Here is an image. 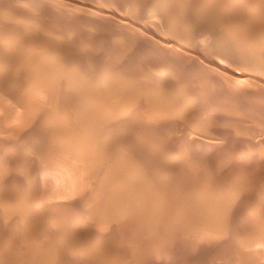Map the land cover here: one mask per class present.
Masks as SVG:
<instances>
[{
  "label": "rangeland",
  "instance_id": "374dc122",
  "mask_svg": "<svg viewBox=\"0 0 264 264\" xmlns=\"http://www.w3.org/2000/svg\"><path fill=\"white\" fill-rule=\"evenodd\" d=\"M4 1V2H3ZM16 1V2H15ZM32 1V2H31ZM41 1V3H40ZM53 1V2H52ZM76 2H73V0H34L35 3H33V0H1L0 2V14L2 15L4 13V16L2 15L3 17V20L5 19V21L3 22L2 20V17L0 15V26H2L0 28V37H2L0 39V54H1V57L5 58L2 59L3 61H1L2 63H4L2 65V63L0 64V67H1V72L3 74L2 76V79H5V80H0V86L2 85V89L0 90V97H2L1 101H0V105L2 107H0V240L2 239V241L0 242L1 245H0V264H90V262H94V264H100L101 262V259H104L103 261L106 262V264H121L120 261H122L123 264H159L158 262H160V264H177L178 261L179 263L178 264H228V261H229V264H246L248 261H251L252 264H264V256H260V253L263 251L264 252V245H260V244H257L255 242H257L259 239V237L261 238L262 236H264V199L261 198V197H264V71H262L264 69V58H262V56L264 57V26H263V23H264V10H262V12H259L258 10H256V15L258 16H254V18L252 17V22H251V19H245V15L243 13V15H240L242 14V11L243 12H246L244 11L245 9H241V12L239 10V16H237L238 12H236L233 7H231V5H227L228 1L229 0H195L193 2V0H191L192 2H190V0H74ZM82 3H81V2ZM134 1H135V5H134ZM145 1V2H144ZM149 3V8H150V12H152L154 14L155 12V15L152 16L150 19L149 18H146L145 17V9L148 7L147 6V3ZM177 1V2H176ZM209 1V3H208ZM234 0H230V3H232ZM242 1V0H240ZM261 1V3L259 2ZM264 1V0H263ZM262 0H255L256 2V8L258 9V7L262 6V9H264L263 5H264V2ZM15 2V3H14ZM38 2V3H37ZM66 2V3H65ZM119 2V3H118ZM125 2V3H124ZM152 2H154V4H152ZM157 2V3H156ZM186 2V3H185ZM196 2H197V5H196ZM199 2V3H198ZM216 2V3H215ZM220 2V3H219ZM244 2V0H243ZM54 3V4H53ZM60 3L61 4V7H60ZM64 3V4H63ZM70 3V4H68ZM138 3V4H137ZM168 3V4H167ZM178 3V4H177ZM221 3L223 4L221 6ZM245 5L249 3V1L246 0V2H244ZM254 3V0H251L249 5L251 4V6L253 5ZM14 4V5H12ZM145 4V5H144ZM150 4L152 6H150ZM160 4V9H159V5ZM173 4V5H172ZM189 4V5H188ZM200 4V5H199ZM209 4V5H208ZM219 4V5H218ZM36 5V6H35ZM39 5V6H38ZM124 5V6H123ZM169 5V7H168ZM201 5H202V8H201ZM227 5V6H226ZM246 5V6H247ZM14 6V7H13ZM42 6L44 8H42ZM68 6V7H67ZM71 6V7H70ZM80 6V7H79ZM130 6V7H128ZM147 6V7H146ZM158 6V7H157ZM175 6V7H174ZM194 6V7H193ZM204 6V7H203ZM206 6V7H205ZM214 6V7H213ZM216 6H217V9H216ZM219 6V7H218ZM229 6V7H228ZM8 7V8H7ZM13 9H12V8ZM20 7V8H19ZM78 7V8H77ZM95 7V8H94ZM157 7V8H156ZM162 7V9H161ZM208 7V9H207ZM223 7V8H221ZM250 7V6H249ZM5 8V9H4ZM25 8V9H24ZM148 8V9H149ZM153 8V9H152ZM166 8H167V11H166ZM175 8V11L173 13V9ZM180 8V9H179ZM182 8V9H181ZM194 8V10H193ZM225 8V9H224ZM234 9V13H233V9ZM251 8V7H250ZM20 9V10H19ZM28 9H29V12H28ZM58 9V10H57ZM60 9H62V11H60ZM73 9V11H72ZM100 9V10H99ZM152 9V10H151ZM171 9V10H170ZM206 9V10H205ZM4 10V11H3ZM19 10V11H18ZM71 12H69V11ZM159 10V11H158ZM186 12H184V11ZM193 11V13L196 11L195 14H193L191 11ZM218 10V11H217ZM7 11V12H6ZM12 11V13H10ZM26 11V12H25ZM32 11V12H31ZM102 11V12H101ZM104 11V12H103ZM140 14H138L139 12ZM148 11V10H147ZM164 11V13H163ZM180 11V12H179ZM188 11V12H187ZM200 11V13H199ZM203 11V12H202ZM205 11V13H204ZM212 11V12H211ZM225 11V12H224ZM18 12V13H17ZM101 12V14H100ZM162 12L163 15H160ZM179 12V13H178ZM181 12H183L184 14H182ZM191 12V13H190ZM211 12V13H210ZM230 12V13H229ZM35 14L34 15H32ZM43 13V14H42ZM62 13V14H61ZM114 13V14H113ZM165 13L167 15H165ZM169 13H173V15L169 14ZM204 13V15H203ZM229 13V14H228ZM16 14L15 17H13L14 15ZM21 14V15H20ZM26 14V15H25ZM143 14V15H142ZM176 14L177 15V18L176 16L174 15ZM186 14L188 15L186 17ZM198 14V15H197ZM227 14V15H226ZM236 14V15H235ZM7 15V17H6ZM9 15V17H8ZM12 15V17H10ZM25 17H24V16ZM31 15V16H30ZM141 15V17H140ZM209 17H208V16ZM212 15V17H210ZM224 15V16H223ZM233 15V16H232ZM261 15V16H260ZM263 15V16H262ZM20 16V17H19ZM163 16V17H162ZM166 16V17H165ZM170 16H171V19H170ZM174 16V17H172ZM180 16V17H179ZM184 16V18H183ZM189 16H191L189 18ZM202 16V17H201ZM222 18H221V17ZM236 18L234 19L235 23L233 22V18L232 17H235ZM260 16V17H259ZM24 17V18H23ZM34 17V18H33ZM39 17V18H38ZM156 17H159V18H156ZM196 17V18H195ZM201 18L199 20V18ZM206 17V19L204 18ZM209 19H208V18ZM218 17V18H217ZM226 17V19H225ZM229 17V18H228ZM259 17V19H258ZM262 17V18H261ZM9 18V19H8ZM19 18L20 19V23H19ZM26 18H29V21L28 19ZM33 18V19H32ZM38 18V19H37ZM162 18V19H161ZM164 18V19H163ZM182 18V19H181ZM261 18V19H260ZM11 19V21H10ZM14 19V20H13ZM35 19H37L35 21ZM154 19V20H153ZM179 19V20H178ZM208 19V21H207ZM10 21L12 22V24H10V22H6V21ZM32 20H34L32 22ZM165 20V21H164ZM174 20V21H173ZM177 20V22H176ZM188 20H190L191 22H188ZM194 20V21H192ZM198 20V21H197ZM203 20V21H202ZM214 20H216V22H214ZM241 20V22H240ZM244 20V21H243ZM256 20H258L256 22ZM17 21V22H16ZM22 21L24 22L23 24L24 25H21L22 24ZM179 21V22H178ZM203 23H202V22ZM221 21V23H220ZM225 21L228 22V24L226 25ZM239 21V23H238ZM250 23H249V22ZM30 22V23H29ZM36 22V23H35ZM196 22V23H195ZM206 22V23H205ZM210 23V26H209V23ZM243 22H245L243 24ZM259 22V24H258ZM5 23V24H4ZM29 23V24H28ZM34 23V26H32V24ZM40 23V25L38 24ZM43 23V24H42ZM177 23V24H176ZM183 23V24H182ZM185 23V24H184ZM189 25H188V24ZM216 23V24H215ZM234 23V24H233ZM240 23H241V26H240ZM248 23V24H247ZM255 23V24H253ZM10 24V25H9ZM17 24V25H16ZM27 24V26H26ZM169 24L171 27H169ZM172 24V25H171ZM199 24V25H197ZM204 24V25H203ZM223 24V25H222ZM233 24V25H232ZM43 25V26H42ZM184 25V26H183ZM196 25V26H195ZM213 25V26H212ZM218 25V26H217ZM238 25V26H237ZM244 25V26H242ZM252 25V26H251ZM256 27L257 31L256 33H254L253 31V34H255L254 36L251 35L252 37H247L246 35V30H247V33H250L253 29H254V26ZM261 25V26H260ZM8 26V27H6ZM11 26V27H10ZM36 26V28H35ZM38 26V28H37ZM42 26V27H40ZM177 30H175V28ZM179 26V27H178ZM198 26H200L201 28H199ZM206 26V27H205ZM209 26V27H208ZM219 26H220V30H219ZM232 26V27H231ZM4 27V29H3ZM25 27L27 28V31L25 30ZM30 27V28H29ZM32 27V28H31ZM208 27V28H207ZM226 27V28H225ZM238 27V28H237ZM241 27V28H240ZM247 27V28H246ZM261 27L263 29H261ZM17 30H15V29ZM42 28V29H41ZM188 28V30L186 29ZM190 28V29H189ZM199 28V30H198ZM207 28V30L205 29ZM217 28V29H216ZM222 28V29H221ZM244 28V29H243ZM249 28V29H248ZM8 29V31H7ZM181 29L183 31H181ZM195 29V30H194ZM212 29H214L212 31ZM227 29V30H226ZM235 29V30H234ZM237 29V30H236ZM241 29V30H240ZM261 29V31L259 30ZM16 32H15V31ZM25 30V31H24ZM44 30V32H43ZM53 30V31H52ZM211 30V31H210ZM244 30V31H242ZM255 30V29H254ZM5 31V32H4ZM18 31V32H17ZM23 31V32H22ZM177 31V32H176ZM185 31V32H184ZM187 31V32H186ZM200 31V32H198ZM209 31V32H208ZM218 31L220 32L218 34ZM263 31V32H262ZM41 32V33H40ZM57 32V33H56ZM180 32V33H179ZM193 32V34H192ZM196 32L198 34H196ZM202 32V33H201ZM208 32V33H207ZM213 32V35H211ZM224 32V33H223ZM12 33V34H11ZM26 33V34H25ZM53 33V34H52ZM55 33V34H54ZM187 33V35H186ZM208 36H207V34ZM226 33V34H225ZM230 33V34H229ZM233 33H235L233 35ZM239 35H238V34ZM244 33V34H243ZM261 33V35H260ZM19 34V35H18ZM31 34V35H30ZM178 34V35H177ZM206 36H205V35ZM241 34L245 35L246 36V39L243 41V37ZM257 34V36H256ZM4 35V36H3ZM55 35V36H54ZM182 37H181V36ZM197 35V37H195ZM200 35V36H199ZM215 35V37H214ZM229 35V36H228ZM240 35L242 36V39L240 37ZM7 36V38L5 37ZM17 36V37H16ZM19 36V37H18ZM26 36V38H25ZM180 36V37H179ZM188 36V37H186ZM190 36V38H189ZM194 36V37H193ZM239 36V37H238ZM259 36V37H258ZM261 36V38H260ZM263 36V37H262ZM55 37V38H53ZM202 38V41L204 40V44L201 42V38ZM210 37V38H209ZM212 37V38H211ZM231 37V39H230ZM234 37L236 38V40H234ZM11 38V39H10ZM18 38V39H17ZM37 38V39H36ZM60 38V39H59ZM192 38V40H191ZM194 38H196L194 40ZM200 38V42L198 43V39ZM207 38V39H206ZM219 38V39H218ZM238 38V39H237ZM240 38V43L238 42ZM255 41H253V39ZM258 38V39H257ZM16 39V41H15ZM29 39V40H28ZM33 39V40H32ZM55 39V40H54ZM213 39H216V40H213ZM229 39V40H228ZM257 39V40H256ZM3 40V41H1ZM43 40V41H41ZM212 42H211V41ZM7 41V42H6ZM29 41V43H28ZM31 41V43H30ZM210 41V42H209ZM225 41V42H224ZM243 41V42H242ZM248 41V42H247ZM252 41V42H251ZM11 42V44H10ZM14 42V43H13ZM18 42V43H16ZM57 44L58 46V51L60 50V53L57 54V52H52V49H51V52L50 50H47L45 51L46 49H44V47L46 46L45 44L47 45H52V43L54 44ZM187 42V43H186ZM222 42V43H220ZM237 42V45L235 44ZM260 42L262 44H260ZM9 43V45L7 44ZM22 43V45H21ZM34 43V45H33ZM60 43V45H59ZM63 43V44H62ZM216 45H214V44ZM219 43V44H218ZM224 43V44H223ZM232 43V44H231ZM245 43V44H244ZM250 43V45H249ZM252 43V44H251ZM255 43V44H254ZM16 44V45H15ZM29 44V45H28ZM42 44V45H41ZM222 46H221V45ZM231 44V46H230ZM247 44L249 46H247ZM4 45V46H3ZM7 45V46H6ZM24 45V46H23ZM33 45V46H32ZM225 45V46H224ZM226 45H228L226 47ZM239 45V46H238ZM242 46L241 48V51H240V47ZM261 45V46H260ZM3 46V47H2ZM10 46V47H9ZM18 46V47H17ZM20 46H21V49H20ZM25 46L28 48L26 49ZM38 46V48L36 47ZM44 46V47H43ZM214 46H217V47H214ZM221 46V47H219ZM224 46V48H223ZM230 46V47H229ZM237 46V47H236ZM254 46V47H253ZM256 47L260 48L259 51L256 52ZM260 46V47H259ZM263 46V47H262ZM9 47V48H8ZM33 49V52L31 51ZM219 47V48H218ZM232 47V48H231ZM261 47L263 48V52L261 51ZM5 50H4V49ZM7 48V49H6ZM15 48V49H14ZM18 48V49H16ZM40 48V49H39ZM43 48V49H42ZM217 48V49H216ZM221 48H222V51H221ZM229 50H228V49ZM250 48V49H249ZM13 49V50H12ZM20 49V50H19ZM23 49V50H22ZM31 49V50H30ZM42 49V51H41ZM65 49V50H64ZM68 49V50H67ZM211 49V50H210ZM214 49V50H213ZM216 49V50H215ZM227 49V50H225ZM232 49V50H231ZM238 49V50H237ZM242 49H245L243 50L244 53L242 52ZM248 49V50H246ZM254 49V52H256L254 54L253 50ZM9 50V51H8ZM19 50V51H18ZM27 50V51H26ZM31 52H30V51ZM44 50V51H43ZM230 50L232 51V53L230 52ZM236 50V52H235ZM250 50L251 53L253 52V54L257 57V54H258V58H260L261 60L258 61L257 58H254V55H252L250 53ZM15 51V52H14ZM73 51V52H72ZM217 51V52H215ZM226 51V52H225ZM246 51V52H245ZM249 51V52H248ZM19 52V53H18ZM22 52V53H21ZM27 52V53H26ZM35 52V53H34ZM38 52V53H37ZM46 54V52L49 54L48 57H47V61L49 60L48 58H50V62L48 61V64L50 63L49 66V69L45 72H47L49 74V70L51 72L54 70L60 72L61 70V74L63 73L62 72V68L64 73L65 71L66 72H70L71 70V73H70V76H72L71 74L74 75V77L76 76V78H74L73 80H67L69 78H67L65 80L64 76L65 75L64 73L61 75L60 73L58 74V77L61 78L63 77L64 81L62 79H59V82L61 81V83L63 82L64 84H57L56 80L55 79V72L54 74L51 75V72H50V75H51V83L53 82V84L55 83L57 85V88L61 85H62V88L60 90H65L63 91L62 94L61 91L58 92L60 96H56V102H60L59 107L54 108V104L53 102L55 103V101L53 99L55 98H49L44 96V95H38L39 92H37V96L36 94L33 93V90L37 89L38 86L36 85L37 83L40 85V86H43L42 82H44V78L46 79V76L47 73L45 74V76L43 75H40L39 72L36 73L34 72L37 71V68L35 67L34 69V66H37L35 65V60H40L42 57H41V54ZM69 52V53H68ZM212 52V53H211ZM223 52V53H221ZM242 52V55L240 54ZM263 53L259 55V53ZM3 53V54H2ZM8 53V54H7ZM12 53V54H11ZM39 56H37V54ZM52 53H55V54H52ZM62 53V54H61ZM64 53V54H63ZM68 53V54H66ZM75 54V55H69V54ZM209 53V54H208ZM211 53V54H210ZM216 53V54H215ZM218 53V54H217ZM228 53V54H227ZM249 55V61L252 60L250 63L247 62L248 60H245L244 58L248 57L247 55L244 56V54ZM250 53V54H248ZM26 54V55H25ZM35 54V56H34ZM78 57H77V55ZM221 56H220V55ZM227 54V55H225ZM237 56H236V55ZM240 54V55H239ZM3 55V56H2ZM8 55V56H7ZM53 55V56H52ZM57 55V56H56ZM61 57H59V56ZM238 55L240 57H238ZM12 56H15V57H12ZM29 56V57H28ZM46 56V55H45ZM64 58H63V57ZM70 56V58L68 57ZM74 56V57H72ZM81 56V57H80ZM209 58H208V57ZM215 56V57H214ZM223 56H225L223 58ZM227 56V57H226ZM231 56V57H230ZM233 56L235 58H233ZM244 58H243V57ZM253 56V59H251L250 57ZM261 56V57H260ZM28 57V59H27ZM38 57V59H37ZM40 57V58H39ZM69 60H68V58ZM222 59H221V58ZM238 57V58H237ZM14 58V59H13ZM36 58V59H35ZM62 58V59H61ZM76 58V59H74ZM207 58V59H205ZM215 58V60L213 59ZM227 58V59H226ZM233 58V60H232ZM242 58V59H240ZM55 59V60H54ZM59 59V60H58ZM67 59V60H65ZM211 59V60H210ZM232 61H230V60ZM236 59V60H235ZM248 59V58H247ZM255 59V60H254ZM257 59V60H256ZM25 60V61H24ZM31 60H33L31 62ZM58 60V62H57ZM76 60V62H75ZM79 60V62L77 61ZM86 62H83L85 61ZM225 60V61H224ZM235 60V61H234ZM241 60V61H240ZM244 62H243V61ZM254 60V61H253ZM6 61V62H5ZM28 61V62H26ZM57 64H55L54 63ZM62 61V62H61ZM67 61H71L72 64H69ZM240 61V62H239ZM259 62L258 64L256 62ZM31 62V63H30ZM62 64H61V63ZM65 62V63H64ZM218 62V63H217ZM221 62V63H220ZM225 62V63H223ZM236 62H239V63H235ZM253 62L256 63L253 65ZM261 62V63H260ZM11 64V65H8V64ZM15 63V64H14ZM23 63V64H22ZM78 63V64H77ZM80 63V64H79ZM82 63V65H81ZM246 63V64H245ZM248 63H249V66H248ZM263 63V64H262ZM21 64V65H20ZM28 64V65H26ZM31 66H30V65ZM77 66H76V65ZM235 64V66L233 65ZM239 64V65H238ZM241 64V65H240ZM253 65L254 68L255 66H257V68L259 67V65H261L259 67V70H255L254 68H252ZM8 65V66H7ZM23 65V66H22ZM33 65V66H32ZM72 65V67L74 68H70V66ZM78 65H81L78 67ZM211 65V66H210ZM216 65V66H215ZM225 65V66H224ZM238 65V66H236ZM243 65V66H242ZM3 66V68H2ZM13 66V67H12ZM26 66H28V69ZM30 66V67H29ZM64 66V67H63ZM86 66V67H85ZM219 66V68H218ZM222 66V67H221ZM234 66V67H233ZM248 66V67H246ZM263 66V67H262ZM7 67V68H6ZM55 67V68H54ZM57 67V68H56ZM61 67V68H60ZM69 67V68H67ZM83 67V68H81ZM84 67H85V71H84ZM238 67V68H237ZM250 67L252 69H250ZM263 69H262V68ZM16 68V69H15ZM22 68V69H21ZM26 70H24V69ZM60 68V69H59ZM67 68V70H66ZM106 68V69H105ZM222 68V69H221ZM245 68L250 69L252 71V73L249 72V70L247 71ZM6 69V70H5ZM14 69V70H13ZM71 69V70H69ZM77 69V70H76ZM81 71H80V70ZM230 69V70H229ZM232 69V70H231ZM238 69H240V72L243 71L244 69L247 71V72H242L244 74H247V75H251L253 74V71L255 72V74L251 75L250 78H247V79H244L242 80L243 82L239 83L238 82L236 83L234 80V82L232 81V74L231 72H237ZM254 69V70H253ZM18 70V71H17ZM91 72V73H88V71ZM104 70L102 73L101 71ZM218 70V71H217ZM7 71V72H6ZM9 71V73H8ZM13 73H12V72ZM15 71V73H14ZM30 71V72H29ZM32 71V72H31ZM84 71V73H83ZM222 71V72H221ZM18 72V73H17ZM74 72V73H73ZM81 73L82 76L80 74ZM214 72V73H213ZM218 72V73H216ZM239 72V71H238ZM261 72V73H259ZM24 73V74H23ZM26 73V75H25ZM53 73V72H52ZM57 73V72H56ZM88 73V74H87ZM108 73V74H107ZM222 73V74H221ZM250 73V74H249ZM6 74V75H5ZM13 74H14V77L17 79H15L13 77ZM22 74V75H21ZM36 74V75H35ZM39 74V76H37ZM44 74V72H43ZM68 74V73H67ZM66 76L68 77L69 75ZM76 74V75H75ZM87 74V79L90 78V80H86V77L85 75ZM106 74L108 76H106ZM112 74H114V76H112ZM230 74V75H229ZM259 74V76H258ZM263 74V75H262ZM27 75H29L30 77H26ZM34 75V76H33ZM91 77H90V76ZM110 75V77H109ZM225 77H224V76ZM231 77H229V76ZM23 76V77H22ZM33 76V77H32ZM253 76V77H252ZM263 76V77H262ZM7 79H6V78ZM36 77V78H35ZM57 77V75H56ZM78 77V78H77ZM89 77V78H88ZM109 77V78H108ZM113 77V78H112ZM220 77V78H219ZM224 77V78H223ZM255 77V78H254ZM14 78V79H13ZM40 78V79H39ZM50 78V76H49ZM54 78V79H53ZM73 78V76L71 77V79ZM80 78L82 80H80ZM232 78V79H231ZM254 78V79H253ZM258 78V79H257ZM11 79V80H10ZM38 79V80H37ZM77 79V80H76ZM80 81H79V80ZM100 79V80H99ZM107 79V80H106ZM31 80V82H30ZM37 80V81H36ZM43 80V81H41ZM49 79L47 78L45 81L47 82H44V86H48V84L50 83V81H48ZM87 83H86V81ZM109 80V81H108ZM231 80V81H230ZM249 80V81H248ZM257 82H256V81ZM10 81V82H8ZM36 81V82H35ZM40 81V82H39ZM74 81L77 83H74ZM78 81V82H77ZM83 81V82H82ZM85 81V82H84ZM89 81V82H88ZM103 81V83H102ZM112 81V82H111ZM252 81V82H251ZM260 81V82H259ZM5 82V83H3ZM8 82V83H7ZM17 82V83H15ZM20 82V83H19ZM93 82V83H92ZM97 82V83H96ZM251 82V83H250ZM13 83V84H12ZM19 83V84H18ZM34 83V86H32V84ZM47 85H46V84ZM71 83V84H69ZM83 83V84H82ZM99 83L100 85H105L106 84V88L105 87H101L99 86ZM111 83V84H110ZM115 83V84H114ZM246 85H245V84ZM250 83V85H249ZM9 84V85H8ZM15 84V85H14ZM22 84V85H21ZM49 84L50 86V90L52 88H54L53 86H55L56 88V85H53ZM67 84V85H65ZM80 86H79V85ZM90 84L87 89L86 86ZM98 84V85H97ZM113 84V85H112ZM233 84V85H232ZM235 84V85H234ZM242 84V85H241ZM244 84V85H243ZM5 85V86H4ZM7 85V86H6ZM18 85V86H16ZM28 85V88H26ZM36 85V86H35ZM70 85L72 87H70ZM76 85V87L74 86ZM79 87H78V86ZM84 85V86H83ZM86 85V86H85ZM96 85V86H95ZM110 85V87H109ZM112 85V86H111ZM123 85V86H122ZM157 87H156V86ZM12 86V87H11ZM14 86V87H13ZM39 86V87H40ZM115 86V87H113ZM149 86V87H148ZM8 87V88H6ZM36 87V88H34ZM68 87V88H67ZM81 87V88H80ZM99 89V93L98 95L103 94L101 95L102 96H105L108 94L109 91L112 90V92H116V95L113 94V99L111 100V98L109 96H105L106 98H108L109 100L107 101H112L115 102V104L113 105H116V108H118L119 106V111H118V114H116V109L115 107L113 108V110L115 109V112H112L114 114H112V116L108 113V115L105 113L107 112H102L106 117H104L103 115H100L99 117V113H101V111L97 112L99 110V108H101V102H98V103H101L100 104V107L97 108L98 106H94L95 105V102L97 100V96L95 95V90ZM101 87V88H100ZM113 87V88H112ZM125 87V89H124ZM126 87H128L129 90L131 93H127L129 91L126 90ZM132 87V88H131ZM193 87V88H192ZM198 87V88H196ZM15 88V89H14ZM47 88V87H45ZM52 89V92L54 91H58V89ZM77 88V89H75ZM82 88H84L85 92L83 93L82 92ZM105 88V89H103ZM110 88V89H109ZM126 91H123V89ZM13 89V90H12ZM19 89V90H18ZM30 89V90H29ZM49 89V87H48ZM72 89V90H70ZM79 89V90H78ZM89 89V90H88ZM91 89V91H90ZM93 89V91H92ZM97 89V90H98ZM103 89V90H102ZM115 89V90H113ZM121 90V92L123 91V93H127V95L130 94V96H127L129 97L127 100L126 94H123V99L124 97H126L124 100L125 101H130V104L128 103V106H127V103L123 102L121 99H119L120 97L122 98L121 96V93L118 92L119 90ZM160 89V90H159ZM164 89V91H163ZM6 92H5V91ZM9 90V91H8ZM11 90V91H10ZM21 90V91H20ZM78 90V91H77ZM96 90V92H97ZM134 90V91H133ZM149 90V91H148ZM155 90V91H154ZM157 90V91H156ZM38 91V90H37ZM57 91L55 93H57ZM76 91L73 95V92ZM87 91V92H86ZM95 93V94H90L91 97H93V95L96 96L95 100L93 101V104L92 102H89L91 98L89 95H86L87 93ZM106 91V92H105ZM143 91L145 93H143ZM166 93V94H163L162 92ZM186 91V92H185ZM188 91V92H187ZM192 91V93H191ZM196 91V93H195ZM3 92V93H2ZM9 92V93H8ZM31 92V93H30ZM71 92H72V95H71ZM104 92L106 94H104ZM112 92H109L112 93ZM159 92V93H158ZM5 93V94H4ZM17 95H16V94ZM29 93V94H28ZM36 93V92H35ZM55 93H53L55 95ZM57 93V94H58ZM85 94L86 96L84 97L85 100H87L85 103L87 104V102H89L90 104H92V106L88 103L87 106L83 103L85 100L81 97L84 96L83 94ZM117 93H120V96L117 94ZM140 93L139 97L138 94ZM149 94V95H146ZM152 93H154V95H152ZM156 93V94H155ZM190 93V94H189ZM3 94V96H1ZM28 94V95H27ZM34 94V95H33ZM52 94V95H53ZM62 94V95H61ZM78 94V95H77ZM80 94V95H79ZM108 94V95H109ZM135 94V95H134ZM151 94V95H150ZM189 94V95H188ZM9 95V96H7ZM24 95V96H23ZM27 95V97H26ZM31 95V96H30ZM139 97L137 98L136 97ZM146 95V96H145ZM161 96L162 97V100L161 97H158V96ZM167 98H165V96ZM170 95V96H169ZM184 95V96H183ZM7 96V97H5ZM33 96V97H32ZM35 96V97H34ZM40 96V97H39ZM46 97L48 100H53V102L51 101H48L47 99H45L44 97ZM70 96V97H69ZM80 97L79 99L77 97ZM87 96H89V98H87ZM143 96V98H142ZM164 96V97H163ZM175 96V97H174ZM193 96L196 97V103H193L194 105H196L195 109L193 111L195 112H189L188 113V117L187 116V113L185 114L182 110L183 108V103L186 101V100H189L191 101L190 99H195ZM12 97V98H11ZM19 97V98H18ZM59 97V98H58ZM62 97H65L62 98ZM105 97H102L103 99H106ZM115 97H117L118 102H117V99H115ZM119 97V98H118ZM135 97V99H134ZM155 97H158L155 99ZM170 97V98H169ZM180 97V98H179ZM183 97V98H182ZM6 98V99H5ZM24 98V99H23ZM30 98V99H29ZM37 98V99H36ZM42 98V99H41ZM47 100V101H44L43 100ZM74 98V99H73ZM135 100V102L132 100ZM150 98V99H149ZM164 98V99H163ZM201 98V99H200ZM203 98V99H202ZM4 99V100H3ZM14 99V100H13ZM20 99V100H19ZM23 99V101H22ZM62 99V101H61ZM84 100L83 102L81 100ZM91 99V100H92ZM101 98H98L97 101H100ZM144 99V100H143ZM149 99V104L147 102V100ZM169 99V100H168ZM177 99V100H176ZM200 99V100H199ZM25 100V101H24ZM60 100V101H59ZM64 100V101H63ZM76 100L77 102L78 101H81V105L78 104L76 105ZM165 100V101H164ZM37 101V103H35ZM69 101V102H68ZM103 101V100H101ZM139 101V102H138ZM155 101V102H154ZM159 104H158V102ZM171 101V102H169ZM176 101V102H174ZM198 101V102H197ZM204 101V102H202ZM12 102V103H11ZM16 102V103H14ZM21 102V103H20ZM24 102V103H22ZM34 106V107H30V105ZM31 102V103H30ZM42 102V103H41ZM44 102V103H43ZM63 102V103H62ZM123 102V104H122ZM138 102V103H137ZM147 102V103H146ZM174 104H173V103ZM199 102H201V104H199ZM208 102V104L206 103ZM2 103V104H1ZM7 103V104H6ZM9 103V104H8ZM34 103V104H33ZM65 103L70 106L68 108V106H65ZM80 103V102H79ZM98 103L96 102V105H98ZM121 103V104H120ZM137 103V104H136ZM146 103V104H145ZM154 103V104H153ZM161 103V104H160ZM164 103H165V106H164ZM168 103V105H166ZM190 103V102H189ZM17 104V105H16ZM22 104V106H21ZM25 104V105H24ZM39 104H40V107H39ZM45 104H46V107H45ZM62 104V105H61ZM63 104L65 106L66 109H62L60 108L61 106L63 107ZM111 104V103H110ZM118 104V105H117ZM126 104V106H124ZM176 104V105H175ZM182 104V106H181ZM210 104V105H209ZM13 105V106H12ZM49 105V107H48ZM55 105V107H56ZM82 105L85 107H82ZM104 105V104H103ZM107 105V104H106ZM112 105V104H111ZM111 105L110 108H111ZM132 107H130V106ZM155 107H154V106ZM161 105V106H160ZM175 105V106H173ZM202 105V106H201ZM203 105L205 107H203ZM208 105V106H206ZM3 106H6V107H3ZM9 106V108H8ZM27 106H29V108H27ZM77 106V108H76ZM90 106L92 108H90ZM108 106V108H109ZM139 106V107H138ZM159 106V107H158ZM176 106H181L180 109L179 107H176ZM199 106V107H198ZM201 106V107H200ZM14 107V108H12ZM18 107V108H17ZM22 107V108H21ZM51 107V109H49ZM95 110H92L93 108H95ZM105 107V106H102V108ZM121 107L124 109H121ZM128 107V109H125V108ZM138 108V110L136 108ZM150 109H149V108ZM170 107V108H169ZM198 107V108H197ZM207 107V108H206ZM27 112H26V110ZM31 108V109H30ZM60 108V109H59ZM72 108V109H71ZM75 108V109H74ZM85 108V109H84ZM87 108H90V109H87ZM101 108V109H102ZM145 108V109H144ZM177 108V109H176ZM204 108L207 110H204ZM212 108V109H211ZM5 109V110H4ZM19 109V110H18ZM30 109V110H28ZM36 109V110H35ZM58 109L60 111V116H62V118H60V116L57 118V116L59 115L58 114ZM62 109V111H61ZM155 109V110H154ZM170 111H169V110ZM178 109H180L178 111ZM197 109V111H196ZM203 109V113H206L204 114L205 118L203 117V113H201L202 115H199V111H201ZM11 110V111H10ZM24 110V111H23ZM43 110V111H42ZM57 113H55L56 111ZM72 110V111H71ZM77 110V111H76ZM80 110V111H79ZM87 110H90V111H87ZM97 110V111H96ZM122 110L126 113L124 115V112H122ZM146 110V111H145ZM150 112H149V111ZM152 110V111H151ZM157 110V112H156ZM164 110H166L165 112H163ZM174 110V111H172ZM177 110V111H176ZM199 110V111H198ZM3 111V112H2ZM8 111V112H7ZM17 111V112H15ZM19 111V112H18ZM48 111V113H47ZM55 111V112H54ZM82 111V112H81ZM86 111V112H85ZM94 111H96L98 114H97V117L95 116L96 115V112L94 114ZM121 111V112H120ZM136 113H135V112ZM148 111V112H147ZM162 112V113H159ZM206 111V112H204ZM11 112V113H10ZM34 112V113H33ZM62 112V113H61ZM64 112V113H63ZM68 112V113H67ZM79 112V113H78ZM88 112V114H87ZM132 112V113H131ZM155 112V114H153ZM169 112V113H168ZM174 112V113H173ZM179 112V115L178 113ZM183 112V114L181 113ZM196 112H199L197 113L198 115L196 116ZM209 112V114L207 113ZM3 113V114H2ZM9 113V114H8ZM25 113V114H24ZM36 113V114H35ZM85 113V115L83 114ZM94 115V116H91L89 117L90 120H89V123L90 125H86L84 126V128L82 127V123H79L77 121H79L81 119V122L83 120V118L85 120L86 119V115H89L91 114ZM101 113V114H102ZM121 113V114H119ZM123 113V114H122ZM129 113V114H128ZM148 113V114H147ZM151 113L153 114V117L151 115ZM173 113V114H172ZM211 113V114H210ZM12 114V115H11ZM20 114V115H19ZM24 114V115H23ZM35 114V115H34ZM55 115L54 117V120H53V116ZM58 114V115H57ZM61 114H64V115H61ZM66 114L72 116V119L74 118V120L76 121H72V119H69L68 115V122L69 120H71V123H64L63 121V116H66ZM81 116H79V115ZM163 114V115H162ZM167 114V115H166ZM171 114V115H170ZM208 114V115H207ZM8 115V116H7ZM11 115V116H10ZM26 115V116H25ZM30 115V116H29ZM117 115V116H116ZM124 117H120V116H123ZM165 115V116H164ZM184 115V117H183ZM5 116V118H4ZM51 116V117H50ZM90 116V115H89ZM114 117L115 120H113L112 122V119L111 117ZM155 116V117H154ZM192 116V117H191ZM202 116V118L200 119L199 117ZM11 117V119L9 118ZM16 117V118H14ZM33 117V118H32ZM35 117V118H34ZM93 117V118H92ZM108 117V118H107ZM126 117V118H125ZM196 117V118H195ZM198 117V118H197ZM214 117V118H213ZM22 118V119H21ZM29 118V119H28ZM40 118V119H39ZM52 118V119H51ZM61 119L59 121H63V127L60 126L61 128H63V132H65L66 135L63 134V132H58L56 133L57 129H58V126L60 125V122H59V125L58 123L56 124V120L58 122V119ZM77 118H80L79 120H77ZM88 118V116H87ZM95 118L97 120V123L95 124H98V123H102L105 121V124H107V126H101L103 124H100L99 126H101V128L103 127V134H101L100 132V137L101 135L102 136V139L104 137V140H101L100 137H97L96 136V140L99 138L101 141H95V142H99V149L102 150V148H104L105 151L109 150V149H112V150H109V153H112V156L110 157L108 154L111 161H113L116 165L113 170L112 173H115L114 174V178L113 180L117 183L115 184V182H112L111 178L110 177H107L108 175L111 176L110 174L112 173H108L109 171H106L107 169L109 170V167L112 168V164L108 167V162H111L109 160H107V158H103L101 159V157H103L105 155V153L103 151H100L103 155L100 154L99 152V149H96L98 146L97 144L98 143H93L94 139H95V136L93 137L94 139H90L92 137V134L94 133L95 134V131H93L94 127L95 129L98 127V129H96L97 131H99V126H96L94 125V122L95 121ZM99 121H98V119ZM103 118V119H101ZM110 118V119H109ZM120 118V120H119ZM190 118V119H189ZM194 118V120H193ZM259 118H260V121H259ZM25 119V120H24ZM50 119V120H49ZM93 119V120H92ZM101 119V120H100ZM106 119V120H105ZM108 119V120H107ZM126 119V121H124ZM131 119V120H130ZM187 119V120H186ZM192 119V120H191ZM197 119V120H196ZM204 119V120H203ZM212 119V120H211ZM8 120L9 122L7 123L6 121ZM13 120V121H12ZM16 120V122H15ZM31 120V121H29ZM38 120V121H37ZM111 120V121H109ZM203 123H202V121ZM3 121V122H2ZM18 121V122H17ZM29 121V123H27ZM48 121V123H47ZM54 123H53V122ZM116 123H115V122ZM120 121V122H119ZM200 121V122H199ZM205 121V122H204ZM212 121V122H211ZM14 122V123H13ZM22 122H24L22 124ZM46 122V123H44ZM72 122H75V123H72ZM112 122V123H111ZM118 122V123H117ZM121 122H122V127H118L121 125ZM262 122V123H261ZM8 127H7V125ZM13 123V124H11ZM16 123V124H15ZM37 123V124H36ZM53 123V124H52ZM76 123H79L77 125H75ZM110 124H113L112 125H109ZM139 125H138V124ZM5 124V125H4ZM34 124V125H33ZM36 124V125H35ZM56 124V125H54ZM62 124V123H61ZM72 124H74V126H72ZM93 124V126H91ZM115 124V125H114ZM12 125V126H11ZM29 125V126H28ZM54 125V126H53ZM118 125V126H116ZM131 125H132V128H131ZM138 125V126H137ZM207 125H210L209 127ZM5 126V127H4ZM12 128H11V127ZM20 126V127H19ZM51 126V127H50ZM72 126V127H71ZM113 129H112V127ZM128 126V127H127ZM29 127V129H28ZM48 127V128H47ZM50 127V128H49ZM67 127V128H66ZM70 127V128H69ZM91 127V128H90ZM136 127V129H135ZM140 127V128H139ZM5 128V129H4ZM11 128V130H10ZM23 128V130H22ZM47 128V129H46ZM52 128V129H51ZM83 128V129H82ZM85 128H89L87 130H84ZM100 128V130H101ZM106 128V129H105ZM109 128V129H108ZM115 128V129H114ZM117 128V130H116ZM120 130H119V129ZM123 128V129H122ZM203 128V130H202ZM208 128H209V131H208ZM16 132H15V130ZM38 129V130H37ZM49 129V130H48ZM94 129V130H95ZM122 129V131H121ZM128 129V130H127ZM205 129V130H204ZM8 130V131H7ZM14 130V131H13ZM20 130V131H19ZM24 130H26L24 132ZM40 130V132H39ZM47 130V131H46ZM52 130V131H51ZM71 131L69 132V134L71 133V135L73 134V136H77V134L79 136H77V138L75 137L74 140H69L67 142V140L69 139L68 138V132L67 131ZM75 130L77 131V134L74 135V133L72 132H75ZM90 130V131H89ZM141 130V131H140ZM3 131V132H2ZM37 131L38 132V135L37 133L34 132ZM46 131V132H44ZM54 131V132H53ZM59 131V130H58ZM83 131V132H82ZM96 131V132H97ZM110 131H114L113 134L112 132ZM131 131V132H130ZM7 132V133H6ZM11 132V133H10ZM20 132V133H19ZM42 132V133H41ZM53 132V134L51 133ZM87 132V133H86ZM89 132V133H88ZM92 132V133H90ZM107 132V133H106ZM125 132V133H123ZM130 132V133H129ZM263 132V134H262ZM9 133V134H8ZM14 133V134H12ZM26 133V134H25ZM32 133V134H31ZM76 133V132H75ZM82 133V134H81ZM105 133L107 135H105ZM110 133V135H109ZM117 133V134H115ZM121 135H120V134ZM137 133V134H136ZM21 136H20V135ZM31 134V135H30ZM36 134V135H35ZM59 134H62L61 136ZM68 134V135H67ZM85 134L87 136H85ZM97 135H99V132L96 133ZM95 134V135H96ZM115 134V135H114ZM129 134V135H128ZM131 134V135H130ZM133 134V135H132ZM142 134V135H141ZM262 134V135H261ZM15 135V136H14ZM57 135V136H56ZM59 135V136H58ZM70 135V136H71ZM109 135V136H108ZM114 136L115 139H114V143L112 144H109L110 142L108 141L110 139L111 136ZM119 135V136H117ZM123 135V136H122ZM135 135V137H134ZM138 135V136H137ZM150 135V136H149ZM14 136V137H13ZM19 136V138H18ZM27 136V138H26ZM29 136V137H28ZM53 136V137H52ZM64 138H63V137ZM72 136V137H73ZM85 136V137H84ZM90 136V138H89ZM112 136V137H113ZM141 136V137H140ZM149 136V137H147ZM13 137V138H12ZM49 137V138H48ZM60 137V138H59ZM113 137V138H114ZM127 137V138H126ZM131 137V139H130ZM137 137V138H136ZM152 137V138H151ZM3 138V139H2ZM18 138V140H17ZM21 138V139H20ZM26 138V140H24ZM63 138V139H61ZM67 138V139H65ZM71 138V137H70ZM80 138V139H79ZM124 138V139H123ZM129 138V139H128ZM135 138V139H134ZM155 138V140H154ZM262 138V139H261ZM6 139V140H5ZM20 143L16 141V140ZM46 139V140H44ZM90 140V143L91 144H88L86 145L89 141H84V140ZM98 139V140H99ZM128 139V140H127ZM134 139V140H133ZM153 139V141H152ZM11 140V141H10ZM20 140V141H19ZM22 140V141H21ZM24 140V142H23ZM59 140V143H57ZM76 140L77 143H79L81 145V143H85L83 144L82 146H80L79 144H76ZM82 140V141H81ZM93 140V141H92ZM112 140V138L110 139V141ZM125 140V141H124ZM136 140V141H135ZM146 140V141H145ZM148 140V141H147ZM57 141V142H56ZM61 141V142H60ZM70 141H73L74 142V145L72 144V146L74 147L75 145H78V147L80 148V152L82 153H78V157L77 156H74L73 154H76L77 155V151L79 150L78 149H75L77 146H75V150L76 152H69L70 150L73 151L71 148L69 150L71 144ZM104 141V142H102ZM6 142V143H5ZM28 142V143H27ZM67 142V143H65ZM101 142V143H100ZM121 142V143H120ZM159 142V143H158ZM261 142V144H260ZM263 142V143H262ZM152 143V144H151ZM17 144V145H16ZM59 144V145H58ZM69 144V146H67ZM104 144V145H103ZM114 144H117L116 147H114L115 145ZM132 144V145H131ZM157 144V145H156ZM3 145V146H2ZM25 147H24V146ZM37 146V147H34ZM44 145V146H43ZM55 145V147H54ZM96 145V147H95ZM100 145H103V146H100ZM111 145V147L109 146ZM114 145V146H113ZM125 145V146H124ZM155 145V146H154ZM2 146V147H1ZM21 146V147H20ZM31 146V148H30ZM43 146V147H42ZM46 146V147H45ZM62 146V148H60ZM63 146H67L69 148H66L67 150H65L63 148ZM124 146V147H123ZM131 146V147H130ZM149 146V147H148ZM152 146V147H151ZM157 146V148H156ZM263 146V147H261ZM48 147V149H47ZM54 147V148H53ZM102 147V148H101ZM105 147L107 149H105ZM114 147V148H113ZM138 147V148H137ZM141 147V148H140ZM148 147V151H147V148ZM160 147V148H159ZM16 148V149H15ZM22 148V149H21ZM27 148V149H26ZM33 148V150H32ZM86 148V149H85ZM90 148V150H88ZM118 148V149H117ZM127 148V149H126ZM152 148V149H151ZM263 148V149H261ZM45 149V150H44ZM50 149V150H49ZM62 149L64 151V153L68 156V154H72V157L71 155L70 156H66V155H63L64 153L61 152ZM85 149V150H83ZM91 149H93L91 151ZM146 149V150H145ZM150 149V150H149ZM154 149V150H153ZM164 149V150H161ZM174 149V150H173ZM25 150V152H24ZM56 150V151H54ZM69 150V151H68ZM87 150V151H86ZM100 154H98V156H101V157H98L96 155V157L101 160H105L103 161V165L104 167L102 168L99 161L96 160V157H94L96 153V151ZM117 150V152H115ZM133 150V151H132ZM139 150H142V151H139ZM31 151H35L34 153L31 152ZM47 151V152H46ZM50 151V152H49ZM145 151V152H144ZM172 151V152H171ZM180 152V153H177V152ZM21 154H20V153ZM27 152V153H26ZM43 152V153H42ZM67 152H69L67 154ZM115 152V153H114ZM120 152V154H119ZM124 152V153H123ZM148 152V153H147ZM157 152V153H156ZM2 153V154H1ZM5 153V154H4ZM17 153H19L20 155H18ZM29 153V154H28ZM40 153V154H39ZM46 153V154H44ZM51 153V154H50ZM92 153V154H91ZM95 153V154H93ZM108 153V151L106 152ZM114 153V154H113ZM117 153V154H116ZM131 153V154H130ZM139 153V154H138ZM151 153V155H150ZM153 153V154H152ZM231 153V154H230ZM13 154V155H12ZM17 154V155H15ZM26 154V155H25ZM122 154V155H121ZM130 154V155H129ZM142 154V155H141ZM168 156H167V155ZM174 154V155H173ZM8 155V156H7ZM25 155V156H24ZM29 155V156H28ZM46 155V156H45ZM53 157H52V156ZM93 156L90 157V156ZM115 155V156H114ZM117 155V156H116ZM128 155V156H127ZM132 155V157H131ZM136 155V156H135ZM139 155V156H138ZM149 155V156H148ZM153 155V156H152ZM156 155V156H155ZM165 155V156H164ZM170 155V156H169ZM233 155V156H231ZM16 159H14V157ZM31 157L32 158H23V157ZM35 156V157H34ZM84 156H86V158L89 160V157L91 159V163L92 164H89L90 163V160L89 162L86 160L83 159ZM89 156V157H88ZM130 156V157H129ZM145 156V157H144ZM231 156V157H230ZM48 157H51V158H48ZM58 157V159H57ZM66 157V159H65ZM106 157V156H105ZM156 157V158H155ZM178 158V160L175 162V165L174 163L171 164L170 166V161L171 159H168V158ZM173 157V158H172ZM242 157V158H240ZM12 158V159H11ZM20 158V159H19ZM59 158L63 159L64 160V164L65 162L66 163H69L70 166H73L75 171L74 172H69L66 170L64 171V169H60V162L58 163ZM76 158V159H74ZM95 158V159H94ZM112 158L114 160H112ZM146 158V159H144ZM235 158H238L239 160H242L243 161V158L245 159L243 161V164L245 163V161H247L244 165H242V161L239 162V160L237 161H234L233 159ZM36 159V160H35ZM40 159V160H39ZM46 159H52V161H54L53 159H55V162H57L59 165H58V169H56L57 167H54L55 169H50L49 166L53 165V162H50L49 160H46ZM73 159V161L71 160ZM78 159V160H77ZM94 159V161H93ZM124 159V160H123ZM131 159V160H130ZM162 159V160H160ZM95 160L98 162L97 165L98 167H101L102 168V173H100V171L98 169L95 168ZM117 160V161H116ZM146 160V161H145ZM149 160H150V163H149ZM156 160V161H154ZM225 160V161H224ZM10 161V163H9ZM72 161V162H71ZM79 161V162H78ZM93 161V162H92ZM129 161L131 162V164L129 163ZM133 161V162H132ZM167 161V162H166ZM189 161V162H188ZM191 161V162H190ZM234 161V162H233ZM8 162V163H7ZM30 162V163H29ZM38 162V163H37ZM49 162V163H48ZM54 162V164H55ZM84 162V163H83ZM88 162V163H87ZM106 162V163H104ZM112 162V163H113ZM127 162V163H126ZM153 162V163H152ZM178 162V163H177ZM180 162V163H179ZM188 162V163H187ZM203 162V163H202ZM227 162V163H226ZM13 163V164H12ZM27 163V165H26ZM33 163V164H32ZM35 163V164H34ZM37 163V165H36ZM48 163V164H47ZM77 163V164H76ZM87 163V164H86ZM94 163V165H93ZM108 163V164H107ZM129 165V167L131 168V165L132 167L135 166V168H132V170H127V165ZM141 163V165H140ZM144 165H143V164ZM165 163V164H164ZM202 163V164H201ZM208 165H207V164ZM224 165H223V164ZM240 163V164H238ZM4 164V165H3ZM11 164V166H10ZM43 164V165H42ZM46 164V165H45ZM107 164V165H106ZM122 166H121V165ZM134 164V165H133ZM149 166H147V165ZM187 164V165H186ZM227 166H226V165ZM9 166V170H7V167ZM14 165L16 167H14ZM24 165V166H23ZM30 165V166H29ZM36 165V166H35ZM39 165V166H38ZM57 165V164H55ZM54 165V166H55ZM86 165V166H85ZM94 167V169H96V171L98 170V172L101 174L100 175V178H99V173L97 172L96 174L98 175V177L94 175L91 176L92 174V169H91V166ZM102 165V166H103ZM125 165V166H124ZM154 165V166H153ZM162 165V166H161ZM169 167H167V166ZM177 165L180 167V169L177 167ZM183 165V166H182ZM195 165V166H194ZM202 165V166H201ZM238 165L242 166V167H238ZM247 165V166H246ZM22 166V167H21ZM85 166V167H83ZM140 166V167H139ZM160 166V167H159ZM174 166V167H173ZM205 166V167H204ZM226 166V167H225ZM13 167V168H12ZM35 169H34V168ZM64 167V165H63ZM89 167V168H88ZM105 167H107V169H105ZM125 167V169H124ZM138 167V168H137ZM167 167V168H165ZM172 167V168H171ZM186 167V170L185 168ZM188 167V168H187ZM199 167V168H198ZM238 167V168H236ZM246 167V168H245ZM24 168V169H23ZM29 168V169H28ZM39 168V169H38ZM47 168V170L45 169ZM81 170H79V169ZM84 168V169H83ZM110 168V169H111ZM118 168V169H117ZM120 168V169H119ZM164 168V169H162ZM178 168V169H177ZM198 168V169H197ZM208 168V169H207ZM247 168H248V171H247ZM11 169V170H10ZM17 169V170H16ZM27 169V170H26ZM49 169V170H48ZM87 169V170H86ZM117 169V170H115ZM136 169V170H135ZM141 169V171H140ZM162 169V170H160ZM190 169V171H189ZM206 169V170H205ZM239 169V170H237ZM243 169V170H242ZM250 169V170H249ZM20 170V171H19ZM54 170V171H52ZM57 170V171H56ZM84 170V171H83ZM110 170V171H112ZM143 170V172H142ZM147 170V171H145ZM154 170V171H152ZM166 170H169L168 172ZM176 170V171H175ZM179 170V173L178 171ZM183 172H182V171ZM242 170V171H241ZM3 171V172H1ZM5 171V173H4ZM13 171V172H12ZM30 171V172H29ZM44 173H43V172ZM48 171V172H47ZM105 171V172H103ZM115 171V172H114ZM125 171V172H123ZM136 171V172H135ZM139 171V172H138ZM150 171V172H149ZM241 171V172H240ZM8 172V173H7ZM23 172V173H22ZM28 172V173H27ZM40 172V173H39ZM46 172V173H45ZM58 173L55 175V173ZM79 172V173H78ZM118 172V173H117ZM167 172V174H166ZM200 172V173H199ZM203 172V173H202ZM209 172V174H208ZM211 172V173H210ZM215 174H214V173ZM230 174H229V173ZM236 172V173H235ZM251 172V173H250ZM4 173V174H3ZM17 176H14L16 175ZM65 173V174H64ZM77 173V174H76ZM94 173V171H93ZM108 173V174H107ZM119 174L118 178L117 177V174ZM140 173V174H139ZM148 173V174H147ZM151 173V175L149 174ZM177 173V175H176ZM182 173V174H181ZM184 173V174H183ZM249 173V174H248ZM6 174V175H5ZM30 174V175H29ZM37 174V175H36ZM40 174V175H39ZM48 174V175H46ZM50 174V176H49ZM62 174V175H61ZM88 174V176H87ZM127 174V175H126ZM130 174V175H129ZM132 174V175H131ZM139 174V175H138ZM142 174V175H141ZM146 174V175H145ZM159 174V175H158ZM175 174V175H174ZM186 174V175H185ZM190 174V176L188 175ZM205 174V175H204ZM208 174V175H207ZM211 174V175H210ZM234 174V176H233ZM237 177H235L236 175H238ZM22 175H24L22 177ZM39 175V176H38ZM59 175V176H58ZM76 175L78 177H76ZM83 175V177H82ZM122 175V176H121ZM134 175H137V176H134ZM153 175V176H152ZM174 175V177H173ZM183 175V176H182ZM192 175V176H191ZM212 175H215V176H212ZM219 177H218V176ZM231 175V177H230ZM243 175V176H242ZM256 177H255V176ZM3 176V177H2ZM5 176V177H4ZM28 176V177H27ZM32 176V177H31ZM34 176V177H33ZM38 176V177H37ZM55 178H54V177ZM72 176V177H71ZM76 178H75V177ZM91 176V177H90ZM96 178H95V177ZM134 176V177H133ZM150 176V178H149ZM179 176V177H178ZM217 176V177H216ZM254 176V177H253ZM4 179H2V178ZM7 177V178H6ZM11 177V178H10ZM30 177V178H29ZM50 177V178H49ZM60 177V178H59ZM64 177V178H63ZM81 177V178H80ZM90 177V178H89ZM106 177V178H104ZM113 177V175H112ZM133 177V178H132ZM161 177L163 179H161ZM178 177V178H177ZM186 178L184 180V178ZM189 177V179H188ZM207 179H206V178ZM209 177V179H208ZM215 177V178H214ZM235 177V179H234ZM23 178V179H22ZM37 178V179H36ZM44 182H43V180ZM46 180H45V179ZM48 178V180H47ZM53 180H52V179ZM57 178V179H56ZM68 178V179H67ZM72 178V179H71ZM92 178H95V179H92ZM109 178V179H108ZM116 178V179H115ZM122 178V179H121ZM127 178V179H126ZM136 178V179H135ZM138 178V179H137ZM148 178V179H147ZM192 178V179H191ZM205 178V180H204ZM228 178V179H226ZM240 178V179H239ZM243 178V179H241ZM251 180H250V179ZM259 178V179H258ZM261 178V180H260ZM17 179V180H16ZM29 181H28V180ZM53 181H51V180ZM59 179V180H58ZM66 179V181H65ZM87 179V180H86ZM96 183V184H92L91 180ZM98 179V181H97ZM102 179V180H101ZM107 179V180H105ZM140 179V180H139ZM165 179V180H164ZM167 179V180H166ZM171 179V180H170ZM174 179V180H173ZM177 179V180H175ZM195 179V182H193V180ZM197 179V180H196ZM237 179H239L237 183ZM263 179V180H262ZM7 180V181H6ZM15 180V181H14ZM19 180V181H18ZM21 180V181H20ZM23 180V181H22ZM32 180V181H30ZM36 180V181H35ZM42 180V181H41ZM64 180V181H63ZM71 183H70V181ZM101 180V181H100ZM104 180L108 183V182H111L112 184L114 183V185L112 186L111 183L110 184H107L109 187L107 188H104L103 189V192L102 193V190L100 191V193L102 195H100L98 192H99V189L98 188H101L102 185H104L105 183ZM141 180L144 181V184L145 182L147 181V185H143L144 187H142L141 185L143 184L141 182ZM146 180V181H145ZM153 180V181H152ZM187 180V181H186ZM209 180V181H208ZM232 180V181H230ZM234 180V181H233ZM236 180V181H235ZM243 180V182H241ZM247 180V181H246ZM253 180V181H252ZM256 180V181H254ZM260 180V181H259ZM3 181V182H2ZM12 181V182H11ZM14 181V182H13ZM45 181H47L45 183ZM50 181V182H48ZM55 181V182H54ZM68 181V182H67ZM76 181V183H75ZM85 181V183H84ZM103 181V182H102ZM126 181V185H128L126 187L125 182ZM134 181V183H133ZM198 181V182H197ZM205 185V187L203 186V183ZM209 183V187L208 191H210V193H208L209 195H207L209 198H207L208 200L212 197V199L214 198L213 200V203H212V200L210 199V201L208 202H205L203 203L204 201V197H206V193H205V190L206 189H203V188H206V186H208V182ZM227 181V182H226ZM245 181V182H244ZM251 181V182H250ZM7 182V183H6ZM60 182H62V184H60ZM65 182V183H64ZM67 182V183H66ZM119 182H122L119 183ZM139 182L140 183V188L142 189H136V192H134V188L132 187H135V186H138L139 187ZM161 182V183H160ZM201 182V183H200ZM213 182V184L211 183ZM225 182V183H224ZM229 182V183H228ZM235 184H234V183ZM247 182V183H246ZM258 182V183H257ZM32 183V184H31ZM39 183V184H37ZM45 183V184H44ZM54 183V184H53ZM56 183V184H55ZM70 183V184H69ZM72 183L75 185V187L72 185ZM79 183V184H78ZM90 183V184H88ZM99 183V184H98ZM103 183V184H102ZM155 183V184H154ZM170 183V184H169ZM182 183V184H180ZM207 183V185H206ZM232 183V185L230 184ZM242 183V184H241ZM244 183V184H243ZM252 185H251V184ZM20 184V185H19ZM36 184V185H35ZM53 184V186H52ZM66 184V185H65ZM68 184V185H67ZM85 187H84V185ZM102 184V185H101ZM135 184V185H134ZM151 184V185H150ZM159 184H162L159 186ZM191 184H194V187H192L193 185ZM197 184V185H195ZM200 184L201 188H202V191L204 190V192L200 191L198 189V185ZM222 184V185H221ZM225 184V185H223ZM238 184V185H237ZM240 184V185H239ZM246 184V185H245ZM262 185V187L260 188V185ZM48 185V186H47ZM71 185V187L69 186ZM89 185V186H88ZM94 185V186H93ZM106 185V184H105ZM104 185V186H105ZM116 185V187H115ZM120 185V186H119ZM129 185H134V186H129ZM212 185L214 190L212 189ZM217 185V186H216ZM227 185V186H226ZM236 185V186H235ZM256 185L258 187H256ZM23 186H24V189H26V191L23 189ZM28 188H27V187ZM77 186V187H76ZM81 186V187H80ZM103 186V187H104ZM149 186V187H148ZM157 186V187H156ZM158 186L160 187L159 190L160 191H163V195L161 194L160 191H157L158 190ZM180 186V187H179ZM183 186V187H182ZM196 186V189H190V187L192 188H195ZM224 186V187H223ZM226 186V187H225ZM234 186V188H233ZM238 186V187H237ZM248 187V188H244V187ZM255 188H254V187ZM13 187V188H12ZM21 187V188H20ZM36 187V189H35ZM40 187V188H39ZM43 187V188H42ZM48 187H51V188H48ZM56 189H54V188ZM62 187V188H61ZM80 187V189H79ZM83 187V188H82ZM114 187V188H113ZM119 187V188H118ZM130 187V189H129ZM137 187V188H138ZM149 189H147V188ZM167 187V188H166ZM174 187V188H173ZM177 187V188H176ZM180 190H179V188ZM215 187L218 188V190H216V193H215ZM223 187V188H221ZM230 187L232 189H234V193L235 194H230L229 196V192L230 191H227L230 189ZM237 187V188H235ZM250 187H253V188H250ZM48 190H47V189ZM64 188V189H63ZM67 188V189H66ZM73 188V189H72ZM77 188V189H76ZM89 188V189H88ZM95 188V189H94ZM116 188V189H115ZM186 188L189 190V192L186 190ZM216 188V189H217ZM229 188V189H228ZM18 189V190H17ZM60 189V190H59ZM63 189V190H62ZM70 189V190H69ZM72 189V190H71ZM76 189V190H75ZM81 189H83L81 191ZM144 189V190H143ZM156 189V191H155ZM167 189V190H166ZM173 189V191H172ZM181 189H185L184 191H182ZM224 189V191H222ZM231 189V191H232ZM242 191L240 192L239 190ZM247 189V190H246ZM253 189V190H252ZM255 189V190H254ZM28 190V191H27ZM31 194H30V192ZM35 190V191H34ZM37 190V191H36ZM50 190H52L51 194L49 193ZM54 190V191H53ZM57 190L60 192V193H63V194H60L59 192H57ZM62 190V191H61ZM86 190H88L86 192ZM94 190V191H93ZM97 190V191H95ZM123 191V193L121 191ZM147 190V191H145ZM151 190V191H150ZM154 190V191H153ZM168 193V195H166V191ZM171 190V191H170ZM178 192H177V191ZM239 192H237V191ZM246 190V193H244ZM45 191V192H44ZM75 191V192H74ZM78 191V193H77ZM106 191H109L106 192ZM111 191V192H110ZM131 191V192H129ZM139 191V193H138ZM170 191V192H169ZM187 191V192H185ZM206 190V192H208ZM212 191H214L212 193ZM218 191V192H217ZM220 191H222V193H220ZM225 191H227V193H225ZM261 191V192H260ZM23 192V193H22ZM42 192V193H41ZM73 192V193H71ZM134 192V193H132ZM144 192V193H143ZM157 192V193H156ZM182 192V193H180ZM198 192V193H197ZM201 192V193H200ZM233 192V191H232ZM254 192V193H253ZM20 193V195H18ZM29 194V196H27V194ZM33 193V194H32ZM35 193V194H34ZM45 193V194H44ZM56 193V194H55ZM96 193V194H95ZM98 193V194H97ZM105 193L107 194V196L105 195ZM123 195H122V194ZM127 193V194H126ZM137 193V194H136ZM157 195H156V194ZM166 193V194H165ZM176 193V194H175ZM178 193V194H177ZM185 195H184V194ZM195 193V194H194ZM200 193V194H199ZM242 193V195H240ZM258 193H260L258 195ZM14 196H12V195ZM23 194V195H22ZM26 194V195H25ZM55 196H54V195ZM62 197V199L60 198V196ZM70 194V196L68 195ZM73 194V195H71ZM91 194V195H90ZM94 194V195H92ZM118 194V195H117ZM126 194V195H125ZM132 196H131V195ZM146 194V195H144ZM158 194H161V195H158ZM180 194V195H179ZM188 194V195H187ZM194 194V195H193ZM197 194V195H196ZM204 194V195H202ZM210 194L212 196H210ZM216 194V196H215ZM226 194V195H225ZM239 194V195H238ZM66 195V196H65ZM105 195V196H104ZM134 195L136 197H134ZM171 195H173L171 197ZM177 195V197H176ZM189 196L187 198V196ZM193 195V196H192ZM218 195V196H217ZM238 195V196H236ZM12 196V197H11ZM29 198H27V197ZM33 196V197H32ZM48 196V197H47ZM68 196V198H67ZM73 196V197H72ZM75 196V197H74ZM84 196V197H83ZM91 196V197H90ZM93 196V199H91ZM102 196V197H101ZM153 196V198H152ZM156 196V197H154ZM165 198H164V197ZM180 196V197H179ZM192 196V197H191ZM198 196V197H195ZM200 196H203V198ZM222 196V198H221ZM233 196V197H232ZM250 196H251V199H250ZM254 196H256V199L257 201L260 200L259 202H257L256 200L253 201ZM26 197V198H25ZM44 197V198H43ZM146 197V198H145ZM150 197V198H149ZM169 197V198H168ZM183 197V198H182ZM217 199H216V198ZM226 197V198H225ZM236 197V198H235ZM14 198V199H13ZM16 198V199H15ZM40 198V199H39ZM48 200H47V199ZM51 198V199H50ZM55 198V199H54ZM59 198V199H58ZM65 198V199H64ZM76 198L78 200H76ZM80 198V199H79ZM111 198V199H110ZM115 198V199H114ZM176 198V199H175ZM186 198V199H185ZM192 198V199H191ZM224 198L226 200H224ZM227 198H229L227 200ZM234 198H235V201H234ZM260 198V199H258ZM20 199V200H19ZM24 199V200H23ZM34 199V201H33ZM53 199V201H52ZM84 199V200H83ZM88 199V200H87ZM106 199V200H105ZM127 199V200H126ZM141 199V200H140ZM147 199V200H145ZM168 199V200H167ZM182 199V200H181ZM194 199L196 202H194ZM197 199V200H196ZM201 199V200H200ZM261 199H262V204L260 203L261 202ZM59 200H61L59 202ZM87 200V201H86ZM98 200V201H97ZM114 200V201H113ZM116 200V201H115ZM133 200L135 202H133ZM162 200V201H160ZM170 200V201H169ZM175 202H174V201ZM181 200V202H180ZM232 200V201H231ZM253 202H252V201ZM21 201V202H19ZM47 201V202H46ZM71 201L73 203H71ZM75 201V203H74ZM79 201V202H77ZM98 202V205H97V202ZM101 203H100V202ZM121 201H123L121 203ZM142 201V202H141ZM155 203H154V202ZM169 201V202H168ZM173 201V202H172ZM184 201V202H183ZM186 201V202H185ZM193 201V202H192ZM202 201V202H201ZM206 201V199H205ZM224 201V202H222ZM229 201V202H228ZM234 203V204H232ZM13 202V203H12ZM25 202V204H24ZM41 202V203H40ZM58 202L60 203V205H58ZM70 202V203H69ZM90 202V203H89ZM92 202V203H91ZM94 202V203H93ZM106 202V204L104 203ZM117 202V203H116ZM125 202V203H124ZM128 202V203H127ZM138 202V203H136ZM168 202V203H167ZM190 202V203H188ZM192 202V203H191ZM201 202V206L203 205L204 208H207L208 206H210V209L213 210V208L215 209L216 206L220 205V204H226V202H228L225 206L227 207H230V211L232 210V214H230V216H240L242 217V213L244 214L243 217H245L243 220H240L242 221L241 222V226L239 225L240 221L237 222L238 224L235 228V230L232 231V233H224L222 231H224L223 229H219V228H222L223 225L219 222L220 221V216L216 219H219V222L217 225H219L217 227V225L214 224L215 227H217L218 229L216 230L215 227L212 226V223H213V219L214 218V214L210 217L211 220L209 219L210 217L208 216V214L206 215L207 218L209 219L211 223V227L212 229H209L210 230H213V228H215L216 232H213V231H210L209 234H208V230H205L203 229L204 227L200 224V226L198 225V221L197 219H195V217L200 214L201 212H197V207L200 206L198 204H200ZM218 204H217V203ZM220 202V204H219ZM255 202V203H254ZM21 203V204H20ZM23 203V204H22ZM41 205H40V204ZM55 203V204H54ZM96 203V204H95ZM113 203V204H112ZM134 203V204H132ZM142 203V204H141ZM196 205V209L190 206H193V205H190V204H193ZM207 203H208V206H207ZM210 203V204H209ZM13 204V205H12ZM30 204V206H29ZM35 204V205H34ZM37 204V206H36ZM50 204V205H48ZM64 204V205H63ZM76 206H74V205ZM92 204V205H91ZM95 204V205H94ZM110 204H112V209L114 211H112V209L110 208ZM118 204V205H117ZM122 206H121V205ZM129 204V205H128ZM174 206L176 205L175 207H172L171 206ZM187 204H188V207H187ZM207 206H205V205ZM214 204V205H213ZM258 204V205H257ZM10 205V206H9ZM20 207H19V206ZM44 207H41L43 206ZM66 205L68 207H66ZM80 205V206H79ZM83 207H82V206ZM91 205V206H90ZM101 205V207H100ZM116 205V206H115ZM124 205V206H123ZM148 205V206H147ZM166 205V207H165ZM231 205H233L231 207ZM252 205V207H250ZM256 205V207H254ZM259 205H262L259 206ZM14 208H13V207ZM40 206V207H38ZM62 208H60V207ZM87 206V207H86ZM90 206V207H89ZM98 206H99V209H102V208H105V206H109V213L107 216V212L106 209L105 211L106 212H103V210H100V212L98 211ZM103 206V207H102ZM117 208H115V207ZM150 206V207H149ZM211 206H215V207H211ZM235 206V208H234ZM259 206V208L257 207ZM19 207V208H17ZM35 207V209H34ZM46 207V208H45ZM72 207V208H71ZM79 209H78V208ZM85 207V208H84ZM92 207V208H91ZM120 207H122L123 211L126 212L124 213L123 211H121ZM141 209H140V208ZM146 207V208H145ZM172 207V209H171ZM185 207V208H184ZM187 207V209H186ZM189 207L192 209V210H189ZM250 209H249V208ZM254 207V208H253ZM263 209H261V208ZM9 212H8V210ZM31 208V209H30ZM37 208V209H36ZM40 208V209H38ZM45 208V209H44ZM48 208V210H47ZM72 209V210H69V209ZM81 208V209H80ZM119 208V209H118ZM139 208V209H138ZM150 208V209H149ZM163 208V209H162ZM255 210L254 212H252L253 210ZM16 209V210H15ZM27 209V210H26ZM29 209V210H28ZM44 209V210H43ZM54 211H53V210ZM63 209V210H62ZM86 209V210H85ZM97 209V211H96ZM119 211H117V210ZM127 209V211H126ZM144 209V210H143ZM154 209V210H153ZM156 209V210H155ZM162 209V210H161ZM164 209H167V210H164ZM175 209V211H174ZM178 209V210H177ZM181 209V211H180ZM209 208H207V210L203 209L204 212L208 211ZM236 211H234V210ZM247 209V210H246ZM16 212H15V211ZM26 210V211H25ZM31 210V211H30ZM34 210V211H33ZM38 211V214H37V211ZM43 210V211H41ZM52 210V211H51ZM77 210V211H76ZM83 210V212H82ZM93 214L96 215L97 218H95V215L93 216L89 211ZM94 210V211H93ZM132 212H130V211ZM143 210V211H141ZM173 210V211H172ZM186 210V211H184ZM15 213H14V212ZM19 211V212H18ZM23 211V212H22ZM58 211V212H57ZM70 211V212H69ZM73 211V212H72ZM75 211V212H74ZM81 211L80 213H77ZM111 211V212H110ZM123 213H121V212ZM136 211V212H135ZM140 211V212H139ZM170 211V212H169ZM184 211V212H182ZM188 211V212H187ZM194 212V219L196 220V222L192 223L191 221V214ZM243 211V212H242ZM262 214H261V212ZM41 212V213H40ZM46 212V213H45ZM51 212V213H50ZM60 212V213H59ZM63 212H64V216L63 215ZM68 212V213H67ZM86 212V214H85ZM96 212V213H95ZM103 214H102V213ZM117 212V214L115 213ZM120 212L121 214L119 215ZM130 212V214H129ZM142 212V214H141ZM146 212V213H145ZM156 212V213H155ZM163 212V213H162ZM167 212V213H166ZM179 212V213H178ZM191 212V213H190ZM203 212V213H204ZM211 211H208L207 213H209ZM236 212H239L238 214ZM241 212V213H240ZM246 212V213H245ZM248 212V213H247ZM252 212V213H251ZM260 212V215L259 213ZM3 213V214H2ZM10 213V214H9ZM22 213L24 215H22ZM33 213V214H32ZM50 213V214H49ZM58 213V215H57ZM66 213V214H65ZM75 213H77L75 215ZM85 215H84V214ZM89 213V214H88ZM100 213V214H98ZM112 213V214H111ZM132 213V214H131ZM138 213V214H137ZM162 213V214H160ZM188 213V214H187ZM201 213V215H198L201 216L200 218L203 217V219L205 218V214ZM256 215H255V214ZM17 214V215H16ZM21 214V215H20ZM36 214V215H35ZM39 214H42V215H39ZM45 214V216H44ZM54 214V215H53ZM56 214V215H55ZM68 214L70 215V218L68 216ZM97 214L99 216H97ZM113 214H116L115 215V218L114 219V215ZM141 214V215H140ZM144 214V215H143ZM147 214V215H146ZM175 214H177L175 216ZM179 214V216H178ZM183 214V215H182ZM190 214V215H189ZM196 214V215H195ZM228 214V215H229ZM237 214V215H236ZM28 215V216H27ZM31 215V216H30ZM35 215V216H34ZM52 215V216H51ZM81 215V216H80ZM88 215V217H87ZM92 215V216H90ZM111 215V216H110ZM118 215L120 216L118 218ZM127 215V217H126ZM131 218H130V216ZM138 215V216H137ZM143 215V216H142ZM153 217H152V216ZM155 215V216H154ZM158 215V217H157ZM171 215V216H170ZM184 216V218H182V216ZM187 215V217H186ZM4 216V217H3ZM12 216V217H11ZM23 216V217H22ZM33 216V217H32ZM40 216V217H39ZM48 216V217H46ZM52 218H51V217ZM60 216V217H59ZM72 216V218H71ZM77 218H76V217ZM102 216L106 219H103ZM107 216V218H106ZM113 216V217H112ZM135 216V217H134ZM140 216V217H139ZM190 216V218L188 217ZM193 216V215H192ZM234 216V217H235ZM247 216V217H246ZM259 216V217H258ZM263 218H262V217ZM15 217V218H14ZM28 219H26V218ZM35 217V218H34ZM43 217V218H42ZM125 217V219H124ZM188 220H184L186 218ZM196 217V218H198ZM215 217H217V215H215ZM255 217V218H254ZM21 218H22V222H21ZM39 218V219H38ZM45 218V219H44ZM69 218V219H67ZM75 218V219H74ZM80 218V219H79ZM87 218V219H86ZM91 220H90V219ZM93 218V220H92ZM102 220L101 223H99L100 219ZM131 220L129 221L128 220ZM133 218V219H132ZM154 218L155 219V223H154ZM165 218V219H164ZM169 218V220H168ZM177 218V219H176ZM192 218V220H193ZM247 218H250V219H247ZM6 219V221H5ZM9 219H13V221H8ZM31 221H30V220ZM72 219V220H71ZM97 220V225H96V220ZM113 219V220H112ZM149 219V220H148ZM158 219V220H157ZM175 219V220H174ZM216 222L214 223H217L218 220H216ZM242 219V218H240ZM254 221H253V220ZM260 219V220H259ZM262 219V220H261ZM28 220V222H27ZM44 220V221H43ZM51 220V221H49ZM52 220H56L55 222L52 221ZM74 220V221H73ZM76 220V221H75ZM83 220V221H82ZM105 220V221H104ZM108 220V223L106 222ZM110 220V222H109ZM126 220V221H125ZM135 220V221H134ZM153 220V221H152ZM160 220V221H159ZM167 221L166 223H164L163 221ZM173 220V221H172ZM189 220H190V223H189ZM205 221H207V223L209 222L206 218L204 219ZM213 220V221H212ZM258 220V222H256ZM42 221V222H40ZM46 221V223H45ZM63 221V222H62ZM65 221V222H64ZM67 221V222H66ZM87 221V222H86ZM89 221H93L95 223H92ZM137 221V222H136ZM139 221V222H138ZM163 223H162V222ZM180 221V222H178ZM183 223H182V222ZM194 221V220H193ZM16 222V224H15ZM32 222V223H31ZM39 222V223H38ZM49 222V223H48ZM52 222V223H51ZM59 222V223H58ZM69 222V223H68ZM72 222V223H71ZM74 222V223H73ZM78 222V224H77ZM105 222V223H104ZM116 222V223H115ZM118 222V223H117ZM120 222V224H119ZM150 222V223H148ZM160 222V223H159ZM172 222V223H171ZM178 222V223H177ZM186 222H188L187 224H185ZM244 222V225H242V223ZM250 222H253V223H250ZM8 223V224H6ZM21 226H20V224ZM38 223V225H37ZM63 225H62V224ZM65 223V224H64ZM68 223V224H67ZM80 223V224H79ZM83 223V224H82ZM113 223V224H112ZM131 223V224H129ZM133 223V224H132ZM147 225H146V224ZM153 223L155 225V227H157L156 229L153 228ZM162 223V224H161ZM181 223V225H180ZM196 223V224H195ZM248 223V225H247ZM257 223V225H256ZM25 224V225H24ZM59 226H58V225ZM75 224L76 227H75ZM95 224V225H94ZM98 224H100L99 226H101L102 228H98ZM107 224V226H106ZM110 224V225H109ZM117 224V225H116ZM119 224V225H118ZM135 224V225H134ZM159 224V225H158ZM161 224V225H160ZM184 224V225H183ZM205 224V222H204ZM203 224V225H204ZM221 224V226H220ZM224 224V223H223ZM254 224V225H253ZM259 224V226H258ZM3 225V226H2ZM15 225V228H13ZM19 225V226H17ZM29 225V226H28ZM47 225V226H46ZM52 227H51V226ZM57 225V227L55 226ZM72 225V226H71ZM113 225V226H112ZM116 225V226H115ZM123 225V226H122ZM136 225H139L136 226ZM144 227H143V226ZM171 225V227H170ZM187 227H186V226ZM192 227L190 228L189 227ZM253 225V226H252ZM39 226V227H38ZM45 226V227H44ZM61 226V227H60ZM65 226H69V227H65ZM73 226L75 227V230L73 228ZM79 226H85V227H82V228H78ZM89 226V227H88ZM97 228H96V227ZM105 226V228H104ZM111 226V228H110ZM120 226V227H119ZM149 226V227H148ZM178 226V227H177ZM202 226V227H201ZM210 226V225H209ZM207 224H205V227L208 229ZM240 226V227H239ZM244 226V227H243ZM250 226V227H249ZM6 227V228H5ZM37 227V228H36ZM43 227V229H42ZM60 227V228H59ZM64 227V228H63ZM94 227V228H93ZM119 227V229H118ZM129 227V228H128ZM133 229H131V228ZM164 227V228H163ZM186 227V228H185ZM194 227V228H193ZM249 227V228H248ZM256 227V228H255ZM5 228V229H4ZM11 228V229H10ZM39 228V229H38ZM45 228V229H44ZM53 228V229H52ZM77 228V229H76ZM135 228V229H134ZM140 228V229H139ZM144 228V229H143ZM152 228V229H151ZM161 228V229H160ZM170 228V229H169ZM176 228V229H175ZM202 228V231L201 229ZM210 228V227H209ZM243 228V229H242ZM259 228V229H258ZM35 229V230H34ZM38 229V230H37ZM63 229V230H62ZM67 229V231H66ZM92 229V230H91ZM96 231H95V230ZM99 229V230H98ZM174 229V230H173ZM178 229V230H177ZM179 229H181L179 231ZM192 229V230H191ZM196 229V230H194ZM239 231H237V230ZM258 231H256V230ZM22 230V231H21ZM62 230V231H61ZM65 230V231H64ZM84 230V231H83ZM87 230V231H85ZM119 230V231H118ZM127 230H129L128 232H126ZM131 230V231H130ZM150 233H149V231ZM153 230V231H152ZM156 230V231H154ZM160 230V231H159ZM165 232L166 231H169V232ZM185 230V231H184ZM188 230V231H187ZM196 232H194V231ZM200 232H199V231ZM220 232H219V231ZM243 230V231H242ZM249 231L251 230L252 233H250V231L248 232V234H246L247 232L246 231ZM7 231V232H6ZM22 233H20V232ZM31 231V232H30ZM37 231V232H36ZM39 231V232H38ZM45 231V232H44ZM56 231V232H55ZM59 231V232H58ZM71 231V232H70ZM90 231V232H89ZM94 231V232H93ZM103 231V232H102ZM133 231V232H132ZM142 231V232H141ZM144 231V232H143ZM148 231V232H147ZM151 231L153 233H151ZM161 233H159V232ZM163 231V232H162ZM176 231V232H175ZM190 231H193V232H190ZM198 231V232H197ZM206 231V232H205ZM256 231V232H255ZM260 231V233H259ZM5 232V233H3ZM28 232V233H27ZM35 232V233H34ZM50 234H49V233ZM67 232V233H66ZM75 232L77 234H75ZM98 232V233H97ZM100 232V233H99ZM108 232V233H107ZM120 232V234L118 233ZM127 234H126V233ZM134 232H136V234H134ZM141 232V233H140ZM147 232V233H146ZM183 232V233H182ZM186 232V233H185ZM205 232V233H203ZM213 232V233H212ZM221 234H219V233ZM243 232V233H242ZM9 235H7V234ZM40 233V238L38 237ZM46 233V234H45ZM65 233V234H64ZM69 233V234H68ZM114 233V234H113ZM158 235H157V234ZM173 233V234H172ZM175 233V234H174ZM189 233V235L187 234ZM191 233V234H190ZM195 233V234H194ZM237 233V234H236ZM6 236H5V235ZM15 234V235H14ZM18 234V235H17ZM20 234V236H19ZM28 234V235H27ZM33 236H32V235ZM35 234V235H34ZM60 234V235H59ZM81 234V235H80ZM108 234V235H107ZM110 234V235H109ZM112 234V235H111ZM116 234V235H115ZM118 234V235H117ZM124 234V235H122ZM142 234V235H141ZM180 234V236H179ZM194 234V235H193ZM201 234H204V235H201ZM230 234V236H229ZM3 235V236H2ZM23 235V236H22ZM31 235V236H30ZM37 235V236H36ZM50 235V236H49ZM52 235V236H51ZM55 235V237H54ZM67 235L71 236V239L70 237H68ZM80 235V237H79ZM84 235V236H82ZM100 235V236H98ZM106 235V236H104ZM145 235V236H143ZM161 235V237H159ZM170 235V236H169ZM176 235V236H175ZM182 235V236H181ZM221 235V237H220ZM223 235V236H222ZM225 235V236H224ZM234 235V236H233ZM239 235V237H238ZM241 235V236H240ZM244 235H246L247 237H245ZM255 235V236H253ZM8 236V237H7ZM12 236V237H11ZM26 236V237H25ZM30 236V239L28 238ZM47 236V238H46ZM75 236V238H74ZM82 236V237H81ZM106 238H104V237ZM113 236V237H112ZM130 236V237H129ZM139 239H138V237ZM149 236V237H148ZM155 236V237H154ZM175 236V237H174ZM194 236V237H193ZM206 238L205 240L208 242H206L204 239V237ZM236 236V238H235ZM251 236V238H250ZM259 236V237H258ZM25 237V238H24ZM34 237V238H33ZM51 237V238H50ZM59 237V238H58ZM65 237V238H64ZM116 237V238H115ZM124 237V238H123ZM127 237V238H126ZM141 237V238H140ZM144 237V238H143ZM147 237V239L145 240V238ZM157 237V238H156ZM162 239L159 241V238ZM165 237H170V238H165ZM178 237V238H176ZM185 239H184V238ZM187 237V238H186ZM193 239H191V238ZM217 237V238H216ZM220 237V238H219ZM223 237V238H222ZM227 237V239H226ZM247 238L245 239L244 238V241L247 242V244H244L246 245L243 246L242 243H244V241H242L243 239H240V238ZM257 237V238H256ZM4 238V240H3ZM7 238V239H5ZM13 238V239H12ZM21 238V239H20ZM34 240H33V239ZM44 238V239H42ZM55 240H54V239ZM82 240H81V239ZM92 240H91V239ZM97 238V239H96ZM108 238V239H107ZM130 238V239H129ZM136 238V239H135ZM154 238V240L152 239ZM156 238V239H155ZM173 238V239H172ZM201 238V240L199 239ZM203 238V239H202ZM216 238V239H215ZM219 238V239H218ZM256 238V240H255ZM264 238V237H263ZM29 239V240H28ZM41 239V240H39ZM63 239V240H60ZM67 240L68 242L66 243ZM86 239V240H85ZM94 239L97 240V242L94 243ZM151 239L153 241H151ZM167 239V241H166ZM175 239V240H174ZM178 239V240H177ZM184 239V241H183ZM191 239V240H189ZM199 241H198V240ZM211 240V242L209 240ZM221 239V240H220ZM225 239V240H224ZM236 239H239L236 240ZM252 239V240H251ZM258 239V240H257ZM17 240H18V243L20 245L17 244ZM21 240H23V242H21ZM25 240V241H24ZM46 240V242H44ZM53 240V241H52ZM59 240L60 243H57ZM76 240V242H75ZM99 240V241H98ZM101 240V241H100ZM103 240V241H102ZM116 242H114V241ZM137 240V241H136ZM139 240V241H138ZM142 240V241H141ZM173 240V242H172ZM186 240H189L190 242L186 241ZM218 240V241H216ZM232 240V241H230ZM250 240V241H248ZM15 241V242H13ZM51 241V242H50ZM56 241V242H55ZM64 241V242H63ZM121 241V242H120ZM135 241V242H134ZM150 241V242H149ZM176 241V242H175ZM178 241V242H177ZM201 241V242H200ZM205 241V242H203ZM214 241V242H213ZM221 241V242H220ZM226 241V242H225ZM235 241V242H234ZM242 241V243H241ZM33 242V243H32ZM40 242V243H39ZM42 242V243H41ZM49 242V243H48ZM54 242V243H53ZM90 242V244L88 243ZM100 242V243H98ZM134 243V244H130V243ZM144 242V243H143ZM149 242V243H148ZM162 244H161V243ZM171 242V243H170ZM183 242V243H182ZM188 242V243H187ZM193 242V244H191ZM199 243V244H196V243ZM204 244H203V243ZM216 242V243H215ZM219 242V243H218ZM224 242V243H223ZM231 242V243H230ZM3 243V245H2ZM5 243V244H4ZM6 243H9V244H6ZM16 243V244H15ZM45 243V244H44ZM71 244V246L69 247V245ZM75 243V244H74ZM82 243V244H81ZM91 243L93 244L92 246ZM121 243V244H119ZM127 245H130V246H127ZM157 243V244H156ZM160 243V244H159ZM166 243V244H165ZM174 244L173 246L171 244ZM186 243V244H185ZM212 243V244H210ZM215 243V244H214ZM221 243V244H220ZM227 243V244H226ZM230 243V244H229ZM249 243V245H248ZM24 245V247L22 248V246ZM34 244L36 246H34ZM44 244V245H43ZM48 244H49V247H48ZM53 244V245H52ZM66 244V245H65ZM74 244V245H73ZM79 244V245H78ZM85 244V245H84ZM103 246H102V245ZM124 244V245H123ZM142 244V245H141ZM156 244V245H155ZM166 246L167 244L169 245L167 248L164 246ZM218 244V245H217ZM224 246H223V245ZM234 244V245H233ZM238 244V245H237ZM240 244V245H239ZM29 245V246H28ZM38 245V246H37ZM40 245V246H39ZM60 245V246H59ZM84 245V246H83ZM89 245V246H87ZM97 245V246H95ZM105 245V246H104ZM111 245V246H109ZM146 245V246H145ZM162 245V246H160ZM171 245V247H170ZM193 245V246H192ZM198 245V246H197ZM205 245V246H203ZM222 245V246H221ZM231 245V246H229ZM250 245L252 247H250ZM255 247H254V246ZM13 246L12 250H11V247ZM33 246L35 248H33ZM99 246V247H98ZM119 246V247H118ZM121 246V248H120ZM136 246V247H135ZM141 246V247H139ZM149 246V247H148ZM160 246V247H159ZM178 246V247H177ZM184 246V247H183ZM191 246H192V249H191ZM239 246V247H238ZM259 246V247H258ZM263 246V247H262ZM17 247V248H16ZM20 247V248H19ZM27 247V248H25ZM29 247L33 250H30ZM46 250H45V248ZM58 247V248H57ZM64 247V248H63ZM80 247V248H78ZM90 247V248H89ZM94 249H93V248ZM97 247V248H96ZM102 247V248H101ZM113 247V248H111ZM124 247V249H123ZM129 247V248H128ZM145 247V248H144ZM163 247V248H162ZM179 247H182L181 249ZM201 247V249H200ZM230 247V248H229ZM233 247V248H232ZM238 248L236 250V248ZM253 247L255 249H253ZM262 247V248H261ZM8 248V249H7ZM15 248V249H14ZM22 248V250H21ZM25 248V250H24ZM41 250H40V249ZM49 248V249H48ZM61 248V249H60ZM67 248V249H66ZM68 248H71L68 249ZM77 248V250H76ZM84 248V250H83ZM88 248V249H87ZM132 248V249H131ZM138 248V249H137ZM169 248V250H167ZM172 249V252H171V249ZM175 248V249H174ZM184 248V249H183ZM205 248V249H204ZM249 248L251 250H249ZM258 248V249H257ZM44 249V250H43ZM57 250L54 251V250ZM75 249V250H74ZM106 249V250H105ZM113 251H112V250ZM129 249V250H128ZM135 249V251H134ZM145 249V251H144ZM148 249V250H147ZM156 249V250H154ZM187 249V250H186ZM195 249V250H193ZM210 249V250H209ZM213 249V251H211ZM248 249V250H247ZM253 249V250H252ZM257 249V250H256ZM262 249V251H261ZM4 250V251H3ZM18 250V251H16ZM35 250V251H34ZM63 250V251H62ZM82 252H81V251ZM87 250V251H86ZM92 250V252H91ZM101 250V252H100ZM103 250V251H102ZM105 250V251H104ZM132 252H131V251ZM141 250V251H140ZM161 250V251H160ZM166 250V251H165ZM179 250V251H177ZM191 250V251H189ZM208 250V251H207ZM223 251L222 253L220 252ZM232 250V251H231ZM240 250V251H239ZM244 250V251H243ZM259 250V251H258ZM6 251V252H5ZM21 251V252H20ZM24 251V252H23ZM26 251V252H25ZM28 251V252H27ZM37 251V252H36ZM43 251V252H42ZM71 251V253L69 252ZM106 251H109L108 253H106ZM112 251V252H111ZM115 251V252H114ZM120 251V252H119ZM124 251V252H123ZM143 251V252H142ZM148 251V252H147ZM155 251V252H154ZM170 251V252H168ZM175 255H173L174 253ZM177 251V252H175ZM191 254H189L188 252ZM198 253H196V252ZM204 251V252H203ZM207 251V252H205ZM247 251V252H246ZM250 253H249V252ZM253 251V252H252ZM261 251V252H260ZM13 252V253H12ZM15 252V253H14ZM18 252V253H17ZM20 252V253H19ZM36 252V253H35ZM41 252V253H40ZM48 252V253H47ZM51 252V253H50ZM56 252V254H55ZM67 252V253H66ZM73 252L75 253L76 252V255L73 254ZM79 252V255L78 253ZM85 254H84V253ZM90 255H89V253ZM105 252V254L103 253ZM111 252V254H109ZM118 252V253H116ZM151 252V253H150ZM159 252V253H158ZM186 252L188 254H186ZM204 254H202V253ZM213 252V253H211ZM229 252V253H228ZM240 254H238V253ZM241 252H244V253H241ZM257 252V253H256ZM262 252V254H263ZM5 253V254H4ZM7 253V254H6ZM24 253V254H23ZM27 253V254H26ZM47 253V254H46ZM55 255H53V254ZM88 253V254H86ZM96 253V255H95ZM103 255H102V254ZM136 253V255H135ZM144 253V254H143ZM149 255H148V254ZM154 253V254H153ZM168 253V254H167ZM194 253V254H192ZM196 253V254H195ZM199 253H201L202 255L201 256H198L200 255ZM211 253V254H210ZM10 254V255H9ZM26 254V255H25ZM34 254V255H32ZM42 254L44 255L42 257ZM62 254V255H61ZM70 254V255H69ZM99 254V255H98ZM108 254V255H107ZM117 254V255H116ZM171 254V255H170ZM179 254H181L179 256ZM216 254V256H215ZM224 254H226L227 256H225ZM230 254V256H229ZM247 254V256H246ZM32 255V256H31ZM64 255V256H63ZM67 255V256H66ZM83 255V256H82ZM121 255V256H120ZM127 255V256H126ZM131 255V256H129ZM142 255V256H140ZM146 255V256H145ZM153 255V256H151ZM179 257H178V256ZM187 255V257H186ZM190 255V257H188ZM193 255H194V258H197V259H193ZM196 255V257H195ZM206 255L207 257L209 258H206ZM212 255V256H211ZM222 255V256H221ZM253 257H252V256ZM259 255V256H257ZM13 256V257H12ZM37 256V257H36ZM53 256V257H52ZM61 256V257H60ZM76 256V257H75ZM82 260H80V258ZM86 256V257H85ZM100 256V257H99ZM102 256H105L104 258ZM107 256V258H106ZM117 256V257H116ZM151 256V258H150ZM158 256V257H157ZM169 256V258H168ZM183 256V257H182ZM186 258H185V257ZM212 259H211V257ZM233 256V257H232ZM244 257V259L241 258ZM246 256V257H245ZM255 256V257H254ZM7 257V258H6ZM23 259H22V258ZM71 257V259H70ZM83 257V258H82ZM90 257V261L88 260V258ZM93 257V258H92ZM98 257V258H97ZM102 257V258H101ZM113 257V258H112ZM124 257V258H123ZM132 257V258H130ZM135 257V258H134ZM137 257V258H136ZM181 257V258H180ZM205 257V258H204ZM223 257V258H222ZM231 257V258H230ZM249 257H251V259H249ZM32 258V259H31ZM56 258V259H55ZM78 258V259H77ZM86 260H85V259ZM97 258V259H95ZM130 260H129V259ZM139 258V259H138ZM145 258V259H143ZM150 258V260L148 261V259ZM155 258V259H153ZM162 258V259H161ZM171 258V259H170ZM217 258V259H216ZM228 258V259H227ZM256 258V259H255ZM263 258V259H261ZM9 259V260H7ZM22 262H21V260ZM28 259V260H27ZM54 259V260H53ZM62 260L63 259H66L64 260L65 262L63 263L62 261H58V260ZM68 259V260H67ZM73 259H76L77 261L73 260ZM100 259V262H98ZM110 259V260H109ZM116 259V260H115ZM119 261H118V260ZM134 259V260H133ZM156 259H159L158 261ZM165 259V260H164ZM190 259V260H189ZM203 259V260H202ZM211 259V260H210ZM223 259V260H222ZM249 259V260H247ZM254 259V260H252ZM20 260V262H19ZM30 260V261H29ZM32 260V261H31ZM50 260V261H49ZM71 260V262H70ZM73 260V261H72ZM79 260V261H78ZM87 261V262H83V261ZM94 260V261H93ZM114 260V261H113ZM126 260V262H125ZM134 262H133V261ZM141 260V261H140ZM147 260V261H146ZM155 260V261H153ZM162 262H161V261ZM176 260V262H175ZM181 260V261H180ZM186 260V261H185ZM194 260V261H192ZM196 260V261H195ZM199 260V261H197ZM215 260V261H214ZM220 260V261H219ZM221 260L223 262H221ZM231 260V261H230ZM3 261V262H2ZM11 261V262H10ZM17 261V262H16ZM25 261V262H24ZM44 261V262H42ZM68 261V262H67ZM81 261V263H79ZM101 262V264H103L104 262ZM116 261V262H115ZM132 261V262H131ZM169 261V262H168ZM192 261V263H191ZM204 261V262H203ZM227 261V262H226ZM245 261V263L243 262ZM255 261V263H254ZM36 262V263H35ZM42 262V263H41ZM60 262V263H59ZM62 262V263H61ZM67 262V263H66ZM110 262V263H109ZM128 262V263H127ZM182 262V263H180ZM231 262V263H230ZM234 262V263H233ZM250 263V264H251ZM105 264V263H104ZM249 264V262L247 263Z\"/></svg>",
  "mask_w": 264,
  "mask_h": 264
},
{
  "label": "bare ground",
  "instance_id": "6f19581e",
  "mask_svg": "<svg viewBox=\"0 0 264 264\" xmlns=\"http://www.w3.org/2000/svg\"><path fill=\"white\" fill-rule=\"evenodd\" d=\"M35 1H36V0H35ZM37 1H38V0H37ZM67 1H68V0H67ZM147 1H148V0H147ZM147 1H146V3H147ZM151 1H152V0H151ZM153 1H154V0H153ZM194 1H195V0H193V2H194ZM199 1H200V0H199ZM202 1H203V0H202ZM212 1H213V0H212ZM220 1H221V0H220ZM224 1H225V0H224ZM247 1H249V3H250L251 0H247ZM262 1H263V0H262ZM0 2H1V0H0ZM3 2H4V1H3ZM15 2H16V1H15ZM15 2H14V3H15ZM31 2H32V1H31ZM52 2H53V1H52ZM73 2H76V1L73 0ZM80 2H81V1H80ZM125 2H126V0H125ZM125 2H124V3H125ZM128 2H129V0H128ZM144 2H145V1H144ZM174 2H175V0H174ZM176 2H177V1H176ZM190 2H192V1L190 0ZM244 2H246V0H244ZM244 2H243V0H242V1H240V0H234L232 3H230V0H229V1L227 2V3H228L227 5H229V6L231 5V7H233L234 9H236L235 11L238 12L237 16H239V10H240V12H241V9H245L244 11H246V12H243V11H242V14H240V15H243V13H244V15H245L244 18H245V19H248V20L251 19V22H252V21H253V20H252V17L254 18V16L256 15V13H258V12H256V10H258L259 12H262V10H264V9H262V6L258 7V9H257L256 6H257L258 4L256 5L255 0H254V3H253L252 6H251V4L249 5V3H248V5L246 4V5H247V6H246ZM259 2L261 3V1H259ZM263 2H264V1H263ZM33 3H35L34 0H33ZM37 3H38V2H37ZM40 3H41V1H40ZM65 3H66V2H65ZM81 3H82V2H81ZM118 3H119V2H118ZM156 3H157V2H156ZM185 3H186V2H185ZM198 3H199V2H198ZM208 3H209V1H208ZM215 3H216V2H215ZM219 3H220V2H219ZM53 4H54V3H53ZM57 4H58V3H57ZM59 4H60V3H59ZM59 4H58V5H59ZM63 4H64V3H63ZM68 4H70V3H68ZM137 4H138V3H137ZM148 4H149V3H147V6H148V7L146 6L147 8L145 9V17L150 19L152 16L155 15V12H154V14H153L152 12L149 11L150 8H149V5H148ZM152 4H154V2H152ZM167 4H168V3H167ZM177 4H178V3H177ZM12 5H14V4H12ZM134 5H135V1H134ZM144 5H145V4H144ZM172 5H173V4H172ZM188 5H189V4H188ZM196 5H197V2H196ZM199 5H200V4H199ZM208 5H209V4H208ZM218 5H219V4H218ZM222 5H223V4L221 3V6H222ZM227 5H226V6H227ZM255 5H256V6H255ZM35 6H36V5H35ZM38 6H39V5H38ZM123 6H124V5H123ZM150 6H152V5L150 4ZM158 6H159V9H160V4H159ZM158 6H157V7H158ZM229 6H228V7H229ZM249 6H250L251 8H250ZM13 7H14V6H13ZM60 7H61V4H60ZM67 7H68V6H67ZM70 7H71V6H70ZM79 7H80V6H79ZM128 7H130V6H128ZM157 7H156V8H157ZM168 7H169V5H168ZM174 7H175V6H174ZM193 7H194V6H193ZM197 7H198V5H197ZM203 7H204V6H203ZM205 7H206V6H205ZM213 7H214V6H213ZM218 7H219V6H218ZM263 7H264V5H263ZM7 8H8V7H7ZM11 8H12V7H11ZM19 8H20V7H19ZM42 8H44V7L42 6ZM77 8H78V7H77ZM94 8H95V7H94ZM148 8H149V9H148ZM198 8H199V7H198ZM201 8H202V5H201ZM221 8H223V7H221ZM233 8H232V9H233ZM4 9H5V8H4ZM12 9H13V8H12ZM24 9H25V8H24ZM152 9H153V8H152ZM152 9H151V10H152ZM161 9H162V7H161ZM163 9H164V8H163ZM163 9H162V10H163ZM179 9H180V8H179ZM181 9H182V8H181ZM199 9H200V8H199ZM207 9H208V7H207ZM216 9H217V6H216ZM224 9H225V8H224ZM234 9H233V13H234ZM19 10H20V9H19ZM19 10H18V11H19ZM57 10H58V9H57ZM99 10H100V9H99ZM147 10H148V11H147ZM170 10H171V9H170ZM193 10H194V8H193ZM205 10H206V9H205ZM3 11H4V10H3ZM60 11H62V9H60ZM68 11H69V10H68ZM72 11H73V9H72ZM158 11H159V10H158ZM166 11H167V8H166ZM172 11H173V13H174L175 8H174ZM183 11H184V10H183ZM190 11H191V10H190ZM217 11H218V10H217ZM6 12H7V11H6ZM25 12H26V11H25ZM28 12H29V9H28ZM31 12H32V11H31ZM69 12H70V11H69ZM101 12H102V11H101ZM101 12H100V14H101ZM103 12H104V11H103ZM138 12H139V11H138ZM175 12H176V11H175ZM179 12H180V11H179ZM179 12H178V13H179ZM184 12H186V11H184ZM187 12H188V11H187ZM191 12L193 13V11H191ZM191 12H190V13H191ZM202 12H203V11H202ZM211 12H212V11H211ZM211 12H210V13H211ZM224 12H225V11H224ZM10 13H12V11H11ZM17 13H18V12H17ZM70 13H71V12H70ZM163 13H164V11H163ZM173 13H172V14L169 13V14L173 15ZM181 13L184 14L183 12H181ZM195 13H196V11H195L193 14H195ZM199 13H200V11H199ZM204 13H205V11H204ZM204 13H203V15H204ZM229 13H230V12H229ZM229 13H228V14H229ZM12 14H14V13H12ZM42 14H43V13H42ZM61 14H62V13H61ZM113 14H114V13H113ZM138 14H140V12H139ZM262 14H263V12H262ZM0 15H1V14H0ZM2 15L4 16V13H3ZM2 15H1V17H2ZM20 15H21V14H20ZM25 15H26V14H25ZM32 15L35 16V14H33V13H32ZM142 15H143V14H142ZM160 15H163L162 12H161ZM165 15H167V14L165 13ZM174 15H175L176 18H177V15H176V14H174ZM188 15H189V14H188ZM188 15L186 14V17H187ZM197 15H198V14H197ZM226 15H227V14H226ZM235 15H236V14H235ZM244 15H243V16H244ZM15 16H16V14H15L13 17H15ZM23 16H24V15H23ZM30 16H31V15H30ZM207 16H208V15H207ZM223 16H224V15H223ZM232 16H233V15H232ZM256 16H258V15H256ZM260 16H261V15H260ZM260 16H259V17H260ZM262 16H263V15H262ZM6 17H7V15H6ZM8 17H9V15H8ZM10 17H12V15H11ZM19 17H20V16H19ZM24 17H25V16H24ZM24 17H23V18H24ZM140 17H141V15H140ZM162 17H163V16H162ZM165 17H166V16H165ZM172 17H174V16H172ZM179 17H180V16H179ZM190 17H191V16H189V18H190ZM201 17H202V16H201ZM208 17H209V16H208ZM208 17H207V18H208ZM210 17H212V15H211ZM220 17H221V16H220ZM259 17H258V19H259ZM4 18H5V16H4ZM33 18H34V17H33ZM33 18H32V19H33ZM38 18H39V17H38ZM38 18H37V19H38ZM152 18H153V17H152ZM156 18H159V17H156ZM183 18H184V16H183ZM195 18H196V17H195ZM198 18H199V17H198ZM204 18L206 19V17H204ZM217 18H218V17H217ZM221 18H222V17H221ZM228 18H229V17H228ZM232 18H233V22L235 23L234 19L236 18V16H235V17H232ZM261 18H262V17H261ZM261 18H260V19H261ZM8 19H9V18H8ZM20 19H21V18H19V23H20ZM26 19L29 20V18H26ZM37 19H35V21H36ZM161 19H162V18H161ZM163 19H164V18H163ZM170 19H171V16H170ZM181 19H182V18H181ZM200 19H201V18H199V20H200ZM208 19H209V18H208ZM208 19H207V21H208ZM225 19H226V17H225ZM263 19H264V18H263ZM2 20H3V17H2ZM13 20H14V19H13ZM153 20H154V19H153ZM178 20H179V19H178ZM4 21H5V19L3 20V22H4ZM10 21H11V19H10ZM10 21L8 20V21H6V22H10ZM29 21H30V20H29ZM33 21H34V20H32V22H33ZM164 21H165V20H164ZM173 21H174V20H173ZM192 21H194V20H192ZM197 21H198V20H197ZM202 21H203V20H202ZM202 21H201V22H202ZM243 21H244V20H243ZM249 21H250V20H249ZM249 21H248V22H249ZM257 21H258V20H256V22H257ZM12 22H13V21H12ZM12 22H10V24H12ZM16 22H17V21H16ZM30 22H31V21H30ZM30 22H29V23H30ZM176 22H177V20H176ZM178 22H179V21H178ZM188 22H191V21L188 20ZM214 22H216V20H214ZM226 22H227V21H225V23H226ZM240 22H241V20H240ZM23 23H24V22L22 21V24H21V25H24ZM29 23H28V24H29ZM35 23H36V22H35ZM195 23H196V22H195ZM202 23H203V22H202ZM205 23H206V22H205ZM208 23H209V22H208ZM220 23H221V21H220ZM234 23H233V24H234ZM238 23H239V21H238ZM244 23H245V22H243V24H244ZM249 23H250V22H249ZM4 24H5V23H4ZM10 24H9V25H10ZM31 24H32V23H31ZM38 24L40 25V23H38ZM42 24H43V23H42ZM176 24H177V23H176ZM182 24H183V23H182ZM184 24H185V23H184ZM187 24H188V23H187ZM215 24H216V23H215ZM227 24H228V22L226 23V25H227ZM233 24H232V25H233ZM247 24H248V23H247ZM253 24H255V23H253ZM258 24H259V22H258ZM16 25H17V24H16ZM171 25H172V24H171ZM188 25H189V24H188ZM197 25H199V24H197ZM203 25H204V24H203ZM222 25H223V24H222ZM26 26H27V24H26ZM32 26H34V23L32 24ZM42 26H43V25H42ZM42 26H40V27H42ZM183 26H184V25H183ZM195 26H196V25H195ZM209 26H210V23H209ZM209 26H208V27H209ZM212 26H213V25H212ZM217 26H218V25H217ZM237 26H238V25H237ZM240 26H241V23H240ZM242 26H244V25H242ZM251 26H252V25H251ZM253 26H254V25H253ZM260 26H261V25H260ZM263 26H264V23H263ZM1 27H2V26H0V28H1ZM6 27H8V26H6ZM10 27H11V26H10ZM169 27H171L170 24H169ZM173 27H174V26H173ZM178 27H179V26H178ZM198 27L201 28L200 26H198ZM205 27H206V26H205ZM208 27H207V28H208ZM231 27H232V26H231ZM256 27H257V26H256ZM256 27L254 26V29H255V30L253 29L250 33H247V30H246V34H247L246 36H247L248 38H249V37H252L251 35H253V36L255 35V34H253V31H254V33H256V31H257ZM29 28H30V27H29ZM31 28H32V27H31ZM35 28H36V26H35ZM37 28H38V26H37ZM174 28H175V27H174ZM199 28H198V30H199ZM207 28H205V29L207 30ZM225 28H226V27H225ZM237 28H238V27H237ZM240 28H241V27H240ZM246 28H247V27H246ZM3 29H4V27H3ZM14 29H15V28H14ZM41 29H42V28H41ZM186 29L188 30V28H186ZM189 29H190V28H189ZM216 29H217V28H216ZM221 29H222V28H221ZM243 29H244V28H243ZM248 29H249V28H248ZM261 29H263V28L261 27ZM261 29H260V30L258 29V30L261 31ZM15 30H17V29H15ZM15 30H14V31H15ZM25 30L27 31V28H26V27H25ZM25 30H24V31H25ZM175 30H177V29L175 28ZM194 30H195V29H194ZM213 30H214V29H212V31H213ZM219 30H220V26H219ZM226 30H227V29H226ZM234 30H235V29H234ZM236 30H237V29H236ZM240 30H241V29H240ZM1 31H2V30H1ZM1 31H0V32H1ZM7 31H8V29H7ZM52 31H53V30H52ZM181 31H183V30L181 29ZM210 31H211V30H210ZM242 31H244V30H242ZM4 32H5V31H4ZM15 32H16V31H15ZM17 32H18V31H17ZM22 32H23V31H22ZM43 32H44V30H43ZM176 32H177V31H176ZM184 32H185V31H184ZM186 32H187V31H186ZM198 32H200V31H198ZM208 32H209V31H208ZM208 32H207V33H208ZM220 32H221V31H220ZM220 32L218 31V34H219ZM262 32H263V31H262ZM40 33H41V32H40ZM56 33H57V32H56ZM179 33H180V32H179ZM201 33H202V32H201ZM207 33H206V34H207ZM223 33H224V32H223ZM11 34H12V33H11ZM25 34H26V33H25ZM52 34H53V33H52ZM54 34H55V33H54ZM192 34H193V32H192ZM196 34H198V33L196 32ZM225 34H226V33H225ZM229 34H230V33H229ZM234 34H235V33H233V35H234ZM237 34H238V33H237ZM243 34H244V33H243ZM243 34H241L242 36H244L243 39H242V36H241V35H240V37H241V39L244 41V40L246 39V36L243 35ZM0 35H1V34H0ZM18 35H19V34H18ZM30 35H31V34H30ZM177 35H178V34H177ZM186 35H187V33H186ZM204 35H205V34H204ZM211 35H213V32H212ZM238 35H239V34H238ZM260 35H261V33H260ZM3 36H4V35H3ZM54 36H55V35H54ZM180 36H181V35H180ZM180 36H179V37H180ZM199 36H200V35H199ZM205 36H206V35H205ZM207 36H208V34H207ZM228 36H229V35H228ZM256 36H257V34H256ZM5 37L7 38V36H5ZM16 37H17V36H16ZM18 37H19V36H18ZM181 37H182V36H181ZM186 37H188V36H186ZM193 37H194V36H193ZM195 37H197V35H196ZM214 37H215V35H214ZM238 37H239V36H238ZM258 37H259V36H258ZM262 37H263V36H262ZM1 38H2V37H0V39H1ZM25 38H26V36H25ZM53 38H55V37H53ZM189 38H190V36H189ZM200 38H201V37H200ZM200 38L198 39V43L200 42ZM202 38H203V37H202ZM202 38H201V42L204 44V40L202 41ZM209 38H210V37H209ZM211 38H212V37H211ZM260 38H261V36H260ZM10 39H11V38H10ZM17 39H18V38H17ZM36 39H37V38H36ZM59 39H60V38H59ZM195 39H196V38H194V40H195ZM206 39H207V38H206ZM218 39H219V38H218ZM230 39H231V37H230ZM237 39H238V38H237ZM252 39H253V38H252ZM257 39H258V38H257ZM257 39H256V40H257ZM28 40H29V39H28ZM32 40H33V39H32ZM54 40H55V39H54ZM191 40H192V38H191ZM213 40H216V39H213ZM213 40H212V41H213ZM228 40H229V39H228ZM234 40H236L235 37H234ZM246 40H247V39H246ZM1 41H3V40H1ZM15 41H16V39H15ZM41 41H43V40H41ZM210 41H211V40H210ZM210 41H209V42H210ZM212 41H211V42H212ZM240 41H241V40H240V38H239L238 42L240 43ZM243 41H242V42H243ZM253 41H255V40L253 39ZM6 42H7V41H6ZM224 42H225V41H224ZM247 42H248V41H247ZM251 42H252V41H251ZM263 42H264V41H263ZM13 43H14V42H13ZM16 43H18V42H16ZM28 43H29V41H28ZM30 43H31V41H30ZM186 43H187V42H186ZM220 43H222V42H220ZM7 44L9 45V43H7ZM10 44H11V42H10ZM18 44H19V43H18ZM62 44H63V43H62ZM213 44H214V43H213ZM218 44H219V43H218ZM223 44H224V43H223ZM231 44H232V43H231ZM231 44H230V46H231ZM235 44L237 45V42H236ZM244 44H245V43H244ZM251 44H252V43H251ZM254 44H255V43H254ZM260 44H262V43L260 42ZM15 45H16V44H15ZM21 45H22V43H21ZM28 45H29V44H28ZM33 45H34V43H33ZM33 45H32V46H33ZM41 45H42V44H41ZM45 45H46L45 47L43 46L44 49H46L45 51L50 50V52H51V49H52V52L55 51V52H57V54L60 53V50L58 51V46H57V44H55V42H54V44L52 43V45H47V44H45ZM59 45H60V43H59ZM214 45H216V44H214ZM220 45H221V44H220ZM249 45H250V43H249ZM249 45L247 44V46H249ZM3 46H4V45H3ZM3 46H2V47H3ZM6 46H7V45H6ZM23 46H24V45H23ZM221 46H222V45H221ZM221 46H219V47H221ZM224 46H225V45H224ZM224 46H223V48H224ZM227 46H228V45H226V47H227ZM230 46H229V47H230ZM238 46H239V45H238ZM240 46H241V45H240ZM260 46H261V45H260ZM260 46H259V47H260ZM263 46H264V45H263ZM263 46H262V47H263ZM9 47H10V46H9ZM9 47H8V48H9ZM17 47H18V46H17ZM36 47L38 48V46H36ZM214 47H217V46H214ZM219 47H218V48H219ZM236 47H237V46H236ZM253 47H254V46H253ZM262 47H261V51H262L263 48H264V47H263V48H262ZM25 48L28 49L26 46H25ZM30 48H31V47H30ZM231 48H232V47H231ZM241 48H242V46L240 47V51H241ZM255 48H256V52L260 50V48H258V47H256V46H255ZM257 48H258L259 50H258ZM3 49H4V48H3ZM6 49H7V48H6ZM14 49H15V48H14ZM16 49H18V48H16ZM20 49H21V46H20ZM20 49H19V50H20ZM31 49H32V48H31ZM31 49H30V50H31ZM39 49H40V48H39ZM42 49H43V48H42ZM42 49H41V51H42ZM216 49H217V48H216ZM216 49H215V50H216ZM227 49H228V48H227ZM227 49H225V50H227ZM249 49H250V48H249ZM4 50H5V49H4ZM12 50H13V49H12ZM19 50H18V51H19ZM22 50H23V49H22ZM30 50H29V51H30ZM64 50H65V49H64ZM67 50H68V49H67ZM210 50H211V49H210ZM213 50H214V49H213ZM228 50H229V49H228ZM231 50H232V49H231ZM231 50H230V52L232 53ZM237 50H238V49H237ZM243 50H245V49H242V52L244 53ZM246 50H248V49H246ZM252 50H253V52H254V49H252ZM252 50H250V53H251ZM8 51H9V50H8ZM26 51H27V50H26ZM31 51L33 52V49H32ZM31 51H30V52H31ZM43 51H44V50H43ZM221 51H222V48H221ZM14 52H15V51H14ZM47 52H48V51H47ZM47 52H46V54H44V55L41 54V52H40L42 58L39 60L38 57H37L38 60H35V63H34L35 65H37V66H34V69H35V67L37 68V71L34 70V72H36V73L39 72V74H40V75H43V76H45V74L47 73V72H45V71H47V70L49 69V67L52 66V65L49 66L50 63H51V62L49 61L50 58H48V59H49L48 61L50 62V63L48 64L47 57H48V55H49V54H48L49 52H48V53H47ZM72 52H73V51H72ZM215 52H217V51H215ZM225 52H226V51H225ZM235 52H236V50H235ZM242 52L240 53L241 55H242ZM245 52H246V51H245ZM248 52H249V51H248ZM253 52L251 53L252 55H254V54L256 53V52H254V54H253ZM262 52H263V51H262ZM262 52H261V53L258 52L259 55H260V54L263 55ZM18 53H19V52H18ZM21 53H22V52H21ZM26 53H27V52H26ZM34 53H35V52H34ZM37 53H38V52H37ZM37 53H36V54H37ZM68 53H69V52H68ZM68 53H66V54H68ZM211 53H212V52H211ZM211 53H210V54H211ZM221 53H223V52H221ZM250 53H248V54H250ZM2 54H3V53H2ZM7 54H8V53H7ZM11 54H12V53H11ZM52 54H55V53H52ZM61 54H62V53H61ZM63 54H64V53H63ZM208 54H209V53H208ZM215 54H216V53H215ZM217 54H218V53H217ZM227 54H228V53H227ZM227 54H225V55H227ZM232 54H233V53H232ZM240 54H239V55H240ZM25 55H26V54H25ZM45 55H46V56H45ZM69 55L71 56V55H75V54H72V53H71V54H69ZM76 55H77V54H76ZM219 55H220V54H219ZM235 55H236V54H235ZM239 55H238V57H240ZM245 55H247V53L244 54V56H245ZM2 56H3V55H2ZM7 56H8V55H7ZM34 56H35V54H34ZM37 56H39V55L37 54ZM52 56H53V55H52ZM56 56H57V55H56ZM58 56H59V55H58ZM70 56H68V57L70 58ZM220 56H221V55H220ZM236 56H237V55H236ZM247 56H248V57L245 56L246 58H244L243 56H242V57H243L245 60H248L247 62L250 63L252 60L249 61V55H247ZM12 57H15V56H12ZM28 57H29V56H28ZM28 57H27V59H28ZM59 57H61V56H59ZM62 57H63V56H62ZM68 57H67V58H68ZM72 57H74V56H72ZM77 57H78V55H77ZM80 57H81V56H80ZM207 57H208V56H207ZM214 57H215V56H214ZM224 57H225V56H223V58H224ZM226 57H227V56H226ZM230 57H231V56H230ZM238 57H237V58H238ZM258 57H259L258 54H257V57L254 55V58H257L258 61L264 58L263 56H262L261 59L258 58ZM260 57H261V56H260ZM39 58H40V57H39ZM63 58H64V57H63ZM69 58H68V60H69ZM208 58H209V57H208ZM220 58H221V57H220ZM233 58H235V57L233 56ZM233 58H232V60H233ZM247 58H248V59H247ZM250 58L253 59V56H251ZM2 59L5 60V58L1 57V54H0V64L2 63L1 61H3ZM13 59H14V58H13ZM35 59H36V58H35ZM61 59H62V58H61ZM74 59H76V58H74ZM205 59H207V58H205ZM213 59L215 60V58H213ZM221 59H222V58H221ZM224 59H225V58H224ZM226 59H227V58H226ZM240 59H242V58H240ZM257 59H256V60H257ZM54 60H55V59H54ZM58 60H59V59H58ZM58 60H57V62H58ZM65 60H67V59H65ZM210 60H211V59H210ZM229 60H230V59H229ZM232 60H230V61H232ZM235 60H236V59H235ZM235 60H234V61H235ZM254 60H255V59H254ZM254 60H253V61H254ZM24 61H25V60H24ZM32 61H33V60H31V62H32ZM77 61L79 62V60H77ZM224 61H225V60H224ZM240 61H241V60H240ZM240 61H239V62H240ZM242 61H243V60H242ZM258 61L256 62L257 64L259 63ZM261 61H262V60H261ZM3 62H4V61H3ZM5 62H6V61H5ZM26 62H28V61H26ZM31 62H30V63H31ZM61 62H62V61H61ZM61 62H60V63H61ZM67 62H68V63L70 62L69 64H72V63H73V62L71 63V61H67ZM75 62H76V60H75ZM83 62H86V60L83 61ZM239 62H236V63H239ZM243 62H244V61H243ZM54 63H55V61H54ZM64 63H65V62H64ZM217 63H218V62H217ZM220 63H221V62H220ZM223 63H225V62H223ZM234 63H235V62H234ZM236 63H235V64H236ZM249 63H248V66H249ZM251 63H252V62H251ZM256 63L253 62V65L256 64ZM260 63H261V62H260ZM263 63H264V62H263ZM263 63H262V64H263ZM3 64H4V63H2V65H3ZM14 64H15V63H14ZM22 64H23V63H22ZM55 64H56V63H55ZM61 64H62V63H61ZM77 64H78V63H77ZM79 64H80V63H79ZM235 64H233V65L235 66ZM245 64H246V63H245ZM8 65H11V64L9 63ZM8 65H7V66H8ZM20 65H21V64H20ZM26 65H28V64H26ZM29 65H30V64H29ZM56 65H57V64H56ZM75 65H76V64H75ZM81 65H82V63H81ZM81 65H78V67L81 66ZM238 65H239V64H238ZM238 65H236V66H238ZM240 65H241V64H240ZM253 65L250 64V66H252V68H254ZM22 66H23V65H22ZM30 66H31V65H30ZM30 66H29V67H30ZM32 66H33V65H32ZM76 66H77V65H76ZM210 66H211V65H210ZM215 66H216V65H215ZM224 66H225V65H224ZM234 66H233V67H234ZM242 66H243V65H242ZM248 66H246V67H248ZM260 66H261V65H259V67H260ZM12 67H13V66H12ZM26 67L28 68V66H26ZM63 67H64V66H63ZM71 67H72V65L70 66V68H71ZM74 67H75V66H74ZM74 67H72V68H74ZM85 67H86V66H85ZM85 67H84V71H85ZM221 67H222V66H221ZM259 67L257 68V66H255L254 69H255V70H259ZM262 67H263V66H262ZM262 67H261V68H262ZM2 68H3V66H2ZM6 68H7V67H6ZM54 68H55V67H54ZM56 68H57V67H56ZM60 68H61V67H60ZM60 68H59V69H60ZM64 68H65V67H64ZM64 68H62V72H63V73H64V71H63ZM67 68H69V67H67ZM67 68H66V70H67ZM72 68H71V69H72ZM81 68H83V67H81ZM218 68H219V66H218ZM237 68H238V67H237ZM252 68L250 67V69H252ZM15 69H16V68H15ZM21 69H22V68H21ZM23 69H24V68H23ZM28 69H30V68H28ZM71 69H69V70H71ZM74 69H75V68H74ZM105 69H106V68H105ZM221 69H222V68H221ZM245 69L247 70V68H245ZM245 69H244L243 71H241V72H240V69H238L239 72H238V71H237V72H231V74H232V78H233V79L231 78L232 81L234 80L236 83L238 82V84H239V83L243 82L242 80L247 79V78H250L251 75L255 74V72H256V71L253 69L255 72L253 71V74H251V75H247V74H244V73H242V72H247L248 70H249V72H250V71H252V70L248 69V70L246 71ZM262 69H263V68H262ZM5 70H6V69H5ZM13 70H14V69H13ZM24 70H26V69H24ZM50 70H52V69H50ZM50 70L48 71L49 74L47 73V75H46V76H48V77H46V79H47V78L49 79L48 81H50L49 84H50V86H51V84H53V82H54V80H56V78H57L56 82L59 81V80H58V78H59V77H58V74L61 72V70H60V72H59V70H58V71L55 70L57 73H56L54 70L52 71V72H53V73H52ZM76 70H77V69H76ZM79 70H80V69H79ZM229 70H230V69H229ZM231 70H232V69H231ZM17 71H18V70H17ZM26 71H27V70H26ZM71 71H72V70H71ZM71 71H70V72H69V71H68V72L65 71V73H66V74L68 73L67 75H69V76L67 77L66 74L64 73L65 75H63V76H64L65 80H66L67 78H69V77H70V78L67 79V80H70V81L73 80L74 78H76V76L74 77V75L71 74V75L73 76V78L71 79V77H72V76H70ZM80 71H81V70H80ZM84 71H83V73H84ZM87 71H88V70H87ZM103 71H104V70H102L101 73H102ZM217 71H218V70H217ZM262 71H264V69H263ZM2 72H4V71H2ZM2 72H1V67H0V80L2 79V76H3V75H2V74H3ZM6 72H7V71H6ZM11 72H12V71H11ZM29 72H30V71H29ZM31 72H32V71H31ZM43 72H44V74H43ZM50 72H51V75L54 74V72H55V79L53 78L54 80H53L52 83H51V80H52V79H51ZM221 72H222V71H221ZM8 73H9V71H8ZM12 73H13V72H12ZM14 73H15V71H14ZM17 73H18V72H17ZM63 73H62V74H63ZM73 73H74V72H73ZM81 73H82V72H81ZM81 73L78 72V74H80V75L82 76ZM88 73H91V72L88 71ZM88 73H87V74H88ZM213 73H214V72H213ZM216 73H218V72H216ZM250 73H252V72H250ZM250 73H249V74H250ZM259 73H261V72H259ZM9 74H10V73H9ZM23 74H24V73H23ZM39 74H38L37 76H39ZM60 74H61V73H60ZM62 74H61V75H62ZM87 74L85 75V77L87 76ZM107 74H108V73H107ZM107 74H106V76H108ZM218 74H219V73H218ZM221 74H222V73H221ZM5 75H6V74H5ZM21 75H22V74H21ZM25 75H26V73H25ZM35 75H36V74H35ZM56 75H57V77H56ZM75 75H76V74H75ZM229 75H230V74H229ZM229 75H228V76H229ZM262 75H263V74H262ZM33 76H34V75H33ZM33 76H32V77H33ZM49 76H50V78H49ZM89 76H90V75H89ZM91 76H92V75H91ZM91 76H90V77H91ZM112 76H114V74H112ZM223 76H224V75H223ZM253 76H254V75H253ZM253 76H252V77H253ZM258 76H259V74H258ZM13 77H14V74H13ZM22 77H23V76H22ZM26 77H30V76L27 75ZM82 77H83V76H82ZM109 77H110V75H109ZM109 77H108V78H109ZM224 77H225V76H224ZM224 77H223V78H224ZM229 77H231V76H229ZM262 77H263V76H262ZM5 78H6V77H5ZM14 78H15V77H14ZM14 78H13V79H14ZM35 78H36V77H35ZM43 78H44V79H43L44 82H46V81H45V80H46L45 77H43ZM77 78H78V77H77ZM88 78H89V77H88ZM110 78H111V77H110ZM112 78H113V77H112ZM219 78H220V77H219ZM254 78H255V77H254ZM254 78H253V79H254ZM263 78H264V77H263ZM6 79H7V78H6ZM15 79H16V78H15ZM39 79H40V78H39ZM59 79H62V80L64 81L63 77H61V78H59ZM257 79H258V78H257ZM2 80H5V79H2ZM10 80H11V79H10ZM16 80H17V79H16ZM37 80H38V79H37ZM37 80H36V81H37ZM43 80H41V81H43ZM76 80H77V79H76ZM78 80H79V79H78ZM80 80H82V79L80 78ZM80 80H79V81H80ZM86 80H90V78L87 79V77H86ZM86 80H85V81H86ZM99 80H100V79H99ZM106 80H107V79H106ZM5 81H6V80H5ZM36 81H35V82H36ZM85 81H84V82H85ZM108 81H109V80H108ZM230 81H231V80H230ZM234 81H233V82H234ZM244 81H245V80H244ZM248 81H249V80H248ZM255 81H256V80H255ZM257 81H258V80H257ZM257 81H256V82H257ZM8 82H10V81H8ZM8 82H7V83H8ZM30 82H31V80H30ZM39 82H40V81H39ZM44 82L40 83V84H42L43 86H40L38 83L36 84V85L38 86V88L35 89V90H33V93L36 94V96H37V92H39L38 95H39V94H40L41 96L44 95V96L48 97V99H49V98H52V99H53V98H55L56 96H60L58 92L61 91V93H62L63 91H65V90H63V89L60 90V89L62 88V85H61V87L59 86V87H58L59 89H58V88H57V85L54 83L53 85H56V88L58 89V91L56 90L58 94L55 93L56 91L52 92V89H56L55 86H53L54 88H52V89L50 90V86H49V84H48V86H44V84H43ZM77 82H78V81H77ZM82 82H83V81H82ZM88 82H89V81H88ZM111 82H112V81H111ZM251 82H252V81H251ZM251 82H250V83H251ZM259 82H260V81H259ZM3 83H5V82H3ZM15 83H17V82H15ZM19 83H20V82H19ZM19 83H18V84H19ZM46 83H47V82H46ZM46 83H45V84H46ZM58 83H59V82H57V84H58ZM60 83H61V81H60ZM60 83H59V84H60ZM74 83H76V82L74 81ZM86 83H87V81H86ZM92 83H93V82H92ZM96 83H97V82H96ZM102 83H103V81H102ZM250 83H249V85H250ZM263 83H264V82H263ZM0 84H1V83H0ZM5 84H6V83H5ZM12 84H13V83H12ZM61 84H64V83L62 82ZM69 84H71V83H69ZM76 84H77V83H76ZM82 84H83V83H82ZM103 84H104V83H103ZM110 84H111V83H110ZM114 84H115V83H114ZM244 84H245V83H244ZM244 84H243V85H244ZM2 85H3V84H2ZM2 85L0 86V90H1L2 87H3ZM8 85H9V84H8ZM14 85H15V84H14ZM21 85H22V84H21ZM36 85H35V86H36ZM46 85H47V84H46ZM65 85H67V84H65ZM71 85H72V84H71ZM71 85H70V87H72ZM78 85H79V84H78ZM78 85H77V86H78ZM89 85H90V84H88L87 86L85 85V86H86L85 89H87V87H88ZM97 85H98V84H97ZM112 85H113V84H112ZM112 85H111V86H112ZM232 85H233V84H232ZM234 85H235V84H234ZM239 85H240V84H239ZM241 85H242V84H241ZM245 85H246V84H245ZM4 86H5V85H4ZM6 86H7V85H6ZM16 86H18V85H16ZM32 86H34V83L32 84ZM39 86H40V87H39ZM67 86H68V85H67ZM74 86L76 87V85H74ZM79 86H80V85H79ZM79 86H78V87H79ZM83 86H84V85H83ZM95 86H96V85H95ZM99 86H101V87H102V86L105 87L106 84H105V85H102V84L100 85V83H99ZM122 86H123V85H122ZM155 86H156V85H155ZM11 87H12V86H11ZM13 87H14V86H13ZM45 87H47V88H45ZM48 87H49V89H48ZM101 87H100V88H101ZM109 87H110V85H109ZM113 87H115V86H113ZM113 87H112V88H113ZM148 87H149V86H148ZM156 87H157V86H156ZM6 88H8V87H6ZM26 88H28V85H27ZM34 88H36V87H34ZM67 88H68V87H67ZM80 88H81V87H80ZM88 88H89V87H88ZM105 88H106V87H105ZM105 88H103V89H105ZM115 88H116V87H115ZM117 88H118V87H117ZM117 88H116V89H117ZM131 88H132V87H131ZM192 88H193V87H192ZM196 88H198V87H196ZM14 89H15V88H14ZM75 89H77V88H75ZM82 89H83L82 92H83V91L85 92L84 88H82ZM97 89H98V87H97ZM97 89H96V90H97ZM103 89H102V90H103ZM109 89H110V88H109ZM122 89H123V88H122ZM122 89H121V90H122ZM124 89H125V87H124ZM124 89H123V91H125ZM127 89H129V88L126 87V90H127ZM12 90H13V89H12ZM18 90H19V89H18ZM29 90H30V89H29ZM37 90H38V91H37ZM59 90H60V91H59ZM70 90H72V89H70ZM78 90H79V89H78ZM78 90H77V91H78ZM88 90H89V89H88ZM96 90H95V93H96V94H95L94 92H93V93L91 92V93H92V94H95V95L97 96V95H98L99 93H101V92H99V89L97 90V92H96ZM105 90H106V89H105ZM113 90H115V89H113ZM118 90H119V89H118ZM121 90L118 91V92L121 93V96H122L123 94H126V95H124V96H126V97H127V96H130V94L127 95V93H131L129 90H127V91H129V92H127V93H125L126 91L123 93V91L121 92ZM159 90H160V89H159ZM4 91H5V90H4ZM8 91H9V90H8ZM10 91H11V90H10ZM20 91H21V90H20ZM90 91H91V89H90ZM92 91H93V89H92ZM106 91H107V90H106ZM106 91H105V92H106ZM133 91H134V90H133ZM148 91H149V90H148ZM154 91H155V90H154ZM156 91H157V90H156ZM163 91H164V89H163ZM5 92H6V91H5ZM35 92H36V93H35ZM75 92H76V91L73 92V95H74ZM84 92H83V93H84ZM86 92H87V91H86ZM105 92H104V94H106ZM109 92H112V90L109 91ZM109 92H108V94H109ZM161 92H162V91H161ZM185 92H186V91H185ZM187 92H188V91H187ZM2 93H3V92H2ZM8 93H9V92H8ZM30 93H31V92H30ZM53 93H55V95H54ZM83 93H81V94H83ZM91 93H89V91H88V93H87L86 95H89V96H90ZM120 93H117V94L120 96ZM143 93H145V92L143 91ZM158 93H159V92H158ZM162 93H163V92H162ZM191 93H192V91H191ZM195 93H196V91H195ZM0 94H1V93H0ZM4 94H5V93H4ZM15 94H16V93H15ZM28 94H29V93H28ZM28 94H27V95H28ZM34 94H33V95H34ZM52 94H53V95H52ZM62 94H64V93H62ZM62 94H61V95H62ZM75 94H76V93H75ZM102 94H103V92H102ZM102 94H100V95L97 96V100H98V98H101L100 101H97V100L94 101L95 98H96L95 95H93V97H91V96H92V95H91V96H90L91 98H89V96H87V98L90 99L89 102H92V104H93V101H94V102H95V105H94V106H98L97 108L100 107V104H101V103H102V104H101V108H102V106H105V107H103L102 109L99 108L98 111L96 110L97 112H99V111H101V113H102V112H107V113H105V115H106V114L108 115V113H109V114L112 116V114H114V113H112V112H115V109H116V111H117V109L119 108V106H118V108H116V105H113V104H115L116 101L113 102V103H112V101H111V100L113 99V97H114L113 94H115V96H117V95H116V92H114V93L112 92V93H110L109 95H108V94L105 95V96H109V97L111 98L110 101H107V100H109V99H108L109 97L106 98L105 96H102V97H105V98H106V99H103V98L101 97ZM155 94H156V93H155ZM163 94H166V93L164 92ZM189 94H190V93H189ZM189 94H188V95H189ZM16 95H17V94H16ZM27 95H26V97H27ZM71 95H72V92H71ZM77 95H78V94H77ZM79 95H80V94H79ZM83 95H84V96L81 95V97L84 99V97H85L86 95H85V94H83ZM134 95H135V94H134ZM139 95H140V93L138 94V96H139ZM146 95H149V94L146 93ZM146 95H145V96H146ZM150 95H151V94H150ZM152 95H154V93H152ZM166 95H167V94H166ZM1 96H3V94H2ZM7 96H9V95H7ZM7 96H5V97H7ZM23 96H24V95H23ZM30 96H31V95H30ZM44 96H43V97H44ZM157 96H158V95H157ZM164 96H165V95H164ZM164 96H163V97H164ZM169 96H170V95H169ZM183 96H184V95H183ZM32 97H33V96H32ZM34 97H35V96H34ZM39 97H40V96H39ZM46 97H44V98L47 99ZM69 97H70V96H69ZM94 97H95V98H94ZM126 97H124V99H125ZM136 97H137V95H136ZM139 97H141V96H139ZM139 97H137V98H139ZM158 97H161V96H158ZM158 97H155V99L158 98ZM174 97H175V96H174ZM193 97H194L195 99H190L191 101L186 100V101L183 103V108H182L183 110L180 108V107L182 106V104H181L180 107H179V106H176V107H179V108H180L185 114L187 113V116H186V117L189 116V115H188L189 112H191V111H192V112H195V111H193V110L195 109L196 105H194L193 103H195V104H197V103L195 102V101H196V97H195V96H193ZM11 98H12V97H11ZM18 98H19V97H18ZM44 98H43V100H44ZM58 98H59V97H58ZM62 98L65 99V97H62ZM77 98L79 99L80 97L78 96ZM92 98H93L94 100H93ZM118 98H119V97H118ZM128 98H129V97H127L126 99L129 100ZM142 98H143V96H142ZM165 98H167V97L165 96ZM169 98H170V97H169ZM179 98H180V97H179ZM182 98H183V97H182ZM1 99H2V97H0V101H1ZM5 99H6V98H5ZM23 99H24V98H23ZM23 99H22V101H23ZM29 99H30V98H29ZM36 99H37V98H36ZM41 99H42V98H41ZM48 99H47V100H48ZM73 99H74V98H73ZM80 99H81V98H80ZM80 99H79V100H80ZM83 99L81 100L82 102L85 100V99H84V100H83ZM91 99H92V100H91ZM115 99H117V97H115ZM119 99L122 100V99H123V96H122V98L120 97ZM119 99H117V102H118ZM124 99H123V100H124ZM126 99H125V100H126ZM131 99H132V98H131ZM134 99H135V97H134ZM149 99H150V98H149ZM149 99L147 100V102L149 101ZM163 99H164V98H163ZM200 99H201V98H200ZM200 99H199V100H200ZM202 99H203V98H202ZM3 100H4V99H3ZM13 100H14V99H13ZM19 100H20V99H19ZM47 100H44V101H47ZM53 100L55 101V103L53 102ZM53 100L50 99V100H48V101L53 102V104H54V108L57 109V107H59V106H57V105H59L60 102H59V104H58V102H56V101H58V100H56V98L53 99ZM101 100H103V101H101ZM123 100H122V101H123ZM125 100H124V101H125ZM132 100H133V99H132ZM135 100H136V99H135ZM135 100H133V101L135 102ZM143 100H144V99H143ZM156 100H157V99H156ZM160 100H162V97H161ZM168 100H169V99H168ZM176 100H177V99H176ZM24 101H25V100H24ZM59 101H60V100H59ZM61 101H62V99H61ZM63 101H64V100H63ZM81 101H78V102H77V100H76V103H77L76 105H78V104L81 105ZM86 101H87V100H85L83 103L87 106V104H88L89 102H87V104H86V103H85ZM113 101H114V99H113ZM119 101H120V100H119ZM124 101H123V102H124ZM164 101H165V100H164ZM1 102H2V101H1ZM68 102H69V101H68ZM79 102H80V103H79ZM96 102H97V103H98V102H101V103H98V105H96ZM123 102H122V104H123ZM125 102L127 103V106H128V103L130 104V101H129V102H128V101H125ZM125 102H124V103H125ZM138 102H139V101H138ZM138 102H137V103H138ZM147 102H146V103H147ZM154 102H155V101H154ZM157 102H158V101H157ZM169 102H171V101H169ZM174 102H176V101H174ZM189 102H190V103H189ZM197 102H198V101H197ZM202 102H204V101H202ZM11 103H12V102H11ZM14 103H16V102H14ZM20 103H21V102H20ZM22 103H24V102H22ZM30 103H31V102H30ZM35 103H37V101H36ZM41 103H42V102H41ZM43 103H44V102H43ZM62 103H63V102H62ZM110 103H111L112 105H111ZM137 103H136V104H137ZM146 103H145V104H146ZM172 103H173V102H172ZM206 103L208 104V102H206ZM1 104H2V103H1ZM6 104H7V103H6ZM8 104H9V103H8ZM28 104H29V102H28ZM33 104H34V103H33ZM56 104H57V105H56ZM89 104H90V103H89ZM92 104H90V105L92 106ZM103 104H104V105H103ZM106 104H107V105H106ZM120 104H121V103H120ZM148 104H149V102H148ZM153 104H154V103H153ZM158 104H159V102H158ZM160 104H161V103H160ZM173 104H174V103H173ZM199 104H201V102H199ZM16 105H17V104H16ZM24 105H25V104H24ZM29 105H30V104H29ZM55 105H56V107H55ZM61 105H62V104H61ZM68 105H69V104H68ZM68 105L65 103V106H68ZM85 105H84V106L82 105V107H85ZM109 105H111V108H110ZM117 105H118V104H117ZM166 105H168V103H167ZM175 105H176V104H175ZM175 105H173V106H175ZM209 105H210V104H209ZM12 106H13V105H12ZM21 106H22V104H21ZM65 106H64V104H63V107L61 106L60 108H62V109H63V108L66 109ZM88 106H89V105H88ZM88 106H87V107H88ZM91 106H90V108H92ZM108 106H109V108H108ZM113 106L115 107L114 110H113V108H114ZM124 106H126V104H125ZM129 106H130V105H129ZM153 106H154V105H153ZM160 106H161V105H160ZM164 106H165V103H164ZM201 106H202V105H201ZM201 106H200V107H201ZM206 106H208V105H206ZM0 107H2V106L0 105ZM3 107H6V106H3ZM30 107H34V106H33V105H32V106L30 105ZM39 107H40V104H39ZM45 107H46V104H45ZM48 107H49V105H48ZM69 107H70V106H68V108H69ZM130 107H131V106H130ZM132 107H133V106H132ZM132 107H131V108H132ZM138 107H139V106H138ZM154 107H155V106H154ZM158 107H159V106H158ZM198 107H199V106H198ZM198 107H197V108H198ZM203 107H205V106L203 105ZM8 108H9V106H8ZM12 108H14V107H12ZM17 108H18V107H17ZM21 108H22V107H21ZM27 108H29V106H27ZM40 108H41V107H40ZM60 108H59V109H60ZM76 108H77V106H76ZM85 108H86V107H85ZM85 108H84V109H85ZM90 108H87V109H90ZM124 108H125V107H124ZM135 108H136V107H135ZM148 108H149V107H148ZM169 108H170V107H169ZM206 108H207V107H206ZM30 109H31V108H30ZM30 109H28V110H30ZM49 109H51V107H50ZM59 109H58V114L60 113ZM62 109H61V111H62ZM71 109H72V108H71ZM74 109H75V108H74ZM95 109H96V107L93 108L92 110H95ZM121 109H123V108L121 107ZM125 109H128V107L125 108ZM136 109L138 110V108H136ZM144 109H145V108H144ZM149 109H150V108H149ZM176 109H177V108H176ZM180 109H178V111H179ZM211 109H212V108H211ZM4 110H5V109H4ZM18 110H19V109H18ZM25 110H26V108H25ZM35 110H36V109H35ZM123 110H124V109H123ZM123 110H122V112H124ZM154 110H155V109H154ZM168 110H169V109H168ZM204 110H206V109L204 108ZM10 111H11V110H10ZM23 111H24V110H23ZM42 111H43V110H42ZM55 111H56V110H55ZM55 111H54V112H55ZM71 111H72V110H71ZM76 111H77V110H76ZM79 111H80V110H79ZM87 111H90V110H87ZM96 111H94V114H95ZM118 111H119V109H118ZM118 111L116 112V114H118ZM145 111H146V110H145ZM148 111H149V110H148ZM148 111H147V112H148ZM151 111H152V110H151ZM162 111H163V110H162ZM165 111H166V110H164L163 112H165ZM169 111H170V110H169ZM172 111H174V110H172ZM176 111H177V110H176ZM196 111H197V109H196ZM198 111H199V110H198ZM202 111H203V109H202L201 111H199L200 113H199V112H196V113H195L196 116L198 115L197 113H199V115H202V114H201V113H203ZM206 111H207V110H206ZM206 111H204V112H206ZM0 112H1V111H0ZM2 112H3V111H2ZM7 112H8V111H7ZM15 112H17V111H15ZM18 112H19V111H18ZM26 112H27V110H26ZM81 112H82V111H81ZM85 112H86V111H85ZM90 112H91V111H90ZM97 112H96V115H95L96 117H97V114H98ZM120 112H121V111H120ZM134 112H135V111H134ZM149 112H150V111H149ZM156 112H157V110H156ZM174 112H175V111H174ZM174 112H173V113H174ZM183 112H181V113L183 114ZM10 113H11V112H10ZM33 113H34V112H33ZM47 113H48V111H47ZM55 113H57V111H56ZM61 113H62V112H61ZM63 113H64V112H63ZM67 113H68V112H67ZM78 113H79V112H78ZM101 113L98 114L99 117H100V115H103L104 117H106L103 113H102V114H101ZM131 113H132V112H131ZM135 113H136V112H135ZM159 113H162V112L159 111ZM168 113H169V112H168ZM173 113H172V114H173ZM175 113H176V112H175ZM177 113H178V115H179V112H177ZM207 113L209 114V112H207ZM2 114H3V113H2ZM8 114H9V113H8ZM24 114H25V113H24ZM24 114H23V115H24ZM35 114H36V113H35ZM35 114H34V115H35ZM58 114H57V115H58ZM82 114H83V113H82ZM82 114H81V115H82ZM87 114H88V112H87ZM119 114H121V113H119ZM122 114H123V113H122ZM125 114H126V113L124 112V115H125ZM128 114H129V113H128ZM147 114H148V113H147ZM153 114H155V112H154ZM153 114L151 113L152 117H153ZM204 114H206V113H203V117L205 116ZM208 114H207V115H208ZM210 114H211V113H210ZM11 115H12V114H11ZM11 115H10V116H11ZM19 115H20V114H19ZM55 115H56V114H54V116H53V120H54ZM61 115H64V114H61ZM67 115H68V114H66V116H63V121H64V123H65V121H66L65 124H67V122H68V120H67L68 117H69V119H72V116L68 115V117H67ZM78 115H79V114H78ZM81 115H79V116H81ZM83 115H85V113H84ZM89 115H90V116H89ZM89 115H86V119H87V120H85V119L83 118L82 122H81L82 117H80L81 119H80V118H77V120L80 119V120L77 121V122L82 123V127H83V128H84V126H86V125H88V124L90 125V123H89L90 118H89V117L94 116V115H92V113L89 114ZM124 115H123V116H120V117L123 118ZM162 115H163V114H162ZM166 115H167V114H166ZM170 115H171V114H170ZM199 115H198V116H199ZM7 116H8V115H7ZM25 116H26V115H25ZM29 116H30V115H29ZM59 116H60V114L57 116V118H58ZM87 116H88V118H87ZM108 116H109V115H108ZM111 116H110V117H111ZM116 116H117V115H116ZM164 116H165V115H164ZM50 117H51V116H50ZM154 117H155V116H154ZM183 117H184V115H183ZM191 117H192V116H191ZM4 118H5V116H4ZM9 118L11 119V117H9ZM14 118H16V117H14ZM32 118H33V117H32ZM34 118H35V117H34ZM60 118H62V116H60ZM60 118L58 119V122H57V120H56V124L58 123V125H59V122H60V125L58 126V129H57L56 133H58V132H60V131L63 132V130H64L63 128L60 127V126L63 127V121H62V122L59 121V120H61ZM92 118H93V117H92ZM107 118H108V117H107ZM112 118H113V119H112ZM125 118H126V117H125ZM195 118H196V117H195ZM197 118H198V117H197ZM199 118L201 119L202 116H200ZM204 118H205V117H204ZM213 118H214V117H213ZM21 119H22V118H21ZM28 119H29V118H28ZM39 119H40V118H39ZM51 119H52V118H51ZM97 119H98V118H97ZM101 119H103V118H101ZM101 119H100V120H101ZM109 119H110V118H109ZM111 119H112V122H113V120H115L114 117H111ZM189 119H190V118H189ZM24 120H25V119H24ZM49 120H50V119H49ZM73 120H74V118L72 119V121H73ZM92 120H93V119H92ZM105 120H106V119H105ZM107 120H108V119H107ZM119 120H120V118H119ZM130 120H131V119H130ZM186 120H187V119H186ZM191 120H192V119H191ZM193 120H194V118H193ZM196 120H197V119H196ZM203 120H204V119H203ZM211 120H212V119H211ZM5 121H6V120H5ZM12 121H13V120H12ZM29 121H31V120H29ZM29 121H28L27 123H29ZM37 121H38V120H37ZM74 121H75V120H74ZM90 121H91V120H90ZM95 121H96V122H94V125H96V126H99L100 124H103V123L105 124V121L102 122V123L95 124V123H97L96 118H95ZM98 121H99V119H98ZM109 121H111V120H109ZM124 121H126V119H125ZM201 121H202V120H201ZM259 121H260V118H259ZM263 121H264V120H263ZM2 122H3V121H2ZM6 122L8 123L9 121L7 120ZM15 122H16V120H15ZM17 122H18V121H17ZM31 122H32V121H31ZM52 122H53V121H52ZM54 122H55V121H54ZM54 122H53V123H54ZM75 122H76V121H75ZM75 122H72V123H75ZM112 122H111V123H112ZM114 122H115V121H114ZM119 122H120V121H119ZM126 122H127V121H126ZM199 122H200V121H199ZM204 122H205V121H204ZM211 122H212V121H211ZM7 123H6V125H7ZM13 123H14V122H13ZM13 123H11V124H13ZM23 123H24V122H22V124H23ZM44 123H46V122H44ZM47 123H48V121H47ZM53 123H52V124H53ZM61 123H62V124H61ZM68 123H71V120H69ZM79 123H76L75 125H77V124H79ZM115 123H116V122H115ZM117 123H118V122H117ZM202 123H203V121H202ZM261 123H262V122H261ZM15 124H16V123H15ZM36 124H37V123H36ZM36 124H35V125H36ZM56 124H54V125H56ZM104 124L101 125V126H107V124H106V125H104ZM137 124H138V123H137ZM4 125H5V124H4ZM33 125H34V124H33ZM54 125H53V126H54ZM67 125H68V124H67ZM109 125H112V126H113V124H110V123H109ZM114 125H115V124H114ZM138 125H139V124H138ZM138 125H137V126H138ZM11 126H12V125H11ZM11 126H10V127H11ZM13 126H14V124H13ZM28 126H29V125H28ZM72 126H74V124H72ZM72 126H71V127H72ZM77 126H78V125H77ZM91 126H93V124H92ZM101 126H99V131L96 130V129H98V127L95 129V127L93 126L94 129H95V130L93 129V131H95V134L99 132V135H97V134L95 135V134L93 133L91 138H90V136H89L90 139H94L93 137L95 136L94 141H93V140H92V141H93V143H98V144H97L98 147H97L96 149H99V142H95V141H101V140H104V137H103V139H102V136H103L104 134H103V132H102L103 127L101 128ZM112 126H111V127H112ZM116 126H118V125H116ZM207 126L209 127L210 125H207ZM4 127H5V126H4ZM7 127H8V125H7ZM19 127H20V126H19ZM50 127H51V126H50ZM50 127H49V128H50ZM86 127H88V126H86ZM118 127H119V128L122 127V122H121V125L118 126ZM127 127H128V126H127ZM11 128H12V127H11ZM11 128H10V130H11ZM47 128H48V127H47ZM47 128H46V129H47ZM66 128H67V127H66ZM69 128H70V127H69ZM83 128H82V129H83ZM90 128H91V127H90ZM100 128H101V130H100ZM119 128H118V129H119ZM131 128H132V125H131ZM139 128H140V127H139ZM209 128H210V127H209ZM209 128H208V131H209ZM263 128H264V127H263ZM4 129H5V128H4ZM28 129H29V127H28ZM51 129H52V128H51ZM87 129H89V128H85L84 130H87ZM105 129H106V128H105ZM108 129H109V128H108ZM112 129H113V127H112ZM114 129H115V128H114ZM122 129H123V128H122ZM122 129H121V131H122ZM135 129H136V127H135ZM0 130H1V128H0ZM14 130H15V129H14ZM14 130H13V131H14ZM22 130H23V128H22ZM37 130H38V129H37ZM48 130H49V129H48ZM58 130H59V131H58ZM116 130H117V128H116ZM119 130H120V129H119ZM127 130H128V129H127ZM202 130H203V128H202ZM204 130H205V129H204ZM7 131H8V130H7ZM19 131H20V130H19ZM25 131H26V130H24V132H25ZM46 131H47V130H46ZM46 131H44V132H46ZM51 131H52V130H51ZM89 131H90V130H89ZM96 131H97V132H96ZM140 131H141V130H140ZM2 132H3V131H2ZM15 132H16V130H15ZM33 132H34V131H33ZM35 132H36L37 135H38V132H37V131H35ZM35 132H34V133H35ZM39 132H40V130H39ZM53 132H54V131H53ZM53 132H51V133L53 134ZM67 132H68V134H69V132H71V131L68 130ZM75 132H76V133H75ZM75 132H72V133H74V135H75V134H77V131L75 130ZM82 132H83V131H82ZM100 132H101V134H103V135H101V137H100ZM110 132H112V134H113L114 131H110ZM130 132H131V131H130ZM130 132H129V133H130ZM6 133H7V132H6ZM10 133H11V132H10ZM19 133H20V132H19ZM41 133H42V132H41ZM86 133H87V132H86ZM88 133H89V132H88ZM90 133H92V132H90ZM106 133H107V132H106ZM106 133H105V135H107ZM123 133H125V132H123ZM0 134H1V133H0ZM8 134H9V133H8ZM12 134H14V133H12ZM25 134H26V133H25ZM31 134H32V133H31ZM31 134H30V135H31ZM63 134L66 135L65 132H63ZM68 134H67V135H68ZM81 134H82V133H81ZM115 134H117V133H115ZM115 134H114V135H115ZM119 134H120V133H119ZM136 134H137V133H136ZM262 134H263V132H262ZM262 134H261V135H262ZM19 135H20V134H19ZM21 135H22V134H21ZM21 135H20V136H21ZM35 135H36V134H35ZM59 135L61 136L62 134H59ZM59 135H58V136H59ZM70 135H71V133L68 135V138H69V139L67 140V142H68L69 140H72V139L74 140L75 137L77 138V136H79L78 134H77V136H73V134H72L71 136H70ZM87 135H88V134H87ZM87 135L85 134V136H87ZM93 135H94V136H93ZM109 135H110V133H109ZM109 135H108V136H109ZM120 135H121V134H120ZM128 135H129V134H128ZM130 135H131V134H130ZM132 135H133V134H132ZM141 135H142V134H141ZM14 136H15V135H14ZM14 136H13V137H14ZM22 136H23V135H22ZM56 136H57V135H56ZM72 136H73V137H72ZM85 136H84V137H85ZM96 136H97V137H100L101 140H100L99 138H98L99 140H98V139L96 140ZM112 136H113V135H112ZM112 136L110 137V139L112 138V140H111V141H110V139L108 140V141L110 142L109 144H111V143L113 144V143L116 141V140L114 141L115 137L113 136V137H114V138H113ZM117 136H119V135H117ZM122 136H123V135H122ZM137 136H138V135H137ZM149 136H150V135H149ZM149 136H147V137H149ZM13 137H12V138H13ZM28 137H29V136H28ZM52 137H53V136H52ZM62 137H63V136H62ZM64 137H65V136H64ZM64 137H63V138H64ZM70 137H71V138H70ZM134 137H135V135H134ZM140 137H141V136H140ZM18 138H19V136H18ZM18 138H17V140H18ZM26 138H27V136H26ZM26 138H25L24 140H26ZM48 138H49V137H48ZM59 138H60V137H59ZM63 138H61V139H63ZM126 138H127V137H126ZM136 138H137V137H136ZM151 138H152V137H151ZM2 139H3V138H2ZM20 139H21V138H20ZM65 139H67V138H65ZM79 139H80V138H79ZM123 139H124V138H123ZM128 139H129V138H128ZM128 139H127V140H128ZM130 139H131V137H130ZM134 139H135V138H134ZM134 139H133V140H134ZM261 139H262V138H261ZM5 140H6V139H5ZM15 140H16V139H15ZM17 140H16V141H17ZM24 140H23V142H24ZM44 140H46V139H44ZM63 140H64V139H63ZM83 140H84V139H83ZM154 140H155V138H154ZM10 141H11V140H10ZM19 141H20V140H19ZM21 141H22V140H21ZM77 141H78V140L75 141L76 144H79V143H77ZM81 141H82V140H81ZM84 141H86V140H84ZM87 141H89V142H88L86 145L92 143V142L90 143V140H89V139H88ZM87 141H86V142H87ZM113 141H114V142H113ZM124 141H125V140H124ZM135 141H136V140H135ZM145 141H146V140H145ZM147 141H148V140H147ZM152 141H153V139H152ZM155 141H156V140H155ZM17 142H18V141H17ZM56 142H57V141H56ZM60 142H61V141H60ZM67 142H65V143H67ZM70 142H71V143H69V144H71L70 146H72V144L74 145V142H73V141H70ZM102 142H104V141H102ZM263 142H264V141H263ZM263 142H262V143H263ZM5 143H6V142H5ZM18 143H19V142H18ZM27 143H28V142H27ZM57 143H59V140H58ZM100 143H101V142H100ZM120 143H121V142H120ZM158 143H159V142H158ZM69 144H68L67 146H69ZM83 144H85V143L82 142L81 145H80V144H79V145L82 146ZM151 144H152V143H151ZM260 144H261V142H260ZM263 144H264V143H263ZM16 145H17V144H16ZM19 145H20V143H19ZM58 145H59V144H58ZM103 145H104V144H103ZM103 145H100V146H103ZM114 145H115V146H114ZM114 145H113V146L116 147L117 144H114ZM131 145H132V144H131ZM156 145H157V144H156ZM2 146H3V145H2ZM2 146H1V147H2ZM23 146H24V145H23ZM43 146H44V145H43ZM43 146H42V147H43ZM67 146H65V147H66V148H69V147H67ZM75 146H77V147L75 148ZM75 146H74V147L72 146V147L69 148V150H70L71 148H73V149H72L73 151H71V150H70V151L68 150V151H69V152H73V153L76 152L77 150H76V151H74V150H75V149H78L80 146H79V147H78V145H75ZM109 146L111 147V145H109ZM124 146H125V145H124ZM124 146H123V147H124ZM154 146H155V145H154ZM20 147H21V146H20ZM24 147H25V146H24ZM34 147H37V146L34 145ZM45 147H46V146H45ZM54 147H55V145H54ZM54 147H53V148H54ZM65 147L63 146L64 149H65ZM95 147H96V145H95ZM114 147H113V148H114ZM130 147H131V146H130ZM148 147H149V146H148ZM148 147H146V148H147V151H148ZM151 147H152V146H151ZM261 147H263V146H261ZM30 148H31V146H30ZM60 148H62V146H61ZM74 148H75V149H74ZM80 148H81V147H80ZM80 148H79V150L77 151V155H76V154H73L74 156H77V157H78V153H82V152H80ZM101 148H102V147H101ZM107 148H108V147H107ZM107 148L105 147V149H107ZM137 148H138V147H137ZM140 148H141V147H140ZM156 148H157V146H156ZM159 148H160V147H159ZM15 149H16V148H15ZM21 149H22V148H21ZM26 149H27V148H26ZM47 149H48V147H47ZM85 149H86V148H85ZM85 149H83V150H85ZM117 149H118V148H117ZM126 149H127V148H126ZM151 149H152V148H151ZM261 149H263V148H261ZM32 150H33V148H32ZM44 150H45V149H44ZM49 150H50V149H49ZM60 150H61V152L64 153V151L67 150V149H65L64 151H63L62 149H60ZM88 150H90V148H89ZM92 150H93V149H91V151H92ZM109 150H112V149H109ZM109 150H107L108 153H106L107 151H105L104 148H102V150L99 149V152H100V151H103V152L105 153V155H104L103 157L98 156V154H99V153L97 152L98 150H97V151L95 150L97 154L93 153V154H95L94 157H96V155H97L98 157H101V159H103V158H107V157H108L107 160H109L110 157L112 156V153H109ZM145 150H146V149H145ZM149 150H150V149H149ZM153 150H154V149H153ZM160 150H161V149H160ZM162 150H164V149H162ZM162 150H161V151H162ZM173 150H174V149H173ZM0 151H1V150H0ZM54 151H56V150H54ZM86 151H87V150H86ZM132 151H133V150H132ZM139 151H142V150H139ZM24 152H25V150H24ZM31 152H33V151H31ZM34 152H35V151H34ZM34 152H33V153H34ZM46 152H47V151H46ZM49 152H50V151H49ZM69 152H67V154H68ZM92 152H93V151H92ZM103 152H102V153H103ZM115 152H117V150H116ZM115 152H114V153H115ZM144 152H145V151H144ZM148 152H149V151H148ZM148 152H147V153H148ZM171 152H172V151H171ZM176 152H177V151H176ZM19 153H20V152H19ZM19 153H17V154L20 155L21 153H20V154H19ZM26 153H27V152H26ZM42 153H43V152H42ZM102 153L100 152L101 155L104 154V153H103V154H102ZM114 153H113V154H114ZM123 153H124V152H123ZM156 153H157V152H156ZM177 153H180V152H177ZM1 154H2V153H1ZM4 154H5V153H4ZM17 154H15V155H17ZM28 154H29V153H28ZM39 154H40V153H39ZM44 154H46V153H44ZM50 154H51V153H50ZM91 154H92V153H91ZM100 154H99V155H100ZM106 154H108L109 156L111 155V156L109 157V156L106 155ZM116 154H117V153H116ZM119 154H120V152H119ZM130 154H131V153H130ZM130 154H129V155H130ZM138 154H139V153H138ZM152 154H153V153H152ZM230 154H231V153H230ZM12 155H13V154H12ZM25 155H26V154H25ZM25 155H24V156H25ZM63 155H66V154L64 153ZM70 155H71V157H72V154H70ZM70 155L68 154V156H70ZM121 155H122V154H121ZM141 155H142V154H141ZM150 155H151V153H150ZM166 155H167V154H166ZM173 155H174V154H173ZM7 156H8V155H7ZM28 156H29V155H28ZM28 156H27V157H23V158H27V160H28V158H30V159L32 158V156H31V157H28ZM45 156H46V155H45ZM51 156H52V155H51ZM66 156H67V155H66ZM68 156H67V157H68ZM89 156H90V155H89ZM89 156H88V157H89ZM105 156H106V157H105ZM114 156H115V155H114ZM116 156H117V155H116ZM127 156H128V155H127ZM135 156H136V155H135ZM138 156H139V155H138ZM148 156H149V155H148ZM152 156H153V155H152ZM155 156H156V155H155ZM164 156H165V155H164ZM167 156H168V155H167ZM169 156H170V155H169ZM231 156H233V155H231ZM231 156H230V157H231ZM13 157H14V156H13ZM34 157H35V156H34ZM52 157H53V156H52ZM79 157H80V156H79ZM79 157H78V159H79ZM90 157L93 158V156H90ZM90 157H89V160H90V163H89V164H92V163H91V159H90ZM129 157H130V156H129ZM131 157H132V155H131ZM144 157H145V156H144ZM48 158H51V157H48ZM72 158H73V157H72ZM155 158H156V157H155ZM172 158H173V157H172ZM240 158H242V157H240ZM11 159H12V158H11ZM14 159H16V158L14 157ZM19 159H20V158H19ZM57 159H58V157H57ZM65 159H66V157H65ZM74 159H76V158H74ZM78 159H77V160H78ZM83 159L85 160V162H86V160L89 162V160L86 158V156H84ZM94 159H95V158H94ZM94 159H93V161H94ZM97 159H98V158L96 157V160H97ZM144 159H146V158H144ZM168 159H171V158L169 157ZM176 159L178 160V158H173V159H171L170 161H168V162H170V163H169L170 166H171V164H173V163H174V165H175V162L177 161ZM237 159H238V158H235V159H233V160L236 161ZM35 160H36V159H35ZM39 160H40V159H39ZM46 160H49V161H50V159H46ZM53 160H54V161H52V159H51V161H50V162H53V165L49 166L50 169H52V167H53V169H55L54 167H57L56 169H58V168L60 167V169H64V171L66 170L65 173H67V171H68V173H69V172H74V171H75V169H74L73 166H70L69 163H66L67 161H66L65 164H64V163H63L64 160L61 159V158H59L60 161L57 160V162H58V163L60 162V163H59L60 166L58 167L59 164H58L57 162H55V159H53ZM71 160L73 161V159H71ZM96 160H95V163H96L95 165H96V166L94 165V163H93V165L95 166V168L97 167L96 169L100 168V169H98V170L100 171L101 174H103V173H102V168L104 167V165H103L102 162L105 161V160H102V162H101V160H99V159L97 160V161L100 162V164L103 165V166L101 165L102 168L97 166V165H99V164H97L98 162H97ZM112 160H114V159L112 158ZM123 160H124V159H123ZM130 160H131V159H130ZM160 160H162V159H160ZM175 160H176V161H175ZM238 160H239V159H238ZM238 160H237V161H238ZM244 160H245V159L243 158V161H244ZM1 161H2V160H1ZM1 161H0V162H1ZM72 161H71V162H72ZM93 161H92V162H93ZM109 161H111V160H109ZM116 161H117V160H116ZM145 161H146V160H145ZM154 161H156V160H154ZM174 161H175V162H174ZM224 161H225V160H224ZM234 161H233V162H234ZM240 161H242V160H239V162H240ZM243 161L240 162V163H242V165H244V164L247 162V161H245V163L243 164ZM54 162H55V164H57V165H55ZM78 162H79V161H78ZM88 162H87V163H88ZM112 162H113V161L108 162V163H110V164L107 163V164H108V167L112 164V165H113L112 168L109 167V170H108L107 167H105V169H107L106 171H109V172H108L109 174L113 172L114 168H116V167H115L116 164H115L114 162H113V163H112ZM132 162H133V161H132ZM166 162H167V161H166ZM188 162H189V161H188ZM188 162H187V163H188ZM190 162H191V161H190ZM7 163H8V162H7ZM9 163H10V161H9ZM29 163H30V162H29ZM37 163H38V162H37ZM37 163H36V165H37ZM48 163H49V162H48ZM48 163H47V164H48ZM83 163H84V162H83ZM87 163H86V164H87ZM104 163H106V162H104ZM126 163H127V162H126ZM126 163H125V164H126ZM129 163L131 164L130 161H129ZM149 163H150V160H149ZM152 163H153V162H152ZM177 163H178V162H177ZM179 163H180V162H179ZM202 163H203V162H202ZM202 163H201V164H202ZM226 163H227V162H226ZM240 163H238V164H240ZM12 164H13V163H12ZM32 164H33V163H32ZM34 164H35V163H34ZM76 164H77V163H76ZM107 164H106V165H107ZM142 164H143V163H142ZM164 164H165V163H164ZM206 164H207V163H206ZM222 164H223V163H222ZM0 165H1V164H0ZM3 165H4V164H3ZM26 165H27V163H26ZM36 165H35V166H36ZM42 165H43V164H42ZM45 165H46V164H45ZM54 165H55V166H54ZM63 165H64V167H63ZM120 165H121V164H120ZM126 165H127V168H126L127 170H130V169L132 170V168H135V166L132 167V165H131V168H130L128 164H126ZM133 165H134V164H133ZM140 165H141V163H140ZM143 165H144V164H143ZM146 165H147V164H146ZM186 165H187V164H186ZM207 165H208V164H207ZM223 165H224V164H223ZM225 165H226V164H225ZM1 166H2V165H1ZM7 166H8V165H7ZM10 166H11V164H10ZM23 166H24V165H23ZM29 166H30V165H29ZM38 166H39V165H38ZM85 166H86V165H85ZM85 166H83V167H85ZM90 166H91V165H90ZM99 166H100V165H99ZM121 166H122V165H121ZM124 166H125V165H124ZM147 166H149V165H147ZM153 166H154V165H153ZM161 166H162V165H161ZM166 166H167V165H166ZM182 166H183V165H182ZM194 166H195V165H194ZM201 166H202V165H201ZM226 166H227V165H226ZM226 166H225V167H226ZM246 166H247V165H246ZM14 167H16V166L14 165ZM21 167H22V166H21ZM139 167H140V166H139ZM159 167H160V166H159ZM167 167H169V166H167ZM167 167H165V168H167ZM173 167H174V166H173ZM177 167L180 169V167H179L178 165H177ZM204 167H205V166H204ZM238 167H242V166H241V165H240V166L238 165ZM238 167H236V168H238ZM0 168H1V167H0ZM8 168H9V166L7 167V170H9ZM12 168H13V167H12ZM33 168H34V167H33ZM88 168H89V167H88ZM110 168H111V169H110ZM137 168H138V167H137ZM171 168H172V167H171ZM178 168H177V169H178ZM184 168H185V170H186V167H184ZM187 168H188V167H187ZM198 168H199V167H198ZM198 168H197V169H198ZM245 168H246V167H245ZM23 169H24V168H23ZM28 169H29V168H28ZM34 169H35V168H34ZM38 169H39V168H38ZM45 169L47 170V168H45ZM78 169H79V168H78ZM83 169H84V168H83ZM91 169L94 171V173H93V171H92L91 176L95 174V176L98 177V175L96 174V173L98 172V170L96 171V169H94V167H92V166H91ZM112 169H113V170H112ZM117 169H118V168H117ZM117 169H115V170H117ZM119 169H120V168H119ZM124 169H125V167H124ZM126 169H125V170H126ZM162 169H164V168H162ZM162 169H160V170H162ZM207 169H208V168H207ZM10 170H11V169H10ZM16 170H17V169H16ZM26 170H27V169H26ZM48 170H49V169H48ZM73 170H74V171H73ZM79 170H81V169H79ZM86 170H87V169H86ZM110 170H112V171H110ZM135 170H136V169H135ZM205 170H206V169H205ZM237 170H239V169H237ZM242 170H243V169H242ZM242 170H241V171H242ZM249 170H250V169H249ZM19 171H20V170H19ZM52 171H54V170H52ZM56 171H57V170H56ZM83 171H84V170H83ZM140 171H141V169H140ZM145 171H147V170H145ZM152 171H154V170H152ZM166 171L168 172L169 170H166ZM175 171H176V170H175ZM177 171H178V173H179V170H177ZM181 171H182V170H181ZM189 171H190V169H189ZM241 171H240V172H241ZM1 172H3V171H1ZM12 172H13V171H12ZM29 172H30V171H29ZM42 172H43V171H42ZM47 172H48V171H47ZM103 172H105V171H103ZM114 172H115V171H114ZM123 172H125V171H123ZM132 172H133V170H132ZM135 172H136V171H135ZM138 172H139V171H138ZM142 172H143V170H142ZM149 172H150V171H149ZM167 172H166V174H167ZM182 172H183V171H182ZM247 172H249V171H248V168H247L246 173H247ZM4 173H5V171H4ZM4 173H3V174H4ZM7 173H8V172H7ZM22 173H23V172H22ZM27 173H28V172H27ZM39 173H40V172H39ZM43 173H44V172H43ZM45 173H46V172H45ZM65 173H64V174H65ZM78 173H79V172H78ZM98 173H99V172H98ZM100 173H99V178H100V175H101ZM108 173H107V174H108ZM117 173H118V172H117ZM117 173H116V174H117ZM143 173H144V172H143ZM199 173H200V172H199ZM202 173H203V172H202ZM210 173H211V172H210ZM213 173H214V172H213ZM228 173H229V172H228ZM230 173H231V172H230ZM230 173H229V174H230ZM235 173H236V172H235ZM250 173H251V172H250ZM15 174H16V173H15ZM56 174H58V173L56 172L55 175H56ZM69 174H70V173H69ZM76 174H77V173H76ZM114 174H115V173H112V174H110L111 176H109V175L107 176V177H110V178H111L112 182H115L116 180H118V179H116V178H118L119 174H117V177L115 178V179H116L115 181L113 180V178H114ZM139 174H140V173H139ZM139 174H138V175H139ZM147 174H148V173H147ZM149 174L151 175V173H149ZM181 174H182V173H181ZM183 174H184V173H183ZM208 174H209V172H208ZM208 174H207V175H208ZM214 174H215V173H214ZM248 174H249V173H248ZM5 175H6V174H5ZM29 175H30V174H29ZM36 175H37V174H36ZM39 175H40V174H39ZM39 175H38V176H39ZM46 175H48V174H46ZM61 175H62V174H61ZM112 175H113V177H112ZM126 175H127V174H126ZM129 175H130V174H129ZM131 175H132V174H131ZM141 175H142V174H141ZM145 175H146V174H145ZM158 175H159V174H158ZM174 175H175V174H174ZM174 175H173V177H174ZM176 175H177V173H176ZM185 175H186V174H185ZM188 175L190 176V174H188ZM204 175H205V174H204ZM210 175H211V174H210ZM14 176H17V174L14 175ZM23 176H24V175H22V177H23ZM38 176H37V177H38ZM49 176H50V174H49ZM58 176H59V175H58ZM87 176H88V174H87ZM91 176H90V177H91ZM95 176H94V177H95ZM121 176H122V175H121ZM134 176H137V175H134ZM134 176H133V177H134ZM152 176H153V175H152ZM182 176H183V175H182ZM191 176H192V175H191ZM212 176H215V175H212ZM217 176H218V175H217ZM217 176H216V177H217ZM233 176H234V174H233ZM237 176H239V174L236 175L235 177H237ZM242 176H243V175H242ZM254 176H255V175H254ZM254 176H253V177H254ZM2 177H3V176H2ZM2 177H1V178H2ZM4 177H5V176H4ZM27 177H28V176H27ZM31 177H32V176H31ZM33 177H34V176H33ZM50 177H51V176H50ZM50 177H49V178H50ZM53 177H54V176H53ZM71 177H72V176H71ZM74 177H75V176H74ZM76 177H78V176L76 175ZM76 177H75V178H76ZM82 177H83V175H82ZM90 177H89V178H90ZM96 177H95V178H96ZM133 177H132V178H133ZM137 177H138V176H137ZM178 177H179V176H178ZM178 177H177V178H178ZM218 177H219V176H218ZM230 177H231V175H230ZM235 177H234V179H235ZM255 177H256V176H255ZM6 178H7V177H6ZM10 178H11V177H10ZM29 178H30V177H29ZM54 178H55V177H54ZM59 178H60V177H59ZM63 178H64V177H63ZM80 178H81V177H80ZM95 178H92V179H95ZM104 178H106V177H104ZM138 178H139V177H138ZM138 178H137V179H138ZM149 178H150V176H149ZM174 178H175V177H174ZM183 178H184V177H183ZM205 178H206V177H205ZM205 178H204V180H205ZM214 178H215V177H214ZM2 179H3V178H2ZM22 179H23V178H22ZM36 179H37V178H36ZM44 179H45V178H44ZM51 179H52V178H51ZM51 179H50V180H51ZM56 179H57V178H56ZM67 179H68V178H67ZM71 179H72V178H71ZM92 179H90V180L92 181ZM108 179H109V178H108ZM121 179H122V178H121ZM126 179H127V178H126ZM135 179H136V178H135ZM147 179H148V178H147ZM161 179H163V178L161 177ZM185 179H186V178H184V180H185ZM188 179H189V177H188ZM191 179H192V178H191ZM206 179H207V178H206ZM208 179H209V177H208ZM226 179H228V178H226ZM239 179H240V178H239ZM239 179H237V183L240 182V181H238ZM241 179H243V178H241ZM249 179H250V178H249ZM258 179H259V178H258ZM3 180H4V179H3ZM16 180H17V179H16ZM27 180H28V179H27ZM42 180H43V178H42ZM42 180H41V181H42ZM45 180H46V179H45ZM47 180H48V178H47ZM52 180H53V179H52ZM52 180H51V181H52ZM58 180H59V179H58ZM86 180H87V179H86ZM101 180H102V179H101ZM101 180H100V181H101ZM105 180H107V179H105ZM105 180H104V182H103V181H102V182L105 183V182H106ZM139 180H140V179H139ZM164 180H165V179H164ZM166 180H167V179H166ZM170 180H171V179H170ZM173 180H174V179H173ZM175 180H177V179H175ZM196 180H197V179H196ZM243 180H244V179H243ZM243 180H242L241 182H243ZM250 180H251V179H250ZM260 180H261V178H260ZM260 180H259V181H260ZM262 180H263V179H262ZM6 181H7V180H6ZM14 181H15V180H14ZM14 181H13V182H14ZM18 181H19V180H18ZM20 181H21V180H20ZM22 181H23V180H22ZM28 181H29V180H28ZM30 181H32V180H30ZM35 181H36V180H35ZM63 181H64V180H63ZM65 181H66V179H65ZM69 181H70V180H69ZM93 181H94V180H93ZM93 181L91 182L92 184L94 183ZM97 181H98V179H97ZM145 181H146V180H145ZM152 181H153V180H152ZM186 181H187V180H186ZM208 181H209V180H208ZM208 181H207V182H208ZM230 181H232V180H230ZM233 181H234V180H233ZM235 181H236V180H235ZM246 181H247V180H246ZM252 181H253V180H252ZM254 181H256V180H254ZM2 182H3V181H2ZM11 182H12V181H11ZM43 182H44V180H43ZM46 182H47V181H45V183H46ZM48 182H50V181H48ZM52 182H53V181H52ZM54 182H55V181H54ZM67 182H68V181H67ZM67 182H66V183H67ZM124 182H125L124 185H126V184L128 183V182L126 183V181H124ZM141 182L143 183V184L141 185L142 187H144L143 185L146 186V185L149 183V182L147 183V181H146L145 184H144V181H143V180H141ZM141 182H139V184H138L139 187H138V186L132 187V186H134L135 184H134V185H129V186H131L132 188H134V192H136V189L138 190V189L141 187V186H140V183H141ZM193 182H195V179L193 180ZM197 182H198V181H197ZM226 182H227V181H226ZM244 182H245V181H244ZM250 182H251V181H250ZM6 183H7V182H6ZM45 183H44V184H45ZM64 183H65V182H64ZM70 183H71V181H70ZM70 183H69V184H70ZM75 183H76V181H75ZM84 183H85V181H84ZM96 183H97V182H96ZM96 183H94V184H96ZM103 183H102V184H103ZM110 183H111V182H108V183L106 182V183H105L106 185L104 184L105 186L101 184L102 187H101V188H98V189H99V192H98V193H99L100 195H102V194L100 193L101 190H102V193H104V192H103V189H104V188H107V187H109V186H111V185H112V186L114 185V183H113V184L111 183V185L108 186L107 184H110ZM119 183L122 184V182H119ZM133 183H134V181H133ZM146 183H147V184H146ZM160 183H161V182H160ZM195 183H196V182H195ZM200 183H201V182H200ZM202 183H203V181H202ZM209 183H210V182H208V186H206V188H203V189H206L207 191L210 190V189H208V188H210V187H209ZM211 183L213 184V182H211ZM224 183H225V182H224ZM228 183H229V182H228ZM233 183H234V182H233ZM246 183H247V182H246ZM257 183H258V182H257ZM263 183H264V181H263ZM31 184H32V183H31ZM37 184H39V183H37ZM53 184H54V183H53ZM53 184H52V186H53ZM55 184H56V183H55ZM60 184H62V182H60ZM78 184H79V183H78ZM88 184H90V183H88ZM98 184H99V183H98ZM115 184H117V183L115 182ZM154 184H155V183H154ZM169 184H170V183H169ZM180 184H182V183H180ZM230 184L232 185V183H230ZM234 184H235V183H234ZM241 184H242V183H241ZM243 184H244V183H243ZM250 184H251V183H250ZM252 184H253V183H252ZM252 184H251V185H252ZM19 185H20V184H19ZM35 185H36V184H35ZM65 185H66V184H65ZM67 185H68V184H67ZM72 185L75 187V185H74L73 183H72ZM83 185H84V184H83ZM150 185H151V184H150ZM160 185H162V184H159V186H160ZM191 185H193L192 187H194V184H191ZM195 185H197V184H195ZM206 185H207V183H206ZM213 185H214V184H213ZM221 185H222V184H221ZM223 185H225V184H223ZM237 185H238V184H237ZM239 185H240V184H239ZM245 185H246V184H245ZM259 185H260V188H261L262 185H261V184H259ZM47 186H48V185H47ZM69 186L71 187V185H69ZM88 186H89V185H88ZM93 186H94V185H93ZM103 186H104V187H103ZM106 186H107V187H106ZM112 186H111V187H112ZM119 186H120V185H119ZM127 186H128V185H126V187H127ZM159 186H158V190H157V191H160V190H159V188H160ZM201 186H202V185H201ZM201 186H200V184L198 185V187H199L198 189H199V190H200ZM203 186L205 187L204 183H203ZM210 186H212V185H210ZM216 186H217V185H216ZM226 186H227V185H226ZM226 186H225V187H226ZM235 186H236V185H235ZM26 187H27V186H26ZM76 187H77V186H76ZM80 187H81V186H80ZM80 187H79V189H80ZM84 187H85V185H84ZM115 187H116V185H115ZM137 187H138V188H137ZM148 187H149V186H148ZM156 187H157V186H156ZM179 187H180V186H179ZM179 187H178V188H179ZM182 187H183V186H182ZM192 187H190L191 191H192V189H196V186H195V188H192ZM207 187H208V188H207ZM223 187H224V186H223ZM223 187H221V188H223ZM237 187H238V186H237ZM237 187H235V188H237ZM253 187H254V186H253ZM253 187H250V188H253ZM256 187H258V186L256 185ZM12 188H13V187H12ZM20 188H21V187H20ZM27 188H28V187H27ZM39 188H40V187H39ZM42 188H43V187H42ZM48 188H51V187H48ZM53 188H54V187H53ZM61 188H62V187H61ZM82 188H83V187H82ZM113 188H114V187H113ZM118 188H119V187H118ZM132 188H131V189H132ZM146 188H147V187H146ZM166 188H167V187H166ZM173 188H174V187H173ZM176 188H177V187H176ZM216 188H217V187H215V193H216V190H218V188H217V189H216ZM233 188H234V186H233ZM244 188H248V187L245 186ZM254 188H255V187H254ZM258 188H259V187H258ZM260 188H259V189H260ZM23 189H24V186H23ZM35 189H36V187H35ZM46 189H47V188H46ZM54 189H55V188H54ZM63 189H64V188H63ZM63 189H62V190H63ZM66 189H67V188H66ZM72 189H73V188H72ZM72 189H71V190H72ZM76 189H77V188H76ZM76 189H75V190H76ZM88 189H89V188H88ZM94 189H95V188H94ZM100 189H101V190H100ZM115 189H116V188H115ZM129 189H130V187H129ZM131 189H130V190H131ZM140 189H141V188H140ZM147 189H149V188H147ZM212 189L214 190L213 186H212ZM228 189H229V188H228ZM231 189H232V188L230 187V189L227 190V191H230V192H229V196H230V194L233 195V194L236 193V192L234 193V191H235L234 189H232L233 192L231 191ZM263 189H264V188H263ZM17 190H18V189H17ZM24 190L26 191V189H24ZM47 190H48V189H47ZM55 190H56V189H55ZM59 190H60V189H59ZM62 190H61V191H62ZM69 190H70V189H69ZM82 190H83V189H81V191H82ZM104 190H105V189H104ZM141 190H142V189H141ZM143 190H144V189H143ZM166 190H167V189H166ZM166 190H165V191H166ZM179 190H180V188H179ZM181 190L184 191L185 189H184V190L181 189ZM186 190L189 192V190H188L187 188H186ZM196 190H197V189H196ZM206 190H205V193H206L205 196H206V197H204V198L206 199V201H205V199H204V200H203V201H204L203 203L210 201V199L212 200V203H213L214 198L212 199V197H211L209 200L207 199V198H209L207 195H209L208 193H210V191L206 192ZM246 190H247V189H246ZM246 190H245L244 193H246ZM252 190H253V189H252ZM254 190H255V189H254ZM27 191H28V190H27ZM34 191H35V190H34ZM36 191H37V190H36ZM53 191H54V190H53ZM87 191H88V190H86V192H87ZM93 191H94V190H93ZM95 191H97V190H95ZM120 191H121V190H120ZM145 191H147V190H145ZM150 191H151V190H150ZM153 191H154V190H153ZM155 191H156V189H155ZM163 191H164V190H163ZM163 191H160L162 195H163V193H164ZM170 191H171V190H170ZM170 191H169V192H170ZM172 191H173V189H172ZM176 191H177V190H176ZM187 191H185V192H187ZM200 191H202V188H201ZM222 191H224V189H223ZM222 191H220V193H222ZM227 191H225V193H227ZM236 191H237V190H236ZM239 191L241 192L242 189L239 190ZM29 192H30V190H29ZM44 192H45V191H44ZM51 192H52V190H50L49 193L51 194ZM57 192H59V191L57 190ZM74 192H75V191H74ZM82 192H83V191H82ZM106 192L109 193V191H106ZM110 192H111V191H110ZM121 192L123 193V191H121ZM129 192H131V191H129ZM134 192H132V193H134ZM162 192H163V193H162ZM177 192H178V191H177ZM202 192H204V190H203ZM213 192H214V191H212V193H213ZM217 192H218V191H217ZM237 192H238V191H237ZM242 192H243V191H242ZM260 192H261V191H260ZM263 192H264V191H263ZM22 193H23V192H22ZM41 193H42V192H41ZM52 193H53V192H52ZM59 193H60V192H59ZM63 193H64V192H63ZM63 193H60V194H63ZM65 193H66V192H65ZM65 193H64V194H65ZM71 193H73V192H71ZM77 193H78V191H77ZM98 193H97V194H98ZM122 193H121V194H122ZM138 193H139V191H138ZM143 193H144V192H143ZM156 193H157V192H156ZM156 193H155V194H156ZM166 193H167V191H166ZM166 193H165V194H166ZM180 193H182V192H180ZM197 193H198V192H197ZM200 193H201V192H200ZM200 193H199V194H200ZM223 193H224V192H223ZM223 193H222V195H223ZM238 193H239V192H238ZM253 193H254V192H253ZM26 194H27V193H26ZM26 194H25V195H26ZM30 194H31V192H30ZM32 194H33V193H32ZM34 194H35V193H34ZM44 194H45V193H44ZM55 194H56V193H55ZM60 194H59V196H60ZM64 194H63V195H64ZM66 194H67V193H66ZM95 194H96V193H95ZM126 194H127V193H126ZM126 194H125V195H126ZM136 194H137V193H136ZM161 194H158V195H161ZM175 194H176V193H175ZM177 194H178V193H177ZM183 194H184V193H183ZM194 194H195V193H194ZM194 194H193V195H194ZM236 194H237V193H236ZM259 194H260V193H258V195H259ZM11 195H12V194H11ZM18 195H20V193H19ZM22 195H23V194H22ZM51 195H52V194H51ZM53 195H54V194H53ZM68 195L70 196V194H68ZM71 195H73V194H71ZM90 195H91V194H90ZM92 195H94V194H92ZM105 195L107 196L106 193H105ZM105 195H104V196H105ZM117 195H118V194H117ZM122 195H123V194H122ZM130 195H131V194H130ZM144 195H146V194H144ZM156 195H157V194H156ZM166 195H168V193H167ZM179 195H180V194H179ZM184 195H185V194H184ZM187 195H188V194H187ZM187 195H186V196H187ZM193 195H192V196H193ZM196 195H197V194H196ZM202 195H204V194H202ZM225 195H226V194H225ZM238 195H239V194H238ZM238 195H236V196H238ZM240 195H242V193H241ZM12 196H14V195H12ZM12 196H11V197H12ZM27 196H29V194H27ZM27 196H26V197H27ZM54 196H55V195H54ZM65 196H66V195H65ZM131 196H132V195H131ZM172 196H173V195H171V197H172ZM192 196H191V197H192ZM210 196H212V195L210 194ZM215 196H216V194H215ZM217 196H218V195H217ZM233 196H234V195H233ZM233 196H232V197H233ZM26 197H25V198H26ZM32 197H33V196H32ZM47 197H48V196H47ZM72 197H73V196H72ZM74 197H75V196H74ZM83 197H84V196H83ZM90 197H91V196H90ZM101 197H102V196H101ZM134 197H136V196L134 195ZM154 197H156V196H154ZM163 197H164V196H163ZM176 197H177V195H176ZM179 197H180V196H179ZM188 197H189V196H187V198H188ZM194 197H195V196H194ZM196 197H198V196H196ZM196 197H195V198H196ZM201 197L203 198V196H200V198H201ZM27 198H29V197H27ZM43 198H44V197H43ZM60 198L62 199L61 196H60ZM67 198H68V196H67ZM145 198H146V197H145ZM149 198H150V197H149ZM152 198H153V196H152ZM164 198H165V197H164ZM168 198H169V197H168ZM182 198H183V197H182ZM198 198H199V197H198ZM215 198H216V197H215ZM221 198H222V196H221ZM225 198H226V197H225ZM225 198H224V200H226ZM235 198H236V197H235ZM235 198H234V201H235ZM254 198H255V199H253V201H254V200L257 201L256 196H254ZM261 198L264 199V197H261ZM13 199H14V198H13ZM15 199H16V198H15ZM39 199H40V198H39ZM46 199H47V198H46ZM50 199H51V198H50ZM54 199H55V198H54ZM58 199H59V198H58ZM64 199H65V198H64ZM79 199H80V198H79ZM91 199H93V196H92ZM110 199H111V198H110ZM114 199H115V198H114ZM175 199H176V198H175ZM185 199H186V198H185ZM191 199H192V198H191ZM216 199H217V198H216ZM222 199H223V198H222ZM228 199H229V198H227V200H228ZM250 199H251V196H250ZM258 199H260V198H258ZM19 200H20V199H19ZM23 200H24V199H23ZM47 200H48V199H47ZM76 200H78V199L76 198ZM83 200H84V199H83ZM87 200H88V199H87ZM87 200H86V201H87ZM105 200H106V199H105ZM126 200H127V199H126ZM140 200H141V199H140ZM145 200H147V199H145ZM167 200H168V199H167ZM181 200H182V199H181ZM181 200H180V202H181ZM196 200H197V199H196ZM200 200H201V199H200ZM207 200H208V201H207ZM33 201H34V199H33ZM52 201H53V199H52ZM60 201H61V200H59V202H60ZM97 201H98V200H97ZM97 201H96V202H97ZM113 201H114V200H113ZM115 201H116V200H115ZM160 201H162V200H160ZM169 201H170V200H169ZM169 201H168V202H169ZM173 201H174V200H173ZM173 201H172V202H173ZM231 201H232V200H231ZM231 201H230V202H231ZM251 201H252V200H251ZM253 201H252V202H253ZM259 201H260V200H258L257 202H259ZM19 202H21V201H19ZM46 202H47V201H46ZM59 202H58V205H60ZM77 202H79V201H77ZM99 202H100V201H99ZM122 202H123V201H121V203H122ZM133 202H135V201L133 200ZM141 202H142V201H141ZM153 202H154V201H153ZM168 202H167V203H168ZM174 202H175V201H174ZM183 202H184V201H183ZM185 202H186V201H185ZM192 202H193V201H192ZM192 202H191V203H192ZM194 202H196L195 199H194ZM201 202H202V201H201ZM201 202H200V204H198V205H200V206L197 207V210H198L197 212L200 211L201 213H203L205 209L207 210V208H209L208 211H211V212L207 213L208 211H207V212L205 211V212L203 213V214H205V215H203V216H205V218H206L208 221H209V219L211 220V218L213 217V216H212L213 214H214V218H215V219L218 218V217L220 216L219 218H220V221H221V222H219V219H216V220H218L217 223H214V222H216L215 219H213L214 221L212 220L213 223L210 222V221L207 223V221L204 220L205 218H204V219H203V217L200 218L201 216L198 217V215H201V213L198 214V215L196 216V217H198V218L195 217V219H197V221H198V223H199L198 225L200 226V224L202 223L201 225L204 227L203 229L208 230V231H207L208 234H209L210 231L216 232V230L218 229L217 227L219 226V225H217L218 222L221 223V224L223 225V227H222L221 224H220V226H221L222 228H219L220 230H221V229L224 230V231H222V232H224V233H232V231L235 230V228H236L235 224L237 225V224H238L237 222H239L240 220H243V219L245 218V217H243V215H244L243 213H242V215H241L242 217H240V216H235V215H234L235 217H234V216H233V217L230 216V214H232V213H231L232 210L230 211L231 208L225 206L229 201L226 202V204H224V205H223V204H220V202H219L220 205L216 206L215 209L213 208V210L210 209V206H208V203H207V206H208V207L204 204V205L207 207V208H204L203 205L201 206ZM222 202H224V201H222ZM263 202H264V201H263ZM12 203H13V202H12ZM40 203H41V202H40ZM40 203H39V204H40ZM69 203H70V202H69ZM71 203H73V202L71 201ZM74 203H75V201H74ZM89 203H90V202H89ZM91 203H92V202H91ZM93 203H94V202H93ZM100 203H101V202H100ZM103 203H104V202H103ZM116 203H117V202H116ZM124 203H125V202H124ZM127 203H128V202H127ZM136 203H138V202H136ZM154 203H155V202H154ZM188 203H190V202H188ZM216 203H217V202H216ZM224 203H225V202H224ZM231 203H232V202H231ZM254 203H255V202H254ZM260 203L262 204V199H261V202H260ZM20 204H21V203H20ZM22 204H23V203H22ZM24 204H25V202H24ZM54 204H55V203H54ZM95 204H96V203H95ZM95 204H94V205H95ZM104 204H106V202H105ZM112 204H113V203H112ZM112 204H110V205H111V206H110L111 209H112V206H113ZM132 204H134V203H132ZM141 204H142V203H141ZM209 204H210V203H209ZM217 204H218V203H217ZM232 204H234V203H232ZM12 205H13V204H12ZM34 205H35V204H34ZM40 205H41V204H40ZM48 205H50V204H48ZM63 205H64V204H63ZM73 205H74V204H73ZM91 205H92V204H91ZM91 205H90V206H91ZM97 205H98V202H97ZM117 205H118V204H117ZM120 205H121V204H120ZM128 205H129V204H128ZM190 205H193V206H190V207H192V209H193V208L196 209V205H194V203H193V204H190ZM213 205H214V204H213ZM257 205H258V204H257ZM9 206H10V205H9ZM18 206H19V205H18ZM29 206H30V204H29ZM36 206H37V204H36ZM74 206H75V205H74ZM79 206H80V205H79ZM81 206H82V205H81ZM90 206H89V207H90ZM115 206H116V205H115ZM115 206H114V207H115ZM121 206H122V205H121ZM123 206H124V205H123ZM147 206H148V205H147ZM171 206H172V204H171ZM175 206H176V205H174V206H172V207H175ZM232 206H233V205H231V207H232ZM259 206L262 207V205H259ZM259 206H257V207L259 208ZM12 207H13V206H12ZM19 207H20V206H19ZM19 207H17V208H19ZM38 207H40V206H38ZM41 207H44V205L41 206ZM41 207H40V208H41ZM59 207H60V206H59ZM62 207H64V206H62ZM62 207H60V208H62ZM66 207H68V206L66 205ZM75 207H76V206H75ZM82 207H83V206H82ZM86 207H87V206H86ZM100 207H101V205H100ZM102 207H103V206H102ZM149 207H150V206H149ZM165 207H166V205H165ZM172 207H171V209H172ZM176 207H177V206H176ZM187 207H188V204H187ZM187 207H186V209H187ZM190 207H189L188 211H189V210H192ZM211 207H215V206H211ZM250 207H252V205H251ZM254 207H256V205H255ZM254 207H253V208H254ZM261 207H260V208H261ZM13 208H14V207H13ZM40 208H38V209H40ZM45 208H46V207H45ZM45 208H44V209H45ZM71 208H72V207H71ZM71 208H70L69 210H72ZM77 208H78V207H77ZM84 208H85V207H84ZM91 208H92V207H91ZM110 208H109V206H108V208H107V206H105V208L99 209V206H98V209H99L98 211L100 212V210H103V212H106V211H108ZM115 208H117V207H115ZM139 208H140V207H139ZM139 208H138V209H139ZM145 208H146V207H145ZM177 208H179V207H177ZM184 208H185V207H184ZM234 208H235V206H234ZM248 208H249V207H248ZM253 208H252V210H253ZM6 209H7V208H6ZM30 209H31V208H30ZM34 209H35V207H34ZM36 209H37V208H36ZM44 209H43V210H44ZM78 209H79V208H78ZM80 209H81V208H80ZM105 209H106V211H105ZM107 209H108V210H107ZM118 209H119V208H118ZM120 209H121V211L124 210L122 207H120ZM122 209H123V210H122ZM140 209H141V208H140ZM149 209H150V208H149ZM162 209H163V208H162ZM162 209H161V210H162ZM203 209H204V210H203ZM249 209H250V208H249ZM261 209H262V208H261ZM263 209H264V208H263ZM263 209H262V210H263ZM7 210H8V209H7ZM15 210H16V209H15ZM15 210H14V211H15ZM26 210H27V209H26ZM26 210H25V211H26ZM28 210H29V209H28ZM43 210H41V211H43ZM47 210H48V208H47ZM52 210H53V209H52ZM52 210H51V211H52ZM62 210H63V209H62ZM85 210H86V209H85ZM114 210H115V209H114ZM114 210L112 209V211H114ZM116 210H117V209H116ZM143 210H144V209H143ZM143 210H141V211H143ZM153 210H154V209H153ZM155 210H156V209H155ZM164 210H167V209H164ZM177 210H178V209H177ZM233 210H234V209H233ZM246 210H247V209H246ZM14 211H13V212H14ZM30 211H31V210H30ZM33 211H34V210H33ZM36 211H37V210H36ZM48 211H49V210H48ZM53 211H54V210H53ZM76 211H77V210H76ZM88 211H89V210H88ZM93 211H94V210H93ZM96 211H97V209H96ZM117 211H119V210H117ZM121 211H120V212H121ZM126 211H127V209H126ZM129 211H130V210H129ZM172 211H173V210H172ZM174 211H175V209H174ZM180 211H181V209H180ZM184 211H186V210H184ZM184 211H182V212H184ZM188 211H187V212H188ZM234 211H236V210H234ZM254 211H255V210H253L252 212H254ZM8 212H9V210H8ZM15 212H16V211H15ZM15 212H14V213H15ZM18 212H19V211H18ZM22 212H23V211H22ZM57 212H58V211H57ZM69 212H70V211H69ZM72 212H73V211H72ZM74 212H75V211H74ZM80 212H81V211H79V212H77V213H80ZM82 212H83V210H82ZM89 212H90V211H89ZM110 212H111V211H110ZM120 212H118L119 215L122 213V212H121V213H120ZM123 212H124V211H123ZM130 212H132V211H130ZM130 212H129V214H130ZM135 212H136V211H135ZM139 212H140V211H139ZM169 212H170V211H169ZM192 212H193V211H192ZM229 212H230V214H229ZM242 212H243V211H242ZM252 212H251V213H252ZM255 212H256V211H255ZM260 212H261V211H260ZM260 212H258L259 215H260ZM40 213H41V212H40ZM45 213H46V212H45ZM50 213H51V212H50ZM50 213H49V214H50ZM59 213H60V212H59ZM67 213H68V212H67ZM77 213H75V215H76ZM90 213H91V212H90ZM95 213H96V212H95ZM101 213H102V212H101ZM108 213H109V211L107 212V216H109ZM115 213L117 214V212H115ZM124 213H126V212H124ZM145 213H146V212H145ZM155 213H156V212H155ZM162 213H163V212H162ZM162 213H160V214H162ZM166 213H167V212H166ZM178 213H179V212H178ZM190 213H191V212H190ZM236 213L238 214L239 212H236ZM240 213H241V212H240ZM245 213H246V212H245ZM247 213H248V212H247ZM2 214H3V213H2ZM9 214H10V213H9ZM32 214H33V213H32ZM37 214H38V211H37ZM65 214H66V213H65ZM83 214H84V213H83ZM85 214H86V212H85ZM85 214H84V215H85ZM88 214H89V213H88ZM91 214H92V213H91ZM93 214H94V212H93ZM93 214H92V215H93ZM98 214H100V213H98ZM98 214H97V216H99ZM102 214H103V213H102ZM109 214H110V213H109ZM111 214H112V213H111ZM116 214H113L114 217L112 216L114 219H116V218H115V215H116ZM122 214H123V213H122ZM131 214H132V213H131ZM137 214H138V213H137ZM141 214H142V212H141ZM141 214H140V215H141ZM187 214H188V213H187ZM207 214H208L209 217H210V216H212V217H210V218L208 217V218H209V219H208L207 216H206ZM228 214H229V215H228ZM237 214H236V215H237ZM254 214H255V213H254ZM261 214H262V212H261ZM16 215H17V214H16ZM20 215H21V214H20ZM22 215H24V214L22 213ZM35 215H36V214H35ZM35 215H34V216H35ZM39 215H42V214H39ZM53 215H54V214H53ZM55 215H56V214H55ZM57 215H58V213H57ZM63 215H64V212H63ZM92 215H90V216H92ZM94 215H95V214H94ZM94 215H93V216H94ZM119 215H118V218L120 217ZM143 215H144V214H143ZM143 215H142V216H143ZM146 215H147V214H146ZM176 215H177V214H175V216H176ZM182 215H183V214H182ZM182 215H181V216H182ZM189 215H190V214H189ZM192 215H193V216H192ZM195 215H196V214H195ZM215 215H217V217H215ZM255 215H256V214H255ZM27 216H28V215H27ZM30 216H31V215H30ZM44 216H45V214H44ZM51 216H52V215H51ZM51 216H50V217H51ZM64 216H65V215H64ZM68 216H69V218H70V215H69V214H68ZM80 216H81V215H80ZM93 216H92V217H93ZM107 216H106V218H107ZM110 216H111V215H110ZM129 216H130V215H129ZM137 216H138V215H137ZM151 216H152V215H151ZM154 216H155V215H154ZM170 216H171V215H170ZM178 216H179V214H178ZM184 216H185V215H184ZM184 216H182V218H184ZM3 217H4V216H3ZM11 217H12V216H11ZM22 217H23V216H22ZM32 217H33V216H32ZM39 217H40V216H39ZM46 217H48V216H46ZM59 217H60V216H59ZM65 217H66V216H65ZM75 217H76V216H75ZM87 217H88V215H87ZM126 217H127V215H126ZM134 217H135V216H134ZM139 217H140V216H139ZM152 217H153V216H152ZM157 217H158V215H157ZM186 217H187V215H186ZM186 217H185V218H186ZM188 217L190 218V216H188ZM191 217H192V218L194 217V212L191 214ZM246 217H247V216H246ZM258 217H259V216H258ZM261 217H262V216H261ZM14 218H15V217H14ZM24 218H26V217H24ZM34 218H35V217H34ZM42 218H43V217H42ZM51 218H52V217H51ZM69 218H67V219H69ZM71 218H72V216H71ZM76 218H77V217H76ZM95 218H97L96 215H95ZM102 218L105 219L103 216H102ZM102 218H101V219H102ZM130 218H131V216H130ZM189 218H188V219H189ZM192 218H191L192 223L196 222V220L193 218V220H194V221H193ZM240 218H242V219H240ZM254 218H255V217H254ZM262 218H263V217H262ZM26 219H28V218H26ZM38 219H39V218H38ZM44 219H45V218H44ZM72 219H73V218H72ZM72 219H71V220H72ZM74 219H75V218H74ZM79 219H80V218H79ZM86 219H87V218H86ZM89 219H90V218H89ZM99 219H100V218H99ZM101 219H100L99 223H101V221H102ZM124 219H125V217H124ZM132 219H133V218H132ZM155 219H156V218H154V223L156 222ZM164 219H165V218H164ZM176 219H177V218H176ZM188 219L186 218V219H184V220L186 221V220H188ZM247 219H250V218H247ZM10 220H11V219H9L8 221H10ZM29 220H30V219H29ZM90 220H91V219H90ZM92 220H93V218H92ZM95 220H96V219H95ZM105 220H106V219H105ZM105 220H104V221H105ZM112 220H113V219H112ZM128 220H129V218H128ZM148 220H149V219H148ZM157 220H158V219H157ZM168 220H169V218H168ZM174 220H175V219H174ZM245 220H246V219H245ZM245 220H243V221H245ZM250 220H251V219H250ZM252 220H253V219H252ZM259 220H260V219H259ZM261 220H262V219H261ZM5 221H6V219H5ZM11 221H13V219H12ZM11 221H10V222H11ZM30 221H31V220H30ZM43 221H44V220H43ZM49 221H51V220H49ZM52 221H54V220H52ZM55 221H56V220H55ZM55 221H54V222H55ZM73 221H74V220H73ZM75 221H76V220H75ZM82 221H83V220H82ZM125 221H126V220H125ZM129 221H131V220H129ZM134 221H135V220H134ZM152 221H153V220H152ZM159 221H160V220H159ZM162 221H163V220H162ZM162 221H161V222H162ZM172 221H173V220H172ZM253 221H254V220H253ZM21 222H22V218H21ZM27 222H28V220H27ZM40 222H42V221H40ZM62 222H63V221H62ZM64 222H65V221H64ZM66 222H67V221H66ZM86 222H87V221H86ZM90 222L95 223V222H93V221H89V223H90ZM106 222L108 223V220H107ZM109 222H110V220H109ZM131 222H132V221H131ZM136 222H137V221H136ZM138 222H139V221H138ZM163 222L166 223L167 221L165 220V221H163ZM163 222H162V223H163ZM178 222H180V221H178ZM178 222H177V223H178ZM181 222H182V221H181ZM204 222H205V224H207V226L210 225V226H209L210 228L208 227V229H207V228L205 227ZM241 222H242V221L239 222V223H240V224H239L240 226H241ZM256 222H258V220H257ZM22 223H23V222H22ZM31 223H32V222H31ZM38 223H39V222H38ZM38 223H37V225H38ZM45 223H46V221H45ZM48 223H49V222H48ZM51 223H52V222H51ZM58 223H59V222H58ZM68 223H69V222H68ZM68 223H67V224H68ZM71 223H72V222H71ZM73 223H74V222H73ZM104 223H105V222H104ZM115 223H116V222H115ZM117 223H118V222H117ZM148 223H150V222H148ZM154 223H153V225H154ZM159 223H160V222H159ZM162 223H161V224H162ZM171 223H172V222H171ZM182 223H183V222H182ZM187 223H188V222H186L185 224H187ZM189 223H190V220H189ZM196 223H197V222H196ZM196 223H195V224H196ZM211 223H212V226H213V227H215L214 224L217 225V227H215L216 230H215V228H213V230H210V231H209V229H212V227H211ZM223 223H224V224H223ZM250 223H253V222H250ZM263 223H264V222H263ZM6 224H8V223H6ZM15 224H16V222H15ZM19 224H20V223H19ZM61 224H62V223H61ZM64 224H65V223H64ZM77 224H78V222H77ZM77 224H75V227H76ZM79 224H80V223H79ZM82 224H83V223H82ZM112 224H113V223H112ZM119 224H120V222H119ZM119 224H118V225H119ZM129 224H131V223H129ZM132 224H133V223H132ZM145 224H146V223H145ZM161 224H160V225H161ZM203 224H204V225H203ZM24 225H25V224H24ZM57 225H58V224H57ZM57 225H55V226L57 227ZM62 225H63V224H62ZM94 225H95V224H94ZM96 225H97V220H96ZM99 225H100V224H98L97 227H98V228H102V227L99 226ZM109 225H110V224H109ZM116 225H117V224H116ZM116 225H115V226H116ZM134 225H135V224H134ZM146 225H147V224H146ZM155 225H156V223H155ZM155 225L153 226V228L155 227ZM158 225H159V224H158ZM180 225H181V223H180ZM183 225H184V224H183ZM242 225H244V222L242 223ZM247 225H248V223H247ZM253 225H254V224H253ZM253 225H252V226H253ZM256 225H257V223H256ZM2 226H3V225H2ZM17 226H19V225H17ZM20 226H21V224H20ZM28 226H29V225H28ZM46 226H47V225H46ZM50 226H51V225H50ZM58 226H59V225H58ZM71 226H72V225H71ZM106 226H107V224H106ZM112 226H113V225H112ZM122 226H123V225H122ZM136 226L139 227V225H136ZM142 226H143V225H142ZM185 226H186V225H185ZM202 226H201V227H202ZM240 226H239V227H240ZM258 226H259V224H258ZM21 227H22V226H21ZM38 227H39V226H38ZM44 227H45V226H44ZM51 227H52V226H51ZM60 227H61V226H60ZM60 227H59V228H60ZM65 227H69V226H65ZM75 227L73 226L74 230H75ZM77 227H78V226H77ZM79 227L82 228V227H85V226H82V227L79 226ZM79 227H78V228H79ZM88 227H89V226H88ZM95 227H96V226H95ZM97 227H96V228H97ZM119 227H120V226H119ZM119 227H118V229H119ZM143 227H144V226H143ZM148 227H149V226H148ZM170 227H171V225H170ZM177 227H178V226H177ZM186 227H187V226H186ZM186 227H185V228H186ZM189 227H190V225H189ZM243 227H244V226H243ZM249 227H250V226H249ZM249 227H248V228H249ZM259 227H260V226H259ZM5 228H6V227H5ZM5 228H4V229H5ZM13 228H15V225H14ZM36 228H37V227H36ZM63 228H64V227H63ZM69 228H70V227H69ZM80 228H79V229H80ZM93 228H94V227H93ZM104 228H105V226H104ZM110 228H111V226H110ZM128 228H129V227H128ZM130 228H131V227H130ZM156 228H157V227H155L154 229H156ZM163 228H164V227H163ZM190 228H192V227H190ZM193 228H194V227H193ZM255 228H256V227H255ZM10 229H11V228H10ZM38 229H39V228H38ZM38 229H37V230H38ZM42 229H43V227H42ZM44 229H45V228H44ZM52 229H53V228H52ZM76 229H77V228H76ZM131 229H132V228H131ZM134 229H135V228H134ZM139 229H140V228H139ZM143 229H144V228H143ZM151 229H152V228H151ZM160 229H161V228H160ZM169 229H170V228H169ZM175 229H176V228H175ZM200 229H201V231H202V228H200ZM242 229H243V228H242ZM258 229H259V228H258ZM34 230H35V229H34ZM62 230H63V229H62ZM62 230H61V231H62ZM91 230H92V229H91ZM94 230H95V229H94ZM98 230H99V229H98ZM132 230H133V229H132ZM156 230H157V229H156ZM156 230H154V231H156ZM173 230H174V229H173ZM177 230H178V229H177ZM180 230H181V229H179V231H180ZM191 230H192V229H191ZM194 230H196V229H194ZM194 230H193V231H194ZM236 230H237V229H236ZM255 230H256V229H255ZM21 231H22V230H21ZM64 231H65V230H64ZM66 231H67V229H66ZM83 231H84V230H83ZM85 231H87V230H85ZM95 231H96V230H95ZM118 231H119V230H118ZM125 231H126V230H125ZM128 231H129V230H127L126 232H128ZM130 231H131V230H130ZM148 231H149V230H148ZM148 231H147V232H148ZM152 231H153V230H152ZM152 231H151V233H153ZM159 231H160V230H159ZM159 231H158V232H159ZM184 231H185V230H184ZM187 231H188V230H187ZM193 231H190V232H193ZM198 231H199V230H198ZM198 231H197V232H198ZM218 231H219V230H218ZM237 231H239V230H237ZM242 231H243V230H242ZM245 231H246V230H245ZM249 231H250V233H252L251 230H249ZM249 231H246V232H247L246 234H248ZM256 231H257V230H256ZM256 231H255V232H256ZM6 232H7V231H6ZM19 232H20V231H19ZM30 232H31V231H30ZM36 232H37V231H36ZM38 232H39V231H38ZM44 232H45V231H44ZM55 232H56V231H55ZM58 232H59V231H58ZM70 232H71V231H70ZM89 232H90V231H89ZM93 232H94V231H93ZM102 232H103V231H102ZM126 232H125V233H126ZM132 232H133V231H132ZM141 232H142V231H141ZM141 232H140V233H141ZM143 232H144V231H143ZM147 232H146V233H147ZM156 232H157V231H156ZM162 232H163V231H162ZM164 232H165V230H164ZM166 232H169V231H166ZM166 232H165V233H166ZM175 232H176V231H175ZM180 232H181V231H180ZM194 232H195V231H194ZM199 232H200V231H199ZM205 232H206V231H205ZM205 232H203V233H205ZM213 232H212V233H213ZM219 232H220V231H219ZM219 232H218V233H219ZM239 232H240V231H239ZM257 232H258V231H257ZM3 233H5V232H3ZM20 233H22V232H20ZM27 233H28V232H27ZM34 233H35V232H34ZM48 233H49V232H48ZM66 233H67V232H66ZM97 233H98V232H97ZM99 233H100V232H99ZM107 233H108V232H107ZM117 233H118V232H117ZM149 233H150V231H149ZM159 233H161V232H159ZM182 233H183V232H182ZM185 233H186V232H185ZM195 233H196V232H195ZM195 233H194V234H195ZM210 233H211V232H210ZM216 233H217V232H216ZM240 233H241V232H240ZM242 233H243V232H242ZM259 233H260V231H259ZM6 234H7V233H6ZM38 234H39L38 237L40 238V233H38ZM45 234H46V233H45ZM49 234H50V233H49ZM64 234H65V233H64ZM68 234H69V233H68ZM75 234H77V233L75 232ZM113 234H114V233H113ZM118 234H120V232H119ZM118 234H117V235H118ZM126 234H127V233H126ZM134 234H136V232H134ZM156 234H157V233H156ZM172 234H173V233H172ZM174 234H175V233H174ZM187 234L189 235V233H187ZM190 234H191V233H190ZM194 234H193V235H194ZM205 234H206V233H205ZM219 234H221V233H219ZM236 234H237V233H236ZM4 235H5V234H4ZM7 235H9V234H7ZM14 235H15V234H14ZM17 235H18V234H17ZM27 235H28V234H27ZM31 235H32V234H31ZM31 235H30V236H31ZM34 235H35V234H34ZM59 235H60V234H59ZM80 235H81V234H80ZM80 235H79V237H80ZM107 235H108V234H107ZM109 235H110V234H109ZM111 235H112V234H111ZM115 235H116V234H115ZM122 235H124V234H122ZM136 235H137V234H136ZM141 235H142V234H141ZM157 235H158V234H157ZM201 235H204V234H201ZM2 236H3V235H2ZM5 236H6V235H5ZM19 236H20V234H19ZM22 236H23V235H22ZM30 236L28 237L29 239H30ZM32 236H33V235H32ZM36 236H37V235H36ZM49 236H50V235H49ZM51 236H52V235H51ZM67 236L70 237V239H71V236H72V235H71V236L67 235ZM82 236H84V235H82ZM82 236H81V237H82ZM98 236H100V235H98ZM104 236H106V235H104ZM104 236H103V237H104ZM143 236H145V235H143ZM169 236H170V235H169ZM175 236H176V235H175ZM175 236H174V237H175ZM179 236H180V234H179ZM181 236H182V235H181ZM209 236H210V234H209ZM222 236H223V235H222ZM224 236H225V235H224ZM229 236H230V234H229ZM233 236H234V235H233ZM240 236H241V235H240ZM244 236L247 237L246 235H244ZM253 236H255V235H253ZM7 237H8V236H7ZM11 237H12V236H11ZM25 237H26V236H25ZM25 237H24V238H25ZM54 237H55V235H54ZM100 237H101V236H100ZM112 237H113V236H112ZM129 237H130V236H129ZM137 237H138V236H137ZM148 237H149V236H148ZM154 237H155V236H154ZM159 237H161V235H160ZM159 237H158V238H159ZM193 237H194V236H193ZM193 237H192V238H193ZM203 237H204V236H203ZM220 237H221V235H220ZM220 237H219V238H220ZM238 237H239V235H238ZM245 237L240 238V239H243L242 241H244V238H245ZM258 237H259V236H258ZM263 237H264V236H262L261 238L259 237L260 240L257 239L258 241L255 242V243H257V244H260V243H261L260 245H264V238H263ZM33 238H34V237H33ZM33 238H32V239H33ZM46 238H47V236H46ZM50 238H51V237H50ZM58 238H59V237H58ZM64 238H65V237H64ZM74 238H75V236H74ZM104 238H105V237H104ZM115 238H116V237H115ZM123 238H124V237H123ZM126 238H127V237H126ZM140 238H141V237H140ZM143 238H144V237H143ZM156 238H157V237H156ZM156 238H155V239H156ZM165 238H170V237H165ZM176 238H178V237H176ZM183 238H184V237H183ZM186 238H187V237H186ZM190 238H191V237H190ZM192 238H191V239H192ZM216 238H217V237H216ZM216 238H215V239H216ZM219 238H218V239H219ZM222 238H223V237H222ZM235 238H236V236H235ZM250 238H251V236H250ZM256 238H257V237H256ZM256 238H255V240H256ZM5 239H7V238H5ZM12 239H13V238H12ZM20 239H21V238H20ZM29 239H28V240H29ZM42 239H44V238H42ZM53 239H54V238H53ZM80 239H81V238H80ZM90 239H91V238H90ZM96 239H97V238H96ZM96 239H94V240H95L94 243L97 242ZM105 239H106V238H105ZM107 239H108V238H107ZM129 239H130V238H129ZM135 239H136V238H135ZM138 239H139V237H138ZM146 239H147V237L145 238V240H146ZM152 239L154 240V238H152ZM152 239H151V241H153ZM162 239H164V238H162ZM162 239L159 238V241L162 240ZM170 239H171V238H170ZM172 239H173V238H172ZM184 239H185V238H184ZM184 239H183V241H184ZM191 239H189V240H191ZM198 239H199V238H198ZM198 239H197V240H198ZM202 239H203V238H202ZM205 239H206V238L204 237L203 240H205ZM226 239H227V237H226ZM245 239H247V238H245ZM3 240H4V238H3ZM33 240H34V239H33ZM39 240H41V239H39ZM54 240H55V239H54ZM59 240H60V239H59ZM59 240H58L57 243H60ZM61 240H63V239H61ZM61 240H60V241H61ZM71 240H72V239H71ZM81 240H82V239H81ZM85 240H86V239H85ZM91 240H92V239H91ZM174 240H175V239H174ZM177 240H178V239H177ZM189 240H186V241L190 242ZM192 240H193V239H192ZM199 240H201V238H200ZM199 240H198V241H199ZM207 240H209V239H207ZM211 240H212V239H211ZM211 240H209V241L211 242ZM220 240H221V239H220ZM224 240H225V239H224ZM236 240L239 241V239H236ZM251 240H252V239H251ZM1 241H2V239L0 240V242H1ZM24 241H25V240H24ZM52 241H53V240H52ZM64 241H66V243L68 242V241L65 240V239H64ZM64 241H63V242H64ZM98 241H99V240H98ZM100 241H101V240H100ZM102 241H103V240H102ZM113 241H114V240H113ZM136 241H137V240H136ZM138 241H139V240H138ZM141 241H142V240H141ZM154 241H155V240H154ZM166 241H167V239H166ZM205 241H206V240H205ZM205 241H203V242H205ZM216 241H218V240H216ZM230 241H232V240H230ZM242 241H241V243H242ZM248 241H250V240H248ZM2 242H3V241H2ZM13 242H15V241H13ZM21 242H23V240H21ZM44 242H46V240H45ZM50 242H51V241H50ZM55 242H56V241H55ZM75 242H76V240H75ZM114 242H115V241H114ZM120 242H121V241H120ZM134 242H135V241H134ZM149 242H150V241H149ZM149 242H148V243H149ZM172 242H173V240H172ZM175 242H176V241H175ZM177 242H178V241H177ZM188 242H187V243H188ZM200 242H201V241H200ZM200 242H199V243H200ZM203 242H202V243H203ZM206 242H207V241H206ZM206 242H205V244H206ZM213 242H214V241H213ZM220 242H221V241H220ZM225 242H226V241H225ZM234 242H235V241H234ZM23 243H24V242H23ZM32 243H33V242H32ZM39 243H40V242H39ZM41 243H42V242H41ZM48 243H49V242H48ZM53 243H54V242H53ZM88 243L90 244V242H88ZM98 243H100V242H98ZM115 243H116V242H115ZM143 243H144V242H143ZM160 243H161V242H160ZM160 243H159V244H160ZM170 243H171V242H170ZM182 243H183V242H182ZM195 243H196V242H195ZM199 243H196V244H199ZM207 243H208V242H207ZM215 243H216V242H215ZM215 243H214V244H215ZM218 243H219V242H218ZM223 243H224V242H223ZM230 243H231V242H230ZM230 243H229V244H230ZM4 244H5V243H4ZM6 244H9V243H6ZM15 244H16V243H15ZM17 244L20 245V244L18 243V240H17ZM24 244H25V243H24ZM44 244H45V243H44ZM44 244H43V245H44ZM69 244H70V243H69ZM74 244H75V243H74ZM74 244H73V245H74ZM81 244H82V243H81ZM119 244H121V243H119ZM125 244H126V243H125ZM130 244H134V243L132 242V243H130ZM156 244H157V243H156ZM156 244H155V245H156ZM161 244H162V243H161ZM165 244H166V243H165ZM185 244H186V243H185ZM191 244H193V242H192ZM203 244H204V243H203ZM210 244H212V243H210ZM220 244H221V243H220ZM226 244H227V243H226ZM242 244H243V246L246 247V245H244V244H247V242L244 241V243H242ZM0 245H1V243H0ZM2 245H3V243H2ZM9 245H10V244H9ZM22 245H23V244H22ZM52 245H53V244H52ZM65 245H66V244H65ZM78 245H79V244H78ZM84 245H85V244H84ZM84 245H83V246H84ZM92 245H93V244L91 243L90 246H92ZM101 245H102V244H101ZM123 245H124V244H123ZM126 245H127V244H126ZM141 245H142V244H141ZM163 245H164V244H163ZM171 245L173 246L174 244L172 243ZM171 245H170V247H171ZM199 245H200V244H199ZM201 245H202V244H201ZM201 245H200V246H201ZM206 245H208V244H206ZM217 245H218V244H217ZM222 245H223V244H222ZM222 245H221V246H222ZM233 245H234V244H233ZM237 245H238V244H237ZM239 245H240V244H239ZM248 245H249V243H248ZM3 246H4V245H3ZM28 246H29V245H28ZM34 246H36V245L34 244ZM34 246H33V248H35ZM37 246H38V245H37ZM39 246H40V245H39ZM59 246H60V245H59ZM70 246H71V244L69 245V247H70ZM87 246H89V245H87ZM95 246H97V245H95ZM102 246H103V245H102ZM104 246H105V245H104ZM109 246H111V245H109ZM127 246H130V245H127ZM145 246H146V245H145ZM160 246H162V245H160ZM160 246H159V247H160ZM164 246H165V245H164ZM166 246L168 247L169 245L167 244ZM166 246H165V247H166ZM174 246H175V245H174ZM192 246H193V245H192ZM192 246H191V249H192ZM197 246H198V245H197ZM203 246H205V245H203ZM223 246H224V245H223ZM229 246H231V245H229ZM253 246H254V245H253ZM23 247H24V245L22 246V248H23ZM48 247H49V244H48ZM98 247H99V246H98ZM118 247H119V246H118ZM130 247H131V246H130ZM135 247H136V246H135ZM139 247H141V246H139ZM148 247H149V246H148ZM167 247H166V248H167ZM177 247H178V246H177ZM183 247H184V246H183ZM201 247H202V246H201ZM201 247H200V249H201ZM238 247H239V246H238ZM250 247H252V246L250 245ZM254 247H255V246H254ZM254 247H253V249H255ZM258 247H259V246H258ZM262 247H263V246H262ZM262 247H261V248H262ZM12 248H13V246L11 247V250H12ZM16 248H17V247H16ZM19 248H20V247H19ZM22 248H21V250H22ZM25 248H27V247H25ZM25 248H24V250H25ZM31 248H32V247H31ZM31 248L29 247L30 250H33V249H31ZM44 248H45V247H44ZM57 248H58V247H57ZM63 248H64V247H63ZM78 248H80V247H78ZM89 248H90V247H89ZM92 248H93V247H92ZM96 248H97V247H96ZM101 248H102V247H101ZM111 248H113V247H111ZM120 248H121V246H120ZM128 248H129V247H128ZM144 248H145V247H144ZM162 248H163V247H162ZM179 248L181 249L182 247H179ZM229 248H230V247H229ZM232 248H233V247H232ZM235 248H236V247H235ZM7 249H8V248H7ZM14 249H15V248H14ZM39 249H40V248H39ZM48 249H49V248H48ZM60 249H61V248H60ZM66 249H67V248H66ZM68 249L71 250V248H68ZM87 249H88V248H87ZM93 249H94V248H93ZM123 249H124V247H123ZM131 249H132V248H131ZM137 249H138V248H137ZM170 249H171V248H170ZM174 249H175V248H174ZM183 249H184V248H183ZM204 249H205V248H204ZM237 249H238V248H236V250H237ZM253 249H252V250H253ZM257 249H258V248H257ZM257 249H256V250H257ZM40 250H41V249H40ZM43 250H44V249H43ZM45 250H46V248H45ZM74 250H75V249H74ZM76 250H77V248H76ZM83 250H84V248H83ZM105 250H106V249H105ZM105 250H104V251H105ZM111 250H112V249H111ZM128 250H129V249H128ZM147 250H148V249H147ZM154 250H156V249H154ZM167 250H169V248H168ZM181 250H182V249H181ZM186 250H187V249H186ZM193 250H195V249H193ZM209 250H210V249H209ZM247 250H248V249H247ZM249 250H251V249L249 248ZM3 251H4V250H3ZM16 251H18V250H16ZM34 251H35V250H34ZM54 251L57 252L56 249H55ZM62 251H63V250H62ZM80 251H81V250H80ZM86 251H87V250H86ZM102 251H103V250H102ZM112 251H113V250H112ZM112 251H111V252H112ZM130 251H131V250H130ZM134 251H135V249H134ZM136 251H137V250H136ZM136 251H135V252H136ZM140 251H141V250H140ZM144 251H145V249H144ZM160 251H161V250H160ZM165 251H166V250H165ZM177 251H179V250H177ZM177 251H175V252H177ZM189 251H191V250H189ZM207 251H208V250H207ZM207 251H205V252H207ZM211 251H213V249H212ZM231 251H232V250H231ZM239 251H240V250H239ZM243 251H244V250H243ZM258 251H259V250H258ZM261 251H262V249H261ZM261 251H260V252H261ZM5 252H6V251H5ZM20 252H21V251H20ZM20 252H19V253H20ZM23 252H24V251H23ZM25 252H26V251H25ZM27 252H28V251H27ZM36 252H37V251H36ZM36 252H35V253H36ZM42 252H43V251H42ZM56 252H55V254H56ZM69 252L71 253V251H69ZM81 252H82V251H81ZM91 252H92V250H91ZM100 252H101V250H100ZM108 252H109V251H106V253H108ZM111 252H110L109 254H111ZM114 252H115V251H114ZM119 252H120V251H119ZM123 252H124V251H123ZM131 252H132V251H131ZM142 252H143V251H142ZM147 252H148V251H147ZM154 252H155V251H154ZM168 252H170V251H168ZM171 252H172V249H171ZM171 252H170V253H171ZM187 252H188V251H187ZM187 252H186V254L189 253V252H188V253H187ZM195 252H196V251H195ZM203 252H204V251H203ZM220 252L222 253L223 251L220 250ZM246 252H247V251H246ZM248 252H249V251H248ZM252 252H253V251H252ZM262 252H263V251H262ZM262 252L260 253V256H261V255L264 256V252H263V254H262ZM12 253H13V252H12ZM14 253H15V252H14ZM17 253H18V252H17ZM40 253H41V252H40ZM47 253H48V252H47ZM47 253H46V254H47ZM50 253H51V252H50ZM66 253H67V252H66ZM77 253H78V255H79V252H77ZM83 253H84V252H83ZM88 253H89V252H88ZM88 253H86V254H88ZM103 253L105 254V252H103ZM116 253H118V252H116ZM150 253H151V252H150ZM158 253H159V252H158ZM173 253H174V251H173ZM190 253H191V252H190ZM190 253H189V254H190ZM196 253H197V252H196ZM196 253H195V254H196ZM201 253H202V252H201ZM201 253H199L200 255H198V256H201V255L203 254V253H202V254H201ZM211 253H213V252H211ZM211 253H210V254H211ZM228 253H229V252H228ZM237 253H238V252H237ZM241 253H244V252H241ZM249 253H250V252H249ZM256 253H257V252H256ZM4 254H5V253H4ZM6 254H7V253H6ZM23 254H24V253H23ZM26 254H27V253H26ZM26 254H25V255H26ZM52 254H53V253H52ZM73 254L76 255V252H75V253L73 252ZM84 254H85V253H84ZM101 254H102V253H101ZM143 254H144V253H143ZM147 254H148V253H147ZM153 254H154V253H153ZM167 254H168V253H167ZM192 254H194V253H192ZM197 254H198V253H197ZM204 254H205V253H204ZM204 254H203V255H204ZM238 254H240V253H238ZM244 254H245V253H244ZM9 255H10V254H9ZM32 255H34V254H32ZM32 255H31V256H32ZM53 255H54V254H53ZM61 255H62V254H61ZM69 255H70V254H69ZM89 255H90V253H89ZM95 255H96V253H95ZM98 255H99V254H98ZM102 255H103V254H102ZM107 255H108V254H107ZM116 255H117V254H116ZM135 255H136V253H135ZM148 255H149V254H148ZM170 255H171V254H170ZM173 255H175V253H174ZM180 255H181V254H179V256H180ZM190 255H191V254H190ZM190 255H189L188 257H190ZM224 255L227 256L226 254H224ZM240 255H241V254H240ZM43 256H44V255L42 254V257H43ZM54 256H55V255H54ZM63 256H64V255H63ZM66 256H67V255H66ZM76 256H77V255H76ZM76 256H75V257H76ZM82 256H83V255H82ZM120 256H121V255H120ZM126 256H127V255H126ZM129 256H131V255H129ZM140 256H142V255H140ZM145 256H146V255H145ZM151 256H153V255H151ZM151 256H150V258H151ZM175 256H176V255H175ZM177 256H178V255H177ZM179 256H178V257H179ZM211 256H212V255H211ZM211 256H210V257H211ZM215 256H216V254H215ZM221 256H222V255H221ZM229 256H230V254H229ZM246 256H247V254H246ZM246 256H245V257H246ZM251 256H252V255H251ZM257 256H259V255H257ZM12 257H13V256H12ZM36 257H37V256H36ZM52 257H53V256H52ZM60 257H61V256H60ZM85 257H86V256H85ZM99 257H100V256H99ZM102 257L104 258L105 256H102ZM102 257H101V258H102ZM116 257H117V256H116ZM157 257H158V256H157ZM182 257H183V256H182ZM184 257H185V256H184ZM186 257H187V255H186ZM186 257H185V258H186ZM195 257H196V255H195ZM227 257H228V256H227ZM232 257H233V256H232ZM252 257H253V256H252ZM254 257H255V256H254ZM6 258H7V257H6ZM21 258H22V257H21ZM79 258H80V256H79ZM82 258H83V257H82ZM87 258H88V257H87ZM92 258H93V257H92ZM97 258H98V257H97ZM97 258H95V259H97ZM106 258H107V256H106ZM112 258H113V257H112ZM123 258H124V257H123ZM130 258H132V257H130ZM134 258H135V257H134ZM136 258H137V257H136ZM150 258L148 259V261L150 260ZM168 258H169V256H168ZM180 258H181V257H180ZM190 258H191V257H190ZM204 258H205V257H204ZM206 258H209V257H207V255H206ZM222 258H223V257H222ZM230 258H231V257H230ZM241 258H242V256H241ZM263 258H264V257H263ZM263 258H261V259H263ZM22 259H23V258H22ZM31 259H32V258H31ZM55 259H56V258H55ZM70 259H71V257H70ZM77 259H78V258H77ZM84 259H85V258H84ZM128 259H129V258H128ZM138 259H139V258H138ZM143 259H145V258H143ZM153 259H155V258H153ZM161 259H162V258H161ZM170 259H171V258H170ZM191 259H192V258H191ZM193 259H197V258H194V255H193ZM211 259H212V257H211ZM211 259H210V260H211ZM216 259H217V258H216ZM227 259H228V258H227ZM242 259H244V257H243ZM249 259H251V257H249ZM249 259H247V260H249ZM255 259H256V258H255ZM7 260H9V259H7ZM20 260H21V259H20ZM20 260H19V262H20ZM27 260H28V259H27ZM53 260H54V259H53ZM64 260H66V259H63V261L59 259L58 261H62V262L64 263V262H65ZM67 260H68V259H67ZM73 260L77 261L76 259H73ZM73 260H72V261H73ZM80 260H82V259L80 258ZM85 260H86V259H85ZM85 260H84L83 262H87V261H85ZM88 260L90 261V257L88 258ZM103 260H104V259H101V262H102ZM109 260H110V259H109ZM115 260H116V259H115ZM117 260H118V259H117ZM129 260H130V259H129ZM133 260H134V259H133ZM133 260H132V261H133ZM156 260L158 261L159 259H156ZM164 260H165V259H164ZM189 260H190V259H189ZM202 260H203V259H202ZM222 260H223V259H222ZM222 260H221V262H223ZM252 260H254V259H252ZM29 261H30V260H29ZM31 261H32V260H31ZM49 261H50V260H49ZM78 261H79V260H78ZM93 261H94V260H93ZM113 261H114V260H113ZM118 261H119V260H118ZM132 261H131V262H132ZM140 261H141V260H140ZM146 261H147V260H146ZM153 261H155V260H153ZM160 261H161V260H160ZM180 261H181V260H180ZM185 261H186V260H185ZM192 261H194V260H192ZM192 261H191V263H192ZM195 261H196V260H195ZM197 261H199V260H197ZM214 261H215V260H214ZM219 261H220V260H219ZM230 261H231V260H230ZM2 262H3V261H2ZM10 262H11V261H10ZM16 262H17V261H16ZM21 262H22V260H21ZM24 262H25V261H24ZM42 262H44V261H42ZM42 262H41V263H42ZM62 262H61V263H62ZM67 262H68V261H67ZM67 262H66V263H67ZM70 262H71V260H70ZM98 262H100V259H99ZM101 262H100V264H101ZM103 262H104V261H103ZM106 262H107V261H106ZM106 262H104V263L106 264ZM115 262H116V261H115ZM120 262H121V264H123L122 261H120ZM125 262H126V260H125ZM133 262H134V261H133ZM161 262H162V261H161ZM168 262H169V261H168ZM175 262H176V260H175ZM203 262H204V261H203ZM226 262H227V261H226ZM243 262L245 263V261H243ZM248 262H249V264L251 263V261H248ZM248 262H247V263H248ZM35 263H36V262H35ZM59 263H60V262H59ZM68 263H69V262H68ZM68 263H67V264H68ZM79 263H81V261H80ZM104 263H103V264H104ZM109 263H110V262H109ZM127 263H128V262H127ZM158 263L160 264V262H158ZM178 263H179V261H178ZM178 263H177V264H178ZM180 263H182V262H180ZM230 263H231V262H230ZM233 263H234V262H233ZM247 263H246V264H247ZM254 263H255V261H254ZM14 264H16V263H14ZM21 264H22V263H21ZM42 264H43V263H42ZM45 264H46V263H45ZM48 264H49V263H48ZM56 264H58V263H56ZM90 264H92V262H90ZM93 264H94V262H93ZM97 264H98V263H97ZM115 264H116V263H115ZM129 264H130V263H129ZM140 264H141V263H140ZM149 264H150V263H149ZM184 264H185V263H184ZM187 264H188V263H187ZM189 264H190V263H189ZM193 264H194V262H193ZM228 264H229V261H228ZM236 264H237V263H236ZM239 264H241V263H239ZM251 264H252V263H251ZM258 264H259V263H258Z\"/></svg>",
  "mask_w": 264,
  "mask_h": 264
}]
</instances>
